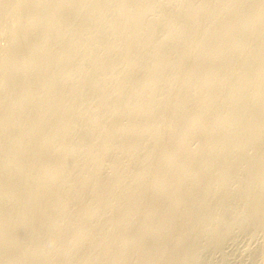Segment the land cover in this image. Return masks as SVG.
I'll list each match as a JSON object with an SVG mask.
<instances>
[{
	"label": "rangeland",
	"instance_id": "1",
	"mask_svg": "<svg viewBox=\"0 0 264 264\" xmlns=\"http://www.w3.org/2000/svg\"><path fill=\"white\" fill-rule=\"evenodd\" d=\"M67 0V2L65 0H38L34 2V0H0V135H3L2 137L0 136V168L4 165V167H2L0 169V173L1 171L4 170V174L3 172L0 174V200H1V205H0V248H5V249H0V264H10V262L12 264H61L60 262H62V264H69L70 258L72 259L70 261V264H74L73 259L75 261V264H82L83 262L86 264H180L182 262H184L185 264H264V202H260V201H264V183H262V181H264V90H262L261 86H264V0H251L252 2H250V0H178V1H174V0ZM107 1V2H106ZM119 1V2H118ZM138 1V3H137ZM142 1V2H141ZM157 1V2H155ZM168 1V3H167ZM170 1V2H169ZM172 1V2H171ZM192 1V2H191ZM221 1V2H220ZM241 1V2H239ZM249 1V2H248ZM57 2H59L58 5ZM91 2V3H90ZM97 2V3H96ZM118 2L119 5L116 3ZM132 2V3H131ZM136 2V3H135ZM153 2H155L153 4ZM180 2V4L178 3ZM212 2V4H211ZM217 2V3H216ZM237 2V3H236ZM32 3V4H31ZM48 3V4H47ZM50 3V4H49ZM71 5H70V4ZM81 3V4H79ZM96 3V4H95ZM107 3V4H106ZM115 3V5H114ZM167 3V4H166ZM199 3V4H198ZM204 3V4H202ZM223 3V4H222ZM37 4V6H35ZM44 4V5H42ZM55 4V5H54ZM67 6H66V5ZM85 4V5H84ZM116 4L118 6H116ZM124 4V5H123ZM132 4V5H130ZM134 4V6H133ZM145 4V5H144ZM147 4V5H146ZM160 4V5H159ZM166 4V5H165ZM172 4V5H171ZM214 4V5H213ZM226 4V5H225ZM233 4V5H232ZM81 5V6H80ZM88 5V6H87ZM93 5V6H92ZM99 5V6H97ZM114 5V6H113ZM149 5V6H148ZM179 5V6H178ZM183 5V6H182ZM210 5V6H209ZM213 5V6H212ZM258 5V7H257ZM34 6V7H33ZM55 6V7H54ZM66 6V7H65ZM78 6V7H77ZM85 6V7H84ZM97 6V7H96ZM124 6V7H123ZM127 6V7H126ZM130 6V7H129ZM143 6V7H141ZM147 6V7H146ZM157 6V7H155ZM159 6H161L162 8H160ZM168 6V7H167ZM182 6V7H181ZM188 6V7H187ZM196 6V8H195ZM202 6V7H201ZM206 6V8L204 7ZM212 6V7H211ZM220 6V7H219ZM232 6V7H231ZM250 6V7H249ZM49 7V8H48ZM54 7V8H53ZM71 7L74 9V11L71 9ZM93 7V8H92ZM102 9H101V8ZM141 9H140V8ZM153 7V8H152ZM155 7V8H154ZM174 9H173V8ZM217 7V8H216ZM226 7V8H224ZM261 7V9L259 8ZM39 8V9H38ZM95 8H97L95 10ZM105 8V9H104ZM114 8V9H113ZM124 8V9H123ZM127 8V9H125ZM136 10H135V9ZM158 8V9H157ZM177 8V9H176ZM182 8V9H181ZM229 8V9H228ZM240 8V9H239ZM259 8V10H258ZM47 9V10H46ZM57 9V11L55 10ZM60 9V10H58ZM88 9V10H87ZM101 9V10H100ZM111 9V10H110ZM120 9V10H119ZM146 9V10H145ZM162 9V10H161ZM167 10V13L166 10ZM198 9V10H197ZM204 9V10H203ZM222 9V10H221ZM234 9V12H233ZM245 9V10H242ZM38 12H37V11ZM46 10V11H45ZM54 10V11H53ZM83 10V11H82ZM105 10V11H104ZM109 10V11H108ZM122 10V11H121ZM130 10V11H129ZM145 12H144V11ZM149 10V11H148ZM154 10V11H153ZM170 10V11H169ZM181 10V11H180ZM202 10V11H201ZM206 10V11H205ZM208 10V11H207ZM212 10V11H210ZM251 10V11H250ZM61 12V13H57V12ZM95 11V15L94 12ZM112 11V12H111ZM117 11V12H116ZM159 11V12H158ZM164 13H163V12ZM193 11V12H192ZM218 11V12H217ZM221 11V12H220ZM225 11V12H224ZM253 11V12H252ZM260 11V12H259ZM32 12V13H31ZM66 12V13H65ZM71 12V13H70ZM77 12V13H76ZM80 12V13H79ZM86 14H85V13ZM93 14H92V13ZM97 12V13H96ZM107 12V13H106ZM108 12H110L111 14H113L111 16V14H109ZM126 12V13H124ZM141 12V14H140ZM162 12V13H161ZM170 12V13H168ZM173 12V13H172ZM197 12V14H196ZM201 12V13H200ZM217 12V13H216ZM224 12V15H222ZM262 12V13H261ZM37 13V14H35ZM53 13V14H52ZM105 13V14H104ZM136 13V14H135ZM139 13V14H137ZM144 13V14H143ZM146 13V14H145ZM149 13V14H148ZM159 13V15L157 14ZM196 15H195V14ZM212 14V16L209 15ZM219 13V14H218ZM247 13V14H246ZM261 13V14H260ZM32 14V15H31ZM49 14V15H48ZM60 17H59V15ZM64 14V15H63ZM65 14H67L65 16ZM92 14V15H91ZM98 14V15H97ZM103 16H102V15ZM124 14V15H123ZM125 14L127 16H125ZM134 16H133V15ZM168 14V15H167ZM199 14V15H198ZM215 14V15H214ZM249 14V15H248ZM257 14V15H256ZM34 15V17H33ZM138 15V16H137ZM140 15V16H139ZM142 15V18H141ZM147 15V16H145ZM156 17H155V16ZM158 15V16H157ZM185 15V16H184ZM198 15V16H197ZM240 15V16H239ZM242 15V18H241ZM256 15V16H255ZM36 16V18H35ZM51 16V17H49ZM53 16V17H52ZM64 18H63V17ZM78 16V17H77ZM93 16V17H92ZM104 16L107 18H104ZM118 16V17H117ZM132 16V17H131ZM144 16V17H143ZM165 16V17H164ZM168 18H167V17ZM179 16V17H178ZM181 16V17H180ZM193 16V18L191 17ZM197 16V17H196ZM200 16V17H199ZM205 16V17H204ZM214 16V17H213ZM232 16V17H231ZM238 16V17H237ZM254 16V18H253ZM29 17V18H28ZM33 17V18H32ZM57 17V18H56ZM88 17V18H87ZM100 17V18H99ZM113 19L110 20L109 19ZM224 17V18H223ZM226 17V18H225ZM246 17V18H245ZM249 17V19H248ZM257 19H256V18ZM40 18V19H39ZM52 18V19H51ZM62 18V19H61ZM83 18V19H80ZM106 20H104V19ZM117 18V19H116ZM119 18V19H118ZM131 19V24H130V19ZM144 18V19H143ZM150 20H148V19ZM152 18V19H151ZM160 18V19H159ZM163 18V20H162ZM173 18V19H172ZM181 18V19H180ZM185 18V19H184ZM187 18V19H186ZM259 18V19H258ZM30 21H29V20ZM35 21H34V20ZM55 19V20H53ZM89 19V20H88ZM93 19V21L91 20ZM100 19V20H99ZM122 19V20H121ZM125 19V20H123ZM136 19V20H135ZM155 19H157V22L155 21ZM196 19V20H195ZM201 19V20H200ZM212 19V20H211ZM215 19V20H214ZM254 19V20H253ZM67 20V21H66ZM104 20V22H103ZM121 22H120V21ZM128 20V22H127ZM133 20V21H132ZM146 20V22H145ZM170 22H169V21ZM179 20V23L177 22ZM184 20V21H183ZM229 20V22H228ZM235 20V21H234ZM242 24H241V22ZM243 20V21H242ZM253 20V21H252ZM34 21V22H33ZM97 21V22H96ZM110 21V22H109ZM127 22L126 24L124 23ZM140 21V22H139ZM154 21V22H152ZM163 21V22H162ZM166 21V22H164ZM173 21V22H171ZM197 21V22H196ZM216 21V22H215ZM245 21V22H244ZM27 22V23H26ZM33 22V24H32ZM35 22H36V26H35ZM39 22V23H38ZM82 22V23H81ZM87 22V23H86ZM94 22V23H93ZM100 22V23H98ZM112 22V23H111ZM114 22V23H113ZM120 22V23H119ZM134 22V23H133ZM150 24H149V23ZM186 22H187V27H186ZM189 22V23H188ZM202 22V23H201ZM235 25H234V23ZM250 22V23H249ZM252 22V23H251ZM41 23V24H40ZM48 25H47V24ZM52 23V24H51ZM55 23V25H54ZM61 23H63L61 25ZM68 23V24H67ZM75 23V24H74ZM122 23V24H121ZM124 23V24H123ZM158 25H157V24ZM26 24V25H25ZM29 24V25H28ZM44 24V26H43ZM51 24V25H50ZM57 24V25H56ZM80 24V25H79ZM98 24V25H97ZM105 26H104V25ZM110 24V26H109ZM133 24V25H132ZM135 24V25H134ZM137 24V25H136ZM154 24V25H153ZM179 26H178V25ZM218 26H217V25ZM232 24V25H231ZM240 24V25H239ZM259 26H258V25ZM24 25V26H23ZM28 25V26H27ZM41 25V27H40ZM59 25V26H58ZM72 25V26H71ZM77 27H76V26ZM83 25V26H82ZM90 25V26H89ZM121 25V26H119ZM139 25V26H138ZM151 25V26H150ZM165 25V26H164ZM198 25V26H197ZM209 25V26H208ZM213 25V26H212ZM32 26V27H30ZM50 26V27H49ZM69 26V27H68ZM75 28H74V27ZM81 26V27H80ZM89 26V28H88ZM92 26V28H91ZM96 26V27H95ZM102 26V28H101ZM115 26V27H114ZM126 26V28H125ZM168 26V28H167ZM175 26V27H174ZM197 26V27H196ZM207 26V27H206ZM21 27H23L21 29ZM25 27V28H24ZM52 27V28H51ZM55 29H54V28ZM64 28V29H61ZM68 27V29H67ZM97 27L99 29H97ZM111 27V29H110ZM114 27V29H113ZM139 27V28H138ZM159 27V28H157ZM162 27V28H161ZM230 27V28H229ZM239 27V28H238ZM258 27V28H257ZM36 28V29H35ZM59 30H58V29ZM71 28L72 32H71ZM82 30H80V29ZM95 28V29H94ZM106 28V29H105ZM109 28V29H108ZM116 28V29H115ZM119 28V31H118ZM142 28V29H141ZM161 28V30H160ZM198 28V29H197ZM203 28V29H202ZM212 28V29H211ZM29 29V30H28ZM33 29V31H32ZM49 29V30H48ZM51 29V30H50ZM85 29V30H83ZM93 29V30H92ZM101 29V30H100ZM125 29V30H124ZM157 29V31L155 30ZM164 29V30H162ZM214 29V31H212ZM246 31H245V30ZM248 29L252 30L249 31ZM258 29V30H257ZM41 30V31H40ZM64 30V31H63ZM92 30V32H91ZM116 32H115V31ZM125 31V32H122ZM143 30V31H142ZM167 30V31H166ZM174 30V31H173ZM23 33H22V32ZM35 31V32H34ZM39 31V33H38ZM51 31V32H50ZM58 31V32H57ZM86 34H85V32ZM90 31V32H89ZM101 31V32H100ZM118 31V32H117ZM131 31V32H130ZM142 31V32H140ZM152 31V32H151ZM160 31V32H159ZM163 31V32H162ZM181 31V32H180ZM201 31V32H200ZM212 31V32H211ZM228 31V32H227ZM235 31V32H234ZM26 32V33H25ZM33 32V33H31ZM46 32H48V34H46ZM71 32V33H70ZM95 35H94V33ZM99 34H98V33ZM108 32V33H107ZM110 32V33H109ZM128 32V33H127ZM130 32V33H129ZM159 32V33H158ZM172 32V33H171ZM175 32V33H174ZM188 32V33H187ZM195 32L197 34H195ZM227 32V33H226ZM248 32V33H247ZM257 32V33H256ZM23 35H22V34ZM35 33V34H34ZM38 33V35H37ZM44 33V34H43ZM50 33V34H49ZM65 33V34H64ZM70 33V34H69ZM93 36V38H91V34ZM127 33V34H126ZM141 33V35H140ZM166 33V34H165ZM168 33V34H167ZM174 33V34H173ZM238 33V34H237ZM241 33V34H240ZM259 33V35H258ZM21 34V36H20ZM29 34V35H28ZM32 34V35H31ZM54 36H53V35ZM58 34V36H57ZM78 34V35H77ZM112 34V35H111ZM115 36H114V35ZM119 36H118V35ZM153 34H156L153 36ZM173 34V35H172ZM186 34V35H185ZM200 34V35H198ZM217 34V35H216ZM230 37H229V35ZM246 36H245V35ZM251 36H250V35ZM254 34V35H253ZM68 35V36H67ZM75 35V36H74ZM81 35V36H80ZM87 35V36H86ZM99 35H101L99 37ZM104 35V36H102ZM108 35V36H107ZM140 37H139V36ZM166 35V36H165ZM168 35V36H167ZM211 35V36H210ZM225 35V36H224ZM227 35V36H226ZM262 35V36H261ZM24 36V38H23ZM26 36V38H25ZM39 38H38V37ZM46 36V37H45ZM50 36H52L50 38ZM64 36V37H63ZM85 36V37H84ZM97 36V37H95ZM111 36V37H110ZM133 36V37H132ZM160 36V37H159ZM183 36V37H182ZM186 36V37H185ZM193 36V37H192ZM196 36V37H195ZM199 36V37H198ZM221 36V37H219ZM243 36V37H242ZM22 39V40H20ZM59 37V38H58ZM69 37V38H68ZM82 39H81V38ZM87 37V38H86ZM108 37V38H107ZM117 37V38H116ZM126 37V38H125ZM139 37V38H138ZM144 37V38H143ZM203 37V38H202ZM36 38V40H35ZM57 38V39H56ZM72 38V39H71ZM77 38V39H76ZM89 38V39H88ZM92 40H91V39ZM96 40H95V39ZM103 38V39H102ZM123 38V40H121ZM128 38V39H127ZM143 38V39H141ZM152 38V39H151ZM158 38V39H156ZM162 38V39H161ZM177 38V39H176ZM197 38V39H196ZM202 38V39H201ZM219 38V39H218ZM230 38V39H229ZM234 38V40H233ZM241 38V39H240ZM249 38V39H248ZM252 40H251V39ZM19 39V40H18ZM42 39V40H41ZM62 39V40H61ZM67 39V40H66ZM75 39V40H74ZM79 39V40H78ZM114 41H113V40ZM140 39V40H139ZM179 39V40H178ZM204 39V40H203ZM209 39V40H207ZM260 39V40H259ZM16 40V41H15ZM39 40V41H38ZM55 40V41H54ZM71 40V42H70ZM74 40V41H73ZM78 40V42H76ZM88 40V41H87ZM99 40V41H98ZM106 40V41H105ZM134 40V41H132ZM145 40V41H144ZM150 40V41H149ZM152 40V42H151ZM162 40V41H161ZM198 42H197V41ZM201 40V41H200ZM203 40V41H202ZM222 40V41H221ZM224 40V42H223ZM250 40V41H249ZM18 41V42H17ZM24 41V42H23ZM26 41V42H25ZM35 43H33V42ZM38 41V42H37ZM43 41V42H42ZM49 41V43H48ZM54 41V42H53ZM61 44H60V42ZM87 41V42H86ZM93 44H91L90 42ZM98 41V42H96ZM112 41V42H111ZM195 41V42H194ZM255 41V42H254ZM260 43H259V42ZM17 42V43H16ZM47 42V43H46ZM86 42V43H85ZM100 42V44H99ZM105 42V43H104ZM109 42V43H108ZM111 42V44H110ZM114 42V43H113ZM131 43L129 45V43ZM172 42V44H171ZM186 42V43H185ZM192 42V43H191ZM217 42V43H216ZM248 42V43H247ZM19 43V44H18ZM22 43V44H21ZM39 43V44H38ZM43 43V44H42ZM46 43V45H45ZM64 43V44H63ZM69 43V44H68ZM75 43V44H74ZM84 43V44H83ZM104 43V44H103ZM113 43V46H111ZM133 43V44H132ZM138 43V44H137ZM141 43V44H140ZM150 45H148V44ZM156 43V44H155ZM180 43V44H179ZM196 43V44H195ZM27 44V46H26ZM31 44V45H30ZM55 47H52V45ZM59 44V45H58ZM67 44V45H66ZM80 44V45H77ZM110 44V45H109ZM123 44V45H122ZM126 44V45H125ZM128 44V45H127ZM137 44V45H135ZM161 46H160V45ZM166 44V46H165ZM192 44V45H191ZM205 44V45H204ZM213 44V45H212ZM239 44V45H238ZM246 44V45H245ZM257 44V45H256ZM15 45V46H14ZM37 47H36V46ZM41 45V46H40ZM65 45V46H63ZM72 45V46H71ZM93 45V46H92ZM97 45V46H95ZM104 45V46H102ZM134 45V46H133ZM144 45V46H143ZM170 45V46H169ZM195 47H194V46ZM203 45V46H201ZM230 45V47H229ZM31 46V47H30ZM61 49H60V47ZM76 46V47H75ZM192 46V47H191ZM197 46V48H196ZM208 46V47H207ZM210 46V47H209ZM221 46V47H220ZM233 46V47H232ZM254 46V47H253ZM259 46V47H258ZM13 47V48H12ZM16 47V48H15ZM29 47V49H28ZM35 47V48H32ZM49 47V48H47ZM58 47V48H57ZM68 47V48H67ZM83 47V48H82ZM90 47V48H89ZM100 47V48H99ZM125 47V48H124ZM152 47V48H151ZM163 47V48H162ZM167 47V48H166ZM214 51H212L213 49ZM227 47V48H226ZM239 47V48H238ZM242 47V48H241ZM46 48V49H45ZM53 52H52V50ZM55 48V49H54ZM65 48V49H64ZM81 48V49H80ZM103 48V49H102ZM105 48V50H104ZM149 48V50H148ZM158 48V49H157ZM169 48V49H168ZM184 48V50H183ZM204 48V49H203ZM209 48V49H208ZM220 50H219V49ZM231 48V49H230ZM238 48V49H237ZM241 48V49H240ZM247 48V49H246ZM255 48V49H254ZM258 48V49H257ZM262 50H261V49ZM12 49V50H11ZM21 49V50H20ZM28 50L29 52L25 51ZM35 49V50H34ZM85 49V50H84ZM101 51H100V50ZM116 49V50H115ZM119 51H118V50ZM139 49V50H138ZM145 49V50H144ZM193 49V50H192ZM211 49V50H210ZM8 50V51H7ZM20 50V51H18ZM39 50V52H38ZM41 50V51H40ZM83 50V51H82ZM88 50V51H87ZM98 50V51H96ZM131 50V51H130ZM135 50V53H134ZM144 50V51H143ZM157 50V51H154ZM168 50V52H167ZM189 52L190 50L192 52H189L187 54V52ZM189 50V51H188ZM222 50V51H221ZM241 50V52H240ZM245 50V51H244ZM247 50V51H246ZM258 50V51H257ZM12 51V52H11ZM37 51V52H36ZM46 51V52H45ZM48 51V52H47ZM61 51V53H60ZM63 51V53H62ZM124 51V53H123ZM183 51V52H182ZM204 51V52H203ZM210 51V52H208ZM219 51V52H217ZM221 51V52H220ZM230 53H228V52ZM7 52L10 54H7ZM24 52V53H23ZM44 55H43V53ZM73 52V53H72ZM77 52V53H76ZM79 52V53H78ZM83 52V53H82ZM94 52V53H92ZM112 52L114 54H112ZM139 52V53H138ZM142 55H141V53ZM146 52V53H145ZM148 52V53H147ZM153 52V53H152ZM160 52V53H159ZM166 52V53H165ZM171 52V53H170ZM181 52V53H180ZM226 52V53H225ZM250 52V53H249ZM253 52V53H252ZM15 53V54H14ZM27 53V54H26ZM33 55H32V54ZM36 53V54H35ZM42 53V54H41ZM55 53V54H54ZM66 53V54H65ZM85 53V54H84ZM87 53V54H86ZM105 55H104V54ZM118 53V55H117ZM214 53V55H213ZM261 53V54H260ZM35 54V55H34ZM41 54V55H40ZM51 54V55H50ZM73 54V55H72ZM101 54V55H100ZM131 54L133 56H131ZM138 54V55H137ZM190 54V55H189ZM194 54V55H193ZM209 54V55H208ZM222 54V56H221ZM228 54V55H227ZM251 56H250V55ZM254 54V55H253ZM3 55V56H2ZM32 55V56H31ZM39 55V56H38ZM67 55V58L66 56ZM72 55V56H71ZM87 55V56H86ZM91 55V56H90ZM93 55V56H92ZM113 57H112V56ZM124 57H120L123 56ZM129 55V56H128ZM145 55V56H143ZM154 55V56H153ZM157 55V56H156ZM170 55V58H169ZM199 55V56H198ZM212 55V56H211ZM235 55V56H234ZM244 55V57H243ZM247 55V56H246ZM260 55V56H259ZM8 56V57H7ZM10 56V57H9ZM27 56V57H26ZM36 56V57H35ZM70 56V57H69ZM95 56V57H94ZM105 56V58L103 57ZM192 56V57H191ZM195 56V57H194ZM198 56V57H197ZM227 56V57H226ZM26 57V58H25ZM38 57V58H37ZM42 57V58H41ZM45 57V58H44ZM157 57V58H155ZM203 57V58H202ZM248 57V58H247ZM6 58V59H5ZM10 58V59H9ZM12 58V60H11ZM29 58V60L27 59ZM58 58V59H57ZM69 58V60H68ZM80 58V59H79ZM92 58V59H91ZM95 58V60L93 59ZM98 58V60H97ZM116 58V59H115ZM141 58V59H140ZM152 58V59H151ZM169 58V59H168ZM174 58V59H172ZM189 58V59H188ZM191 58V59H190ZM199 58V59H198ZM217 58V59H216ZM242 58V59H241ZM18 59V60H17ZM40 59H41V63H40ZM46 59V60H44ZM57 59V60H56ZM64 59V60H63ZM67 59V60H66ZM71 59V60H70ZM74 59V60H73ZM87 59V60H86ZM90 59V60H89ZM111 59V60H110ZM127 59V60H125ZM139 59V60H138ZM154 59V60H153ZM214 59V60H213ZM221 59V60H220ZM223 59V60H222ZM231 59V61H230ZM249 59V60H248ZM251 59V60H250ZM35 60V62H34ZM39 60V61H38ZM48 60H50L49 62H47ZM94 60V62H92ZM123 60V61H122ZM148 60V63H147ZM158 60V62H157ZM168 60V61H167ZM181 60V62H180ZM191 60V62H190ZM196 60V61H194ZM237 63H235V61ZM247 62H246V61ZM4 61V62H3ZM11 61V62H10ZM29 61V63L27 62ZM57 61V62H56ZM59 61V63H58ZM66 61V62H65ZM161 61V62H160ZM199 61H201L202 63H200ZM230 61V63H229ZM234 61V62H233ZM251 61V63H250ZM2 62V63H1ZM15 62V63H14ZM31 62V63H30ZM63 62V63H62ZM65 62V63H64ZM111 62H113L111 64ZM115 62V63H114ZM128 62V64H127ZM136 62V63H135ZM140 62V63H139ZM149 62L151 65H149ZM197 62V63H196ZM210 62V63H209ZM17 63V64H16ZM33 63V64H32ZM36 63V64H34ZM53 63V64H52ZM57 63V64H56ZM85 65H84V64ZM91 63V64H90ZM120 63V65H119ZM126 63V64H125ZM138 63V64H137ZM158 63V64H157ZM174 63V64H173ZM179 63V64H176ZM184 63V64H182ZM196 63V64H195ZM207 63H209V66L207 65ZM3 64V65H2ZM8 64V65H7ZM11 64V65H10ZM29 66H28V65ZM40 64V65H39ZM50 64V65H49ZM55 64V65H54ZM71 64V66H70ZM78 64V65H77ZM111 64V65H110ZM190 64V65H189ZM193 64V65H192ZM206 64V65H205ZM227 64V65H226ZM251 64V65H250ZM254 64V65H253ZM52 65V66H51ZM66 65V66H65ZM74 65L75 68H73L72 66ZM76 65V66H75ZM80 65V66H79ZM83 65V66H82ZM102 65V66H101ZM127 65V66H125ZM138 67H137V66ZM149 67H148V66ZM160 65V66H159ZM185 65V66H184ZM187 65V66H186ZM200 67H199V66ZM207 67H205V66ZM236 65V66H235ZM240 65V66H238ZM31 66H33L31 68ZM51 66V67H50ZM79 66V67H78ZM95 66V67H94ZM99 66V67H98ZM111 66V67H110ZM117 66V67H116ZM121 66V67H120ZM131 66V67H130ZM133 66V68H132ZM136 66V68H135ZM145 66H147V69L145 68ZM183 66V67H182ZM221 66V68H220ZM228 66V68H227ZM244 66V67H243ZM3 67H5L3 69ZM13 67V68H12ZM15 67V68H14ZM36 67V68H34ZM37 67H40L37 68ZM47 67V69H46ZM53 67V68H52ZM63 67V68H62ZM71 67V69H70ZM107 67V68H106ZM144 67V68H143ZM167 67V68H166ZM169 67L171 69H169ZM174 67V69H173ZM180 67V68H179ZM196 67L199 69H196ZM202 67V68H201ZM235 67V68H234ZM253 67V69H252ZM19 70H18V69ZM24 68V69H23ZM29 68V69H28ZM44 71H43V69ZM52 71H50L51 69ZM99 68V70H98ZM119 68V69H118ZM125 68V69H124ZM183 71H182V69ZM195 68V69H194ZM237 68V69H236ZM259 68V69H258ZM14 69V70H13ZM32 69V70H31ZM36 69V70H35ZM62 69V70H61ZM69 69V71H68ZM73 69V70H72ZM93 69V71H92ZM116 69V70H115ZM118 69V70H117ZM124 69V70H122ZM129 69L130 72L128 71ZM144 69V71H143ZM153 69V70H152ZM177 69V70H176ZM188 69V71H187ZM222 69V70H221ZM225 69V70H224ZM261 69V72L259 71ZM7 72H5V71ZM19 72H18V71ZM31 70V71H30ZM64 70V71H63ZM67 70V71H66ZM72 70V71H71ZM97 70V71H96ZM107 70V71H106ZM142 70V71H141ZM146 70V72H145ZM160 70V71H159ZM170 70V71H169ZM194 70V71H193ZM196 70V71H195ZM207 72H206V71ZM216 70V71H215ZM221 70V72H220ZM17 71V72H16ZM24 71V72H23ZM46 71V74H45ZM84 73H83V72ZM110 71V72H109ZM135 73H134V72ZM148 71V72H147ZM156 71V72H155ZM158 71V72H157ZM162 71H164L163 73H161ZM181 71V72H180ZM192 71V72H191ZM227 71V72H226ZM252 71V72H251ZM259 71V72H258ZM14 72V73H13ZM21 72L23 74H21ZM31 72V74H29ZM88 72H91L90 74ZM93 72V74H92ZM107 72V73H106ZM119 72V73H118ZM122 72V73H121ZM171 74H170V73ZM176 72V73H175ZM188 72V73H187ZM212 72V73H211ZM214 72H216L214 74ZM11 73V74H10ZM41 73V75L39 74ZM49 73V74H48ZM104 73V74H103ZM109 73V74H108ZM124 73V74H123ZM137 73V74H136ZM140 73V74H139ZM156 75H155V74ZM158 73V75H157ZM197 73V74H196ZM204 73V74H203ZM259 73V74H258ZM27 74V75H26ZM33 74V75H32ZM45 74V75H44ZM52 74V75H51ZM55 74V75H54ZM67 74V75H66ZM107 76H106V75ZM111 74V75H110ZM121 74H123V76H121ZM149 74V76H148ZM177 74V75H175ZM181 74V75H179ZM249 74V75H248ZM260 76H257V75ZM4 75V76H3ZM8 75V77H7ZM23 75V76H22ZM54 75V76H53ZM70 75V76H69ZM71 75L73 77H71ZM87 75V76H86ZM135 75V76H133ZM141 75V76H140ZM145 75V76H144ZM153 75V76H152ZM155 75V76H154ZM163 75V77H162ZM169 75V76H168ZM175 75V77H174ZM185 75V76H184ZM205 75V76H204ZM27 76V77H26ZM30 76V79L28 78ZM39 76V77H38ZM41 76V78H40ZM62 76V77H61ZM82 78H81V77ZM91 76V77H90ZM153 78H152V77ZM165 76V78H164ZM257 76V79L255 78ZM5 77V78H4ZM24 77V78H22ZM36 77V78H35ZM57 80V78H59ZM90 77V78H89ZM115 77V79H114ZM122 77V78H121ZM128 77V78H127ZM150 77V78H149ZM168 77V79H166ZM174 77V78H173ZM178 77V78H177ZM182 77V78H181ZM208 77V78H206ZM215 77V78H214ZM13 78V79H12ZM17 78V79H16ZM33 78V79H31ZM45 80H43V79ZM71 78V79H70ZM75 78V79H74ZM87 78L89 80H87ZM113 78V79H112ZM134 78V79H133ZM160 80H159V79ZM163 78V79H162ZM173 78V79H172ZM178 80H177V79ZM221 78V79H220ZM234 78V79H233ZM7 79V80H6ZM23 79H24V83H23ZM28 79V81H27ZM64 79V80H63ZM77 79V80H76ZM82 79V80H81ZM107 79V80H106ZM113 81H112V80ZM125 81H124V80ZM133 79V80H131ZM147 82H146V80ZM154 79V81H153ZM156 79V80H155ZM166 79V80H165ZM185 79H187L185 81ZM191 80V82L188 81ZM202 79V80H201ZM10 80V81H9ZM31 80V81H30ZM35 80V82H33ZM44 82H42V81ZM66 80V81H65ZM68 80V81H67ZM85 82H84V81ZM121 80V81H120ZM129 80H131V82H129ZM141 80V81H140ZM228 80V81H227ZM235 80V81H234ZM27 81V82H26ZM46 81V82H45ZM91 81V82H90ZM127 81V82H126ZM133 81V82H132ZM153 81V82H152ZM161 81V82H160ZM195 81V83H194ZM207 81V82H206ZM9 82V83H8ZM52 82V83H51ZM61 85H60V83ZM64 82V83H63ZM71 84H70V83ZM74 82V83H73ZM80 82V83H79ZM84 86H83V84ZM103 82V83H102ZM149 82V83H148ZM160 82V83H159ZM178 82V83H177ZM180 82V83H179ZM184 82V84H183ZM197 82V83H196ZM205 82V83H204ZM26 83V84H25ZM30 85H29V84ZM32 83V84H31ZM43 83V84H42ZM51 83V84H50ZM66 83V84H65ZM69 83V84H68ZM114 83H116L114 85ZM118 83V84H117ZM134 83V84H132ZM146 83V84H145ZM154 83V84H152ZM182 83V84H181ZM194 83V84H193ZM211 83V84H210ZM221 83V84H220ZM254 83V84H253ZM14 84V85H12ZM54 84V85H53ZM68 84V85H67ZM87 86H86V85ZM112 84V85H111ZM126 84V86H124ZM132 84V85H130ZM139 84V85H138ZM160 84V85H159ZM172 84V86H171ZM181 84V85H180ZM189 84V85H188ZM205 84V85H202ZM219 84V85H217ZM254 87H253V85ZM33 85V86H32ZM44 85V86H43ZM47 85L49 88L50 86H54L53 90L50 88H47ZM61 87H59V86ZM90 85V86H89ZM93 85V88L91 87ZM106 85V86H105ZM123 85V86H122ZM144 85V86H142ZM149 85H151L149 87ZM176 85H179L176 86ZM207 85V86H206ZM217 85V87H215ZM225 85V86H224ZM12 86V87H11ZM17 88H15V87ZM32 88H31V87ZM35 86V87H34ZM43 86V87H42ZM64 86V87H62ZM68 86V87H67ZM79 86V87H78ZM97 86V87H96ZM115 86V88H114ZM192 86V87H191ZM199 88H198V87ZM205 86V88H204ZM227 86V87H226ZM237 86V88H236ZM257 86V87H256ZM11 89H10V88ZM81 87V88H80ZM85 87V89H84ZM88 89H87V88ZM91 87V88H90ZM107 87V88H106ZM123 87V89H121ZM136 87V88H135ZM139 87V88H137ZM144 87V88H143ZM147 87H149L148 89H146ZM165 87V88H164ZM171 87V88H170ZM8 88V89H7ZM15 88V89H14ZM19 88V89H18ZM48 90H47V89ZM70 88V89H69ZM72 88V89H71ZM77 88V90H76ZM111 88V89H110ZM114 88V89H113ZM128 88V89H126ZM181 88V89H179ZM207 88V89H206ZM7 89V90H5ZM10 89V90H9ZM14 89V91H13ZM25 89V90H24ZM32 89V90H31ZM65 89V90H64ZM69 89V90H68ZM117 89V90H116ZM137 89V90H136ZM162 89V91H161ZM174 89V90H173ZM179 89V90H178ZM185 89V90H183ZM194 89V90H193ZM211 89H214L211 91ZM223 89V90H222ZM32 91V96L29 95L31 94ZM37 90H39V92H37ZM60 90V91H59ZM76 90V91H74ZM84 90V91H82ZM102 90V91H101ZM128 90V91H126ZM130 90V92H129ZM173 90V91H172ZM177 90V91H176ZM181 90V91H180ZM197 90V91H196ZM205 90V91H204ZM239 90V91H238ZM241 90V91H240ZM252 90V91H250ZM258 90V91H257ZM260 90V91H259ZM3 93H2V92ZM5 91V92H4ZM13 91V92H12ZM48 91V92H47ZM81 91V92H80ZM101 91V92H100ZM105 91V92H104ZM111 91V92H109ZM119 93H118V92ZM136 91V93L134 92ZM147 91V92H145ZM159 93H158V92ZM194 91V92H193ZM255 91V92H254ZM11 92V93H10ZM24 92V93H22ZM52 92H54L53 95ZM86 94H84V93ZM90 92V93H89ZM98 92V93H97ZM100 92V93H99ZM115 92V93H113ZM129 92V93H128ZM145 92V93H144ZM171 92V93H170ZM175 94H174V93ZM181 92V93H180ZM190 92V93H189ZM206 94H205V93ZM212 92V94H211ZM249 92H251L249 94ZM6 93V94H5ZM69 93V95H68ZM76 93V94H75ZM105 93V94H104ZM166 93V94H165ZM169 93V94H168ZM179 93V94H178ZM187 96H186V94ZM236 95H235V94ZM241 93V94H240ZM2 94V95H1ZM10 94V95H8ZM49 94H51L53 97H51L50 95V99L48 98ZM92 94V98L91 97ZM110 94V95H109ZM113 94V95H112ZM154 94V95H153ZM157 94V95H156ZM185 94V95H184ZM208 94V95H207ZM211 94V95H210ZM5 95V96H4ZM7 95V97H6ZM47 95V96H46ZM65 95V97H64ZM73 95V96H71ZM80 95V96H79ZM81 95H85L82 98ZM125 95V96H124ZM134 95V96H133ZM178 95V96H175ZM257 95V96H256ZM10 96V98H9ZM24 96H26L27 98L24 99ZM34 96V97H33ZM46 96V97H45ZM56 96V97H55ZM58 96V97H57ZM61 98H60V97ZM68 96V97H67ZM71 96V97H70ZM75 96V97H74ZM87 96H89L87 98ZM98 96V97H97ZM101 96V97H100ZM103 96V97H102ZM113 96V97H112ZM115 96V98H114ZM118 96V97H117ZM124 96V97H123ZM137 96V97H136ZM139 96V97H138ZM150 96V97H149ZM157 96V98H156ZM182 96V98H180ZM186 96V97H185ZM207 96V97H206ZM221 96V97H220ZM236 96V97H235ZM239 96V97H238ZM254 96V97H253ZM19 97V98H17ZM78 97V98H76ZM99 97L101 99H99ZM112 97V98H111ZM132 97V98H131ZM142 97V98H141ZM146 97V98H144ZM160 97V98H159ZM185 97V98H184ZM192 97V98H191ZM194 97V98H193ZM207 100H205V98ZM230 97V98H229ZM241 97V98H240ZM257 97V98H256ZM30 98V99H29ZM40 98V99H39ZM53 98V100H52ZM58 98V100H57ZM67 100L64 101V99ZM71 98V99H70ZM73 98V99H72ZM86 98V99H85ZM98 98V99H97ZM137 98V99H136ZM189 98V101H187ZM229 98V99H228ZM233 98V99H232ZM246 98V99H245ZM262 98V99H261ZM11 99V100H10ZM14 99V100H13ZM42 99V100H41ZM48 101H45L47 100ZM63 99V100H62ZM77 100L76 101H72L71 100ZM91 99V100H90ZM117 99V100H115ZM128 99V100H127ZM132 99V100H131ZM139 99V100H138ZM145 100V103L142 101ZM162 99V100H161ZM179 99V100H178ZM183 99V100H182ZM225 99V100H224ZM232 99V100H231ZM242 99V101H241ZM248 99V100H247ZM256 99V100H255ZM259 102H258V100ZM23 100V101H22ZM68 100L70 102H68ZM96 100V101H95ZM115 100V101H113ZM122 100V101H121ZM142 102H141V101ZM147 100V101H146ZM152 102H151V101ZM157 100V101H155ZM165 100H167L165 102ZM185 100V101H184ZM222 100V101H220ZM21 101V102H20ZM31 101V102H29ZM51 103H50V102ZM62 101V103H61ZM64 101V102H63ZM84 103H83V102ZM95 101V102H94ZM105 101V102H104ZM138 101V102H137ZM162 101V103H161ZM174 101V102H173ZM198 104H195L197 102ZM205 101V102H204ZM256 101V102H255ZM42 102V103H41ZM44 102V103H43ZM56 102V103H55ZM120 102V104H119ZM123 102V103H122ZM159 104H158V103ZM179 102V104H178ZM186 104H185V103ZM193 102V103H192ZM218 102V103H216ZM248 102V104H247ZM254 102V104H253ZM11 104L10 106H8L9 104ZM26 103V104H25ZM35 103V104H34ZM46 103V104H45ZM55 103V104H54ZM67 103L68 106H67ZM100 103V104H99ZM103 103V104H102ZM105 103V104H104ZM109 103L111 105H109ZM126 103V104H124ZM130 103V104H129ZM138 103V104H137ZM142 103L144 105H142ZM153 103V104H152ZM171 103V104H170ZM173 103V104H172ZM177 103V104H176ZM200 103V104H199ZM227 106H226V104ZM25 104V106H23ZM32 104V105H31ZM41 104V105H40ZM54 104V105H53ZM57 104V106H56ZM64 104V105H63ZM76 104V105H74ZM91 104V105H90ZM169 104V105H168ZM184 104V105H183ZM188 104V105H187ZM192 104V106H191ZM196 108H195V105ZM209 104V105H208ZM215 104V105H214ZM218 104V105H217ZM224 104V105H223ZM13 105V106H12ZM35 105V106H33ZM40 105V106H39ZM71 105V107H70ZM85 105V106H83ZM142 105V106H141ZM200 105V106H199ZM212 105V106H211ZM236 107H235V106ZM248 105L246 108L245 106ZM257 105V107H256ZM262 105V106H261ZM5 106V107H4ZM29 106V107H28ZM63 106H66L63 109ZM90 106V107H89ZM95 106V107H94ZM114 106V107H113ZM123 106V107H122ZM139 106V107H138ZM152 106V107H151ZM181 106V107H180ZM210 106V107H208ZM219 108H218V107ZM231 106V107H230ZM239 106V107H238ZM250 106V107H249ZM24 108V111L21 110ZM44 109H43V108ZM61 107V108H60ZM75 107V108H73ZM93 107V108H92ZM101 107V108H100ZM115 108L114 112L112 111L113 108ZM131 107V108H130ZM147 107V108H146ZM151 107V108H149ZM165 107V108H163ZM168 107V108H167ZM176 107V108H175ZM183 107V108H182ZM188 107V108H187ZM194 107V108H193ZM217 109H215V108ZM227 107V108H226ZM243 107V109H242ZM8 108V109H7ZM12 108V109H11ZM29 108V109H27ZM36 108V109H35ZM47 108V109H46ZM67 108V110H66ZM90 108V109H89ZM120 108V110L118 111V109ZM139 108V109H137ZM153 108L155 111V114L153 112ZM161 108V109H160ZM172 108V110H171ZM175 108V110H174ZM210 109V110H206V109ZM223 108V110H222ZM52 109V110H51ZM61 109V110H60ZM73 109V110H72ZM76 109V110H75ZM80 111H77L79 110ZM82 109V110H81ZM106 109V110H105ZM108 109V110H107ZM128 109L130 111H128ZM151 109V110H150ZM169 111H168V110ZM177 109V110H176ZM180 111H179V110ZM220 109V110H219ZM230 109V110H229ZM262 109V110H261ZM13 110V111H12ZM19 110V111H18ZM30 110V113H29ZM35 110H39V112H35ZM45 110V111H44ZM49 110V111H47ZM71 110V111H70ZM96 110V111H94ZM105 110V111H104ZM141 110V111H140ZM144 110V111H142ZM160 110V111H159ZM167 112H166V111ZM185 110V111H183ZM204 110V111H203ZM214 110H216V112H214ZM226 110V111H225ZM6 111V112H5ZM22 111V113H20ZM33 114H32V112ZM54 111V112H53ZM58 111L61 112L58 114ZM76 111V112H75ZM85 111V112H84ZM107 111V112H106ZM111 111V112H110ZM133 111V112H132ZM140 111V112H139ZM183 113H182V112ZM187 111V112H186ZM191 111V112H190ZM193 111V112H192ZM199 115L198 114L199 112ZM210 111V112H209ZM225 111V113H224ZM229 111V112H228ZM246 113H245V112ZM252 111V112H251ZM9 112V113H8ZM11 112V113H10ZM52 112V113H50ZM71 112V113H69ZM77 114H75V113ZM81 112V113H80ZM88 112V114H87ZM111 113V115L108 114ZM117 112H120L119 114ZM130 112V115H128ZM136 112V114H135ZM145 113V114H142ZM180 112V113H179ZM195 112V113H194ZM202 112V113H201ZM208 112V113H206ZM219 112V113H218ZM242 112V113H240ZM4 116H3V114ZM17 115H15V114ZM43 114V116L41 114ZM54 113V114H53ZM123 113V114H122ZM133 113V114H132ZM160 113V114H159ZM172 113V114H171ZM190 113V114H189ZM194 113V114H192ZM213 113V114H212ZM250 115H249V114ZM7 116H6V115ZM21 114V115H20ZM23 114V115H22ZM26 114V115H25ZM31 114V115H30ZM64 114V115H63ZM75 114V115H74ZM86 114V116H85ZM116 114V115H115ZM167 114V115H166ZM171 114V115H170ZM175 114V115H174ZM192 114V115H191ZM209 114V115H208ZM239 114V115H238ZM242 114V115H241ZM14 117H12V116ZM29 115V116H28ZM41 115V116H39ZM57 115V117L59 118H55ZM69 115L71 116L69 117ZM143 115V116H141ZM161 115V116H160ZM173 115V116H172ZM178 115V116H177ZM188 115V116H187ZM207 115V116H206ZM223 115V118H222ZM237 115V116H236ZM249 115V116H248ZM16 116V117H15ZM22 116V117H21ZM33 116V117H32ZM64 116V118H63ZM79 119H78V117ZM85 118H84V117ZM91 118H90V117ZM103 116V117H102ZM119 116L121 118H119ZM130 118H129V117ZM135 116L137 122L135 119H133ZM152 116V117H151ZM169 116V117H168ZM183 116L185 118H183ZM217 116V117H216ZM226 116V117H225ZM21 119H20V118ZM35 117V118H34ZM44 117V118H43ZM68 119H66V118ZM102 117V118H101ZM108 117V118H106ZM110 117V118H109ZM114 117H116L114 119ZM133 117V118H132ZM145 117V118H143ZM199 117V118H198ZM204 117V118H203ZM206 117V118H205ZM240 117V118H239ZM251 117V118H250ZM6 122H4V120ZM13 118V119H12ZM20 120H19V119ZM46 118V119H45ZM53 120H52V119ZM61 118V119H60ZM83 118L85 120H83ZM95 118V121H94ZM99 118V120L97 119ZM132 118V119H131ZM142 120L141 122H143L141 125L140 120L138 121V119ZM154 118V119H153ZM169 118V119H168ZM173 118V119H172ZM189 118V120H188ZM220 118V119H219ZM225 118V119H224ZM246 118V119H245ZM256 118V119H255ZM12 119V120H11ZM35 119V120H34ZM42 119V120H41ZM57 119V120H56ZM66 119V120H64ZM70 119V120H69ZM112 119V121H111ZM125 119V120H123ZM147 119V120H146ZM158 119V120H157ZM184 121L182 122L181 121ZM186 119V120H185ZM199 119V120H198ZM224 119V120H223ZM242 119V121H241ZM244 119V120H243ZM255 119V120H254ZM8 120V121H7ZM13 120H15L16 122H14ZM19 120V121H18ZM25 120V121H23ZM34 120V121H33ZM44 120V121H43ZM60 120V121H59ZM73 120V121H72ZM87 120V121H86ZM104 120V121H103ZM117 120V123L116 121ZM123 120V121H122ZM168 120V121H167ZM175 120V121H174ZM194 120V121H193ZM202 120L203 123H200ZM10 121V122H9ZM29 121V122H28ZM39 121V122H38ZM51 123H50V122ZM58 121V122H56ZM64 121V122H63ZM73 124L71 125L72 122ZM146 121V122H144ZM148 121V122H147ZM192 121V123H191ZM221 121V122H220ZM248 121V122H247ZM252 123H251V122ZM21 122V123H20ZM42 122H44L45 124L42 125ZM56 122V123H55ZM76 122V123H75ZM100 122L103 123L102 126H100ZM125 122V123H124ZM132 122V123H131ZM136 122V123H135ZM150 122V123H149ZM166 122V123H165ZM180 122V124H182V126L178 123ZM190 122V123H189ZM217 122V123H216ZM219 122V123H218ZM232 122V123H231ZM237 122V123H236ZM261 124H260V123ZM3 125H2V124ZM14 126H11V124ZM15 123V124H13ZM18 123V124H17ZM20 123V124H19ZM25 123V124H24ZM28 123V124H27ZM50 123V124H49ZM58 123V124H57ZM65 125H64V124ZM79 123V124H78ZM134 123V126H133ZM205 123V124H204ZM234 123V124H233ZM251 123V124H250ZM255 123V124H254ZM34 124V125H32ZM36 124V125H35ZM55 126L54 129L53 127H51L52 125ZM93 124V125H92ZM106 124V125H105ZM107 124H109L107 126ZM124 128H123V125ZM127 124V125H126ZM136 124V125H135ZM151 124V126H150ZM186 124V125H183ZM189 124V125H188ZM200 124V125H199ZM215 124V125H214ZM218 124V125H217ZM244 124V125H242ZM258 124V125H257ZM6 125V126H5ZM30 125V126H29ZM32 125V126H31ZM49 125V126H48ZM59 125H61L59 127ZM68 125V126H67ZM78 125V127H77ZM117 125V126H116ZM119 125V126H118ZM122 125V126H121ZM126 125V126H125ZM129 125V126H128ZM145 125V126H142ZM155 125L157 127H155ZM198 125V126H197ZM207 125V126H205ZM221 125V126H220ZM8 126V127H7ZM11 126V127H9ZM20 126V127H19ZM37 126V127H36ZM39 126V128H38ZM72 127L70 129V127ZM100 126V127H99ZM105 126V127H104ZM133 126V127H132ZM165 126V127H163ZM178 126V127H176ZM185 126V127H184ZM205 126V127H203ZM217 126V127H216ZM221 129H220V127ZM235 126V127H234ZM239 126V127H238ZM262 126V127H261ZM13 127V128H12ZM31 127V128H30ZM44 127V128H43ZM67 127V129L69 130L66 131L64 130ZM69 127V128H68ZM74 127V128H73ZM90 129H88V128ZM92 127V128H91ZM103 127V128H102ZM121 131L119 134L118 128ZM139 129H138V128ZM143 127L145 130H143ZM176 130H175V128ZM183 127V128H182ZM196 127V128H195ZM233 127V128H232ZM249 127V128H248ZM10 128V130H9ZM20 132H19V130ZM39 130H37V129ZM51 128V129H50ZM60 128V131H59ZM61 128L63 130V132H61ZM64 128V129H63ZM76 128V129H75ZM78 128V130H77ZM103 130H102V129ZM105 128V129H104ZM115 130H114V129ZM127 128V129H126ZM129 128V129H128ZM179 128V130H177ZM224 128V129H223ZM4 129V130H3ZM45 129V130H44ZM53 129V130H52ZM73 129V131H72ZM88 129V130H87ZM97 129V130H96ZM138 129V130H136ZM153 129V131H152ZM167 129V130H166ZM170 129V130H169ZM184 129V130H183ZM194 129V130H193ZM196 129V130H195ZM15 130V132H14ZM30 130V131H29ZM52 133H51V131ZM71 130V131H70ZM84 130V132L82 131ZM92 130V134L89 132ZM95 130V131H94ZM109 130V131H108ZM131 130V131H130ZM162 130V131H160ZM181 130V131H180ZM188 132H187V131ZM203 130V131H202ZM223 130V131H221ZM249 130V131H247ZM10 133H9V132ZM27 131V132H26ZM48 131L49 134L48 135ZM106 131V132H105ZM117 132V133H113V132ZM125 131L126 135H125ZM130 131V132H128ZM135 131V132H134ZM143 131V132H141ZM164 131V132H163ZM195 131V132H194ZM201 131V132H200ZM220 131V132H219ZM228 131V132H227ZM239 131V132H238ZM241 131V132H240ZM262 131V132H261ZM25 134V136L23 135V133ZM35 132V133H34ZM57 132H59V134H57ZM68 132V133H67ZM71 132H73V134H71ZM77 132H83V134L81 133H77ZM102 135L103 132H105L104 134L109 138L104 135ZM112 132V133H111ZM137 132H140L139 134ZM151 132V134H150ZM159 132V133H157ZM194 134H193V133ZM197 132V133H196ZM216 132V133H214ZM218 132V134H217ZM7 133V134H4ZM14 133V134H13ZM22 133V134H21ZM56 133V134H55ZM63 135H62V134ZM67 133V135H66ZM124 133V134H122ZM129 133L131 135H129ZM144 135H142V134ZM161 133V134H160ZM187 133V134H186ZM192 133V134H190ZM224 133V134H223ZM239 133V134H237ZM254 133V134H253ZM36 134V135H34ZM43 134V135H42ZM55 134V136H54ZM75 134V135H74ZM77 134V136H76ZM114 134L115 138H113L114 136L112 135ZM119 136H118V135ZM133 134H136L135 136ZM138 134V135H137ZM153 134V136H151ZM160 134V135H159ZM165 134V135H164ZM180 134V136L178 135ZM182 134V136H181ZM203 134V135H201ZM223 134V135H222ZM228 134V135H227ZM244 134V135H243ZM257 134V136L255 135ZM20 135V136H18ZM60 135V136H59ZM62 135V136H61ZM74 135L75 138L72 136ZM79 135V136H78ZM84 135V136H83ZM89 135V136H88ZM99 135L102 137L99 138ZM125 135V137H124ZM129 135V136H128ZM133 135V136H132ZM142 135V136H141ZM149 135V136H148ZM189 135V136H188ZM198 135V136H197ZM215 135V136H214ZM221 135V137H220ZM7 136V137H6ZM47 136L49 137L48 140L46 139ZM60 139H58L57 138ZM67 136V138H66ZM93 136V137H92ZM98 136V137H97ZM132 136V137H131ZM145 136V137H144ZM203 136V138H202ZM230 136V138H229ZM249 136V137H248ZM262 136V137H261ZM22 137V139H21ZM25 137V138H24ZM43 137V138H42ZM54 137L56 139H54ZM66 140H65V138ZM79 137V138H78ZM82 137V138H80ZM125 139H123V138ZM136 137V140H135ZM160 139H158V138ZM162 137V138H161ZM183 139H181V138ZM189 137V138H188ZM194 139V141L191 139ZM213 137V139L211 138ZM227 137V138H226ZM237 137V138H235ZM241 137V138H240ZM246 137V138H245ZM248 137V138H247ZM251 137V138H250ZM253 137V138H252ZM262 139H261V138ZM5 138V139H4ZM8 138V139H7ZM12 138V139H11ZM32 138H36V140L32 139ZM91 138L93 140H91ZM127 138V141H126ZM129 138V139H128ZM138 138V139H137ZM144 141H143V139ZM164 138V139H163ZM173 138V139H171ZM178 138V139H177ZM188 138V139H187ZM200 138V140H198ZM223 138V139H222ZM226 138V140L224 139ZM239 138V139H238ZM25 139V140H24ZM39 139H41V145L42 146H46L45 148L42 147L40 145V141H38ZM44 139V140H42ZM54 139V140H53ZM71 139V140H70ZM101 139V142H100ZM112 141H111V140ZM122 139V140H121ZM134 139V140H133ZM153 139V140H152ZM167 139V140H166ZM177 141H176V140ZM210 139V140H209ZM228 139V140H227ZM234 139V140H233ZM237 141H236V140ZM244 139V140H243ZM250 139V140H249ZM3 140V141H2ZM10 140V141H9ZM17 140L19 142H17ZM25 142H24V141ZM29 140V141H28ZM34 140V141H33ZM63 142L60 144H58V141ZM63 140V141H62ZM74 140V142H73ZM77 140V141H76ZM82 140V142H81ZM91 140V141H90ZM100 142H98V141ZM103 140V141H102ZM115 140V141H114ZM118 140V141H117ZM126 144H124L125 142ZM139 140V141H138ZM165 140V141H164ZM179 140V141H178ZM188 140V141H187ZM191 142H190V141ZM202 140V141H201ZM233 140V143H232ZM241 140V141H240ZM254 140V142H253ZM256 140V141H255ZM259 140V141H258ZM31 141V142H30ZM43 141V142H42ZM47 141V143H46ZM50 141H54V142H50ZM67 141V142H66ZM72 141V142H71ZM76 141V142H75ZM81 146L79 147L80 143ZM89 141V142H88ZM111 141V142H109ZM143 141L145 143L141 144ZM158 141V143H157ZM163 141V142H162ZM176 141V143L174 142ZM216 141V142H215ZM228 141V142H227ZM244 141V142H243ZM258 141V142H257ZM13 142V143H12ZM17 142V144L15 143ZM24 142V146L22 145ZM46 144H45V143ZM65 142V143H64ZM79 145H78V143ZM96 142V143H95ZM103 142V143H102ZM109 142V143H108ZM114 142V143H113ZM120 144H117L119 143ZM131 142V143H130ZM137 142V144L135 143ZM160 142V143H159ZM162 142V143H161ZM189 142V143H188ZM210 142V143H209ZM236 142V144H235ZM238 142V143H237ZM247 142V143H246ZM257 142V143H256ZM9 143V144H8ZM20 143V144H19ZM30 143V144H29ZM35 143V144H34ZM37 143V145H36ZM44 143V144H43ZM51 143V144H50ZM57 143V144H56ZM70 143V144H69ZM91 143V144H90ZM97 143L99 145H97ZM108 143V144H107ZM151 143V144H149ZM157 143V145H156ZM166 143V144H165ZM175 143V145H174ZM184 143V144H183ZM202 143V144H201ZM232 145H230V144ZM242 143V144H241ZM244 143V145H243ZM255 145H254V144ZM2 144V145H1ZM4 144V146H3ZM27 144H29L30 146H28ZM33 144L35 146V148H33L34 146L31 145ZM39 144V145H38ZM49 144V146H47ZM54 144L56 146H54ZM64 144V145H63ZM65 144H68V146ZM96 144V145H95ZM104 148H103V146ZM123 144V146H122ZM131 144V145H130ZM164 144V145H163ZM173 144V145H172ZM178 144V145H177ZM187 144V145H186ZM200 144V147H198ZM210 144V146L208 145ZM8 145V146H6ZM57 145H60L59 149H57ZM71 145V146H70ZM74 145V146H73ZM78 145V147H76ZM101 145V146H100ZM117 149H116V147ZM119 145V146H118ZM124 145L126 147V145L128 146L126 148V150L124 149ZM130 145V146H129ZM156 145V146H155ZM185 145V146H184ZM220 145V146H219ZM222 145V146H221ZM230 145V146H229ZM250 145V146H249ZM11 146V147H10ZM27 146V147H25ZM39 146V147H37ZM56 147L54 149V147ZM95 146V149L93 148ZM99 146V147H98ZM111 146V147H109ZM114 146V147H113ZM145 146V147H144ZM154 146V148H153ZM162 148H161V147ZM171 146V147H168ZM179 146V147H178ZM181 146V147H180ZM192 146V147H191ZM235 146V148H233ZM245 148H243V147ZM7 147L9 149H7ZM14 147V148H13ZM20 147V148H19ZM22 147V148H21ZM33 149H30V148ZM123 147V148H122ZM131 147V149L133 148L132 152L131 149L129 150V148ZM148 147V148H147ZM151 149H150V148ZM159 147V148H158ZM185 147V149H184ZM189 147V148H188ZM213 147V149H212ZM226 147V149H225ZM242 147V148H241ZM255 147V148H254ZM1 148H6V149H1ZM13 148V149H12ZM16 148V149H15ZM24 148H26L24 150ZM29 148V149H28ZM40 150H39V149ZM53 148V149H52ZM63 148V149H62ZM71 148H75V150L71 149ZM84 148V149H83ZM86 148V149H85ZM91 148L94 150H91ZM106 148V149H105ZM120 148L121 151H120ZM146 148V149H145ZM161 148V149H160ZM170 148V150H169ZM174 148V149H173ZM192 148V149H191ZM194 148V149H193ZM229 148V150H227ZM250 148V149H249ZM257 148V149H256ZM21 149V150H20ZM28 149V152H27ZM38 153L40 151V154ZM44 149V150H43ZM52 149V150H51ZM57 149V150H56ZM81 149V150H79ZM97 149L99 151H97ZM115 149V150H114ZM150 149V150H149ZM157 149H160L157 151ZM168 149V150H167ZM176 149V150H175ZM179 149V150H178ZM182 149V150H181ZM246 149V150H245ZM4 150V151H2ZM12 150V151H11ZM17 150V151H16ZM31 150V151H29ZM33 150V152H32ZM36 150V151H35ZM69 150H72L71 152ZM107 150V151H105ZM112 150V152H111ZM118 150V151H117ZM142 150V151H141ZM156 150V152L154 151ZM165 150V151H163ZM187 150V151H186ZM198 150V151H197ZM200 150V152H199ZM207 150V152H206ZM233 150V151H232ZM238 150V153H237ZM19 151V152H18ZM25 151V152H23ZM41 151L45 152V154L47 153V156L42 153ZM50 151V152H49ZM55 151V152H52ZM68 151V152H67ZM75 151V152H74ZM81 151V152H80ZM84 151V152H83ZM92 151V152H91ZM114 151V152H113ZM116 151V152H115ZM123 151V152H122ZM129 154H127V152ZM130 151V152H129ZM146 151V152H145ZM177 151V152H176ZM197 151V152H196ZM229 151V152H227ZM235 151V152H234ZM8 152V153H7ZM23 152V153H21ZM63 152L66 154L64 156ZM69 152L71 154H69ZM78 152V153H77ZM99 152V153H98ZM103 152V153H102ZM108 154H107V153ZM122 152V153H121ZM135 152V154L133 153ZM138 152V153H137ZM170 152H173L170 153ZM176 152V153H175ZM181 152V154H180ZM211 152V153H209ZM213 152V154H212ZM246 152V153H245ZM250 154H249V153ZM260 152V153H259ZM12 153V154H11ZM19 153V154H18ZM25 153V154H24ZM34 154V158H33V154ZM54 155V153L56 155L52 156V154ZM68 153V154H67ZM77 155H75V154ZM113 153H116L115 155H113ZM119 153V154H117ZM132 153V154H131ZM138 156H137V154ZM143 153V154H142ZM152 155H151V154ZM167 153V154H166ZM218 153V154H217ZM232 153V154H231ZM235 153V154H234ZM241 153H243L241 155ZM258 153V154H257ZM2 154V155H1ZM4 154V156H3ZM7 156H6V155ZM21 154V156H20ZM27 154V155H26ZM29 154V155H28ZM35 154H37L38 156H36ZM50 154V155H49ZM59 154V155H58ZM73 154V155H72ZM92 155V159L95 160H91V157L89 158V156ZM100 154V155H99ZM110 154V155H109ZM125 155L124 157L122 155ZM141 154V155H140ZM147 156H146V155ZM149 154L151 156H149ZM170 156H167L169 155ZM172 154V155H171ZM189 155V157H187V155ZM206 154V155H205ZM217 154V155H216ZM230 154V155H229ZM257 154V155H256ZM261 154V155H260ZM19 155V156H17ZM58 155V156H57ZM68 155V156H67ZM84 155V156H83ZM88 155V157L86 156ZM98 155V157H97ZM113 155V156H112ZM135 155V156H134ZM155 155V156H154ZM158 155V156H157ZM197 155V156H196ZM199 155V156H198ZM219 155V156H218ZM232 155V156H231ZM239 155V156H238ZM246 155V157H245ZM2 156V157H1ZM24 156V157H22ZM28 156V157H26ZM43 156V157H42ZM46 156V157H45ZM52 156V157H51ZM67 156V158L65 159V157ZM70 156V158H69ZM95 156V157H94ZM101 156L104 158L106 157V159L102 158ZM113 158H111V157ZM115 156V157H114ZM123 158H122V157ZM127 156V157H126ZM134 156V157H133ZM141 156V158H140ZM150 158H149V157ZM162 158H161V157ZM165 156V157H164ZM167 156V157H166ZM176 158H174V157ZM182 158H180V157ZM184 156V157H183ZM194 156V157H193ZM196 156V157H195ZM201 156V157H200ZM8 157V158H7ZM20 157V158H19ZM41 157V158H40ZM49 157V158H48ZM50 157L52 159H50ZM59 157V158H57ZM84 157V158H83ZM108 157V158H107ZM131 157V158H130ZM138 157V158H137ZM153 157V158H152ZM155 157V158H154ZM164 157V159H163ZM170 157V158H169ZM223 157V158H222ZM227 157V158H226ZM230 157V158H229ZM249 157V159H248ZM15 158V159H14ZM22 158V159H21ZM25 158V159H24ZM27 158V161H26ZM56 158V159H55ZM61 158V159H60ZM88 158V160H87ZM95 158H98L97 160ZM113 160H111V159ZM127 160H125V159ZM135 158V159H134ZM144 158V159H143ZM158 158V159H157ZM160 158V159H159ZM169 158V159H168ZM194 160H193V159ZM208 160H207V159ZM213 158V161H212ZM220 158V159H219ZM234 158V159H232ZM7 159V160H6ZM9 159V160H8ZM11 159V160H10ZM20 159V160H19ZM46 159V160H45ZM58 159V160H57ZM60 159V160H59ZM70 159V160H69ZM73 159V161H72ZM107 159H109L107 161ZM149 159V160H148ZM153 161H152V160ZM180 159V161H179ZM187 159V160H186ZM197 163H196V160ZM203 159V160H202ZM206 159V160H205ZM210 159V162H208ZM229 159V161H227ZM253 159V160H252ZM15 160V162H14ZM23 160V161H22ZM39 160L41 162H39ZM50 163H49V161ZM52 160V161H51ZM82 160V161H81ZM83 160L85 162H83ZM87 160V161H86ZM117 160V161H116ZM119 160V161H118ZM122 160V161H121ZM130 160V161H128ZM135 161V162H132ZM138 160L140 162H138ZM143 160V161H142ZM147 160V161H145ZM166 160V161H164ZM168 160V161H167ZM173 161H177L179 162V164L177 162L176 165L175 163L172 162ZM186 160V162L184 161ZM193 160V161H192ZM216 160V161H215ZM219 160V161H218ZM223 160V161H222ZM235 162H234V161ZM247 160V161H246ZM257 160V161H256ZM11 163H10V162ZM20 161H22L20 163ZM25 161V163H23ZM34 161V162H33ZM37 161V162H35ZM47 161V162H46ZM62 163V164H58V166L55 163L58 162ZM66 163H70V167L69 165H67L66 163L63 164L64 162ZM70 161V162H69ZM94 162V164L92 165V163ZM103 161L104 162H108L107 164L104 163L103 165ZM124 161V162H123ZM137 161V162H136ZM145 161V162H144ZM155 161V162H154ZM163 163L162 166L161 162ZM171 161V163H170ZM252 163H250V162ZM262 161V162H261ZM8 162V163H7ZM43 162V163H42ZM55 162V163H54ZM73 162V163H72ZM80 162V163H79ZM81 162L83 164H81ZM116 164V168H115V163ZM119 162V163H118ZM129 162V164H125ZM132 162V164H131ZM149 162V163H148ZM169 162V163H168ZM184 162H185V166H184ZM195 162V163H192ZM207 162V166L205 165ZM241 162V163H240ZM254 162V163H253ZM32 163V164H31ZM36 165H35V164ZM47 163V164H46ZM49 163V164H48ZM56 165L57 168H54V166L52 164ZM136 163V164H134ZM145 163V164H144ZM147 163V164H146ZM154 163V164H153ZM158 163V164H157ZM167 163V164H166ZM201 163V164H200ZM215 163V164H214ZM219 163V164H218ZM228 163V164H227ZM240 163V164H238ZM247 163V164H246ZM3 164V165H2ZM7 164L9 167V169H7ZM14 164V165H13ZM26 164V165H25ZM29 164V165H28ZM43 164V165H41ZM80 164V166H79ZM88 164V165H87ZM99 164V165H98ZM120 164V165H119ZM138 164H140L138 166ZM151 164L153 166H151ZM174 164V165H173ZM187 164V165H186ZM191 168H190V166ZM193 164V165H192ZM199 164V166H198ZM202 164L204 166H202ZM259 166L260 168H258L257 166ZM20 165V166H19ZM24 165V166H23ZM32 165V166H31ZM41 165V166H40ZM46 165V166H44ZM52 165V166H51ZM64 165V166H63ZM91 165V166H90ZM108 165V166H107ZM119 165V166H118ZM135 165V166H134ZM150 165V166H149ZM167 165V166H166ZM242 165V166H241ZM247 165H249L247 167ZM256 167H254V166ZM261 165V166H260ZM13 166V168H12ZM63 166V167H62ZM68 166V167H67ZM85 166V167H84ZM100 166V167H99ZM111 166V167H110ZM124 166V168L122 167ZM137 166V167H136ZM141 166V168L139 169V167ZM143 166V167H142ZM148 166V168H147ZM195 168H193V167ZM200 168H198V167ZM211 166V168H210ZM216 166V167H215ZM225 166V167H224ZM228 166L229 169H228ZM233 166V167H232ZM17 168V169H14ZM23 167V168H22ZM36 167V168H35ZM39 167V168H38ZM67 167V168H65ZM104 167V168H102ZM110 167V168H108ZM114 167V168H113ZM121 167V168H120ZM132 167V168H131ZM134 167V168H133ZM136 167V168H135ZM146 167V168H144ZM150 167V168H149ZM153 167V168H152ZM165 167V168H164ZM180 167V168H179ZM185 167H189L187 170L184 169ZM197 167V168H196ZM202 167V169H201ZM4 168V169H3ZM12 168V170H11ZM19 168V169H18ZM42 168V170L40 169ZM45 170H44V169ZM47 168H50L49 170ZM53 168V169H52ZM60 168L61 173H64L62 175L65 176H58L59 173L56 172L57 169ZM63 168V169H62ZM86 171L87 173H84L83 171ZM89 168V170L87 169ZM95 168V169H93ZM101 168V169H100ZM107 168V169H106ZM113 168V169H112ZM125 169V170H122ZM144 168V169H143ZM154 168H157L154 170ZM179 168V169H178ZM203 168H205L206 170H204ZM210 168V169H208ZM214 168V169H213ZM218 169V172L216 169ZM221 168V169H220ZM227 168V169H224ZM231 168V169H230ZM238 168V169H237ZM240 168V169H239ZM245 168V169H244ZM250 168V169H249ZM254 168V169H253ZM26 169V170H25ZM33 169V171H32ZM47 169V172H46ZM56 169V170H55ZM67 169V170H66ZM116 169V170H115ZM121 169V170H119ZM135 169V170H133ZM142 169V170H141ZM150 171H149V170ZM165 169V170H164ZM224 169V170H223ZM244 169V171H243ZM253 169V170H252ZM257 172H256V170ZM24 170V172H23ZM28 170V171H27ZM31 170V172L29 171ZM40 171V172H37ZM67 172H66V171ZM82 170V172L80 171ZM94 170V171H93ZM101 170V171H99ZM110 170V172H109ZM132 170V171H130ZM186 170V171H185ZM190 170V171H189ZM201 170V171H200ZM209 170H211L209 172ZM229 170V171H227ZM232 170V171H231ZM239 170V171H237ZM6 171V172H5ZM12 171V172H11ZM49 171H51L52 173H50ZM56 172V176L53 174ZM60 171V170H58ZM71 171V172H70ZM76 171V172H75ZM89 171V172H88ZM91 171H93V173L95 174V176H100V177H96L91 175ZM97 171V172H96ZM119 171V172H118ZM130 171V172H129ZM139 171V172H138ZM148 171V172H147ZM153 172L152 174L150 172ZM197 171V172H196ZM203 171V172H202ZM254 171V172H253ZM11 174H10V173ZM32 172H36V173H32ZM45 172V173H44ZM70 172V173H69ZM74 172V173H73ZM100 172V173H98ZM113 172V175H112ZM115 172V174H114ZM122 172V173H120ZM125 172V173H124ZM161 172V173H160ZM165 172H169L168 174ZM178 172H182L181 174ZM188 174H187V173ZM194 172V173H193ZM207 172V173H206ZM229 172V173H228ZM247 172V173H246ZM251 172V173H249ZM32 173V174H30ZM44 173V174H43ZM73 173V176L72 174ZM92 173V174H93ZM98 173V174H97ZM104 173V174H103ZM108 173V174H107ZM135 173L137 175H135ZM140 173V176H138V174ZM176 173V174H175ZM178 173V174H177ZM193 175H191V174ZM227 176H226V174ZM261 173V174H260ZM7 174V175H6ZM10 174V176H9ZM18 174V175H17ZM23 174L24 178L21 177V175ZM26 174V176H25ZM41 174V176L39 175ZM82 174H86V176H82ZM107 174V175H106ZM127 174H129V176H127ZM144 174V176L142 175ZM146 174V175H145ZM190 174V175H189ZM210 174V175H209ZM223 174V175H222ZM240 174V176H239ZM16 175V177H15ZM30 175V176H29ZM48 175V176H47ZM77 175V176H74ZM103 175V176H102ZM106 175V177H105ZM118 175V176H117ZM126 175V176H125ZM153 175H155L153 177ZM170 179H168V176ZM175 180H172V178ZM184 175V176H183ZM201 175V176H200ZM222 175V176H221ZM242 175V176H241ZM246 175V176H245ZM260 177H258V176ZM3 176H4V181H3ZM34 176V177H33ZM38 176V177H37ZM43 176V177H42ZM51 176V178H49ZM54 178H53V177ZM58 176V178H57ZM62 176V177H61ZM71 176V178H70ZM90 176V177H89ZM117 176V177H116ZM135 176V177H134ZM148 176V177H147ZM163 176V177H162ZM198 176V177H197ZM212 176V177H211ZM224 176V177H223ZM255 176V177H254ZM2 177V178H1ZM12 177H15L14 179H12ZM19 177V178H18ZM28 177V178H27ZM37 177V178H35ZM67 179H66V178ZM78 179H76V178ZM84 179H83V178ZM91 177L93 179H91ZM104 177V178H103ZM131 177V178H130ZM139 177V178H137ZM146 177V180L143 178ZM156 177V178H155ZM167 177V178H166ZM187 177V178H186ZM216 180H215V178ZM235 177V178H234ZM252 177V178H251ZM258 177V178H257ZM18 178V180H17ZM30 178V180H29ZM39 178V179H38ZM46 178H49L46 179ZM58 179V181L55 180ZM59 178L61 180H59ZM63 178V179H62ZM70 178V179H69ZM85 178H90L91 180H86ZM112 178V179H111ZM116 178V179H115ZM130 178V179H129ZM139 184H137L133 179ZM151 184H150V181ZM187 180H185V179ZM189 178V179H188ZM191 178V179H190ZM201 178H202V182H201ZM210 180H209V179ZM212 178V180H211ZM222 178V179H221ZM255 178V179H254ZM10 179V180H9ZM32 179V181H31ZM38 179V180H36ZM45 179V182H43V180ZM51 179V181H50ZM55 181H54V180ZM74 179V180H73ZM95 179V180H94ZM101 182H99L100 180ZM119 179V182H118ZM132 179V180H131ZM141 179V180H140ZM221 179V180H220ZM248 179V180H247ZM254 179V180H253ZM2 180V181H1ZM16 180V181H15ZM21 180V182L19 181ZM23 180V182H22ZM28 180V181H27ZM63 180V183H62ZM82 180V181H81ZM94 180V181H93ZM104 180V181H103ZM107 180V181H106ZM111 182H109V181ZM112 180V181H111ZM128 180V181H127ZM140 180V181H138ZM148 180V181H147ZM163 180V181H162ZM166 180V181H165ZM168 180V181H167ZM209 180V181H207ZM221 182H220V181ZM258 180V183H257ZM6 181V182H5ZM52 181L53 184H52ZM61 181V182H60ZM69 181H70V185L73 186H69ZM75 181V182H73ZM81 181V182H80ZM84 181V182H83ZM98 181V182H97ZM126 181V182H125ZM132 181V184H130ZM147 181V182H146ZM173 181V184H172ZM183 181V182H182ZM236 181V182H235ZM3 182V183H2ZM13 182V183H12ZM17 182H19L17 184ZM31 182V183H30ZM51 182V183H48ZM59 182V183H58ZM67 182V183H66ZM107 182V184H105ZM130 182V183H129ZM166 182V183H164ZM182 182V185H180ZM191 182V183H190ZM195 182V183H194ZM219 182V183H218ZM223 182V183H222ZM230 182V183H229ZM238 182V183H237ZM244 182V183H243ZM261 182V183H260ZM3 185H2V184ZM16 183V184H15ZM23 183V186L22 184ZM29 183V184H28ZM35 183V184H34ZM62 183V184H61ZM66 183V184H65ZM83 183V184H81ZM87 183V184H86ZM94 183V184H93ZM101 183V184H100ZM104 183V184H102ZM123 183V184H122ZM126 183V184H125ZM133 183L135 184V186L133 185ZM146 183H148L149 185H147ZM209 183V184H208ZM225 183V185L222 184ZM13 184V185H12ZM33 184V185H32ZM39 184V187L38 185ZM43 184V185H42ZM48 185V186H45ZM52 184V185H51ZM65 184V185H64ZM73 184V185H72ZM92 184V185H91ZM96 184V186H95ZM111 184V185H109ZM150 189H148L146 187ZM158 184V185H156ZM162 184V186H161ZM165 184V185H164ZM172 184V185H171ZM179 184V185H178ZM200 184V185H199ZM203 184V185H202ZM244 184V185H243ZM18 185V186H16ZM20 185V186H19ZM35 185L37 187H35ZM57 188V190L53 191V188H55V186ZM62 186V188L59 187ZM68 185V186H67ZM81 185V186H80ZM108 185V186H107ZM160 185V188H158V186ZM168 185V186H167ZM175 185V186H174ZM184 185L186 187H184ZM189 185V186H188ZM191 185V188H189ZM228 185V186H227ZM253 185V186H252ZM31 186V187H30ZM41 186V188H40ZM68 189H67V187ZM77 186V188H76ZM85 186V187H84ZM86 186H89L88 191ZM92 186V187H91ZM98 186H100L102 189V191L100 190L101 188ZM104 186H107L106 188H104ZM115 186V188H114ZM126 186V188H125ZM130 186V187H129ZM153 186V187H152ZM195 186L197 187L195 190ZM218 186V187H216ZM238 186V187H237ZM240 186V187H239ZM4 187V188H2ZM7 187V188H6ZM17 187V188H16ZM30 188V189H25V188ZM35 187V188H34ZM52 187V188H51ZM71 187V188H70ZM80 187V188H79ZM95 187L97 189H95ZM111 188V190L109 188ZM164 187V188H163ZM170 187V189H169ZM208 187V189H207ZM221 187H223L221 189ZM252 187V188H250ZM260 187V188H259ZM23 188V189H22ZM38 188V189H36ZM45 188V189H43ZM47 188V189H46ZM55 188V189H56ZM60 188V189H59ZM70 188V189H69ZM75 188V190H74ZM79 188V189H78ZM83 188H86L83 189ZM117 188H120L117 189ZM138 188V189H137ZM144 188V189H143ZM155 188V190H153ZM188 188V189H185ZM194 188V189H193ZM255 188V189H254ZM258 188V189H257ZM22 189V190H21ZM32 189V190H31ZM50 189V190H49ZM73 189V190H72ZM93 191H91V190ZM105 189V190H104ZM107 189V190H106ZM117 189V190H116ZM124 189V190H123ZM129 189H132L129 190ZM147 189L149 191H147ZM160 189V190H159ZM165 189V190H164ZM182 189V190H181ZM185 189V191H183ZM221 189V191H220ZM229 189V190H228ZM250 189V190H249ZM18 190V191H17ZM26 190V191H24ZM30 190V191H29ZM36 190V191H35ZM37 190L39 193H37ZM44 190V191H43ZM46 190L48 192H46ZM60 190V192H59ZM63 190V192H62ZM65 190L69 191L71 190V194L70 192H66ZM76 190H79L76 191ZM109 190V191H108ZM147 194H146V191ZM170 190V193L168 195V192ZM194 190V191H193ZM218 192H217V191ZM236 190V191H234ZM239 190V191H238ZM245 190V191H244ZM22 191V192H20ZM24 191V192H23ZM29 191V192H28ZM35 191V192H33ZM53 191V193H52ZM58 191L59 195H58ZM87 193H86V192ZM97 191V192H96ZM105 191V193H103ZM117 191V192H115ZM130 191V193H129ZM137 191V195L135 194ZM163 191V192H162ZM207 191V192H205ZM229 194H227L228 192ZM243 191V192H242ZM255 191V192H254ZM2 192V193H1ZM43 192L46 194L43 196ZM76 194L79 193V194ZM83 192V193H82ZM119 192V193H118ZM123 192V193H122ZM139 192V193H138ZM151 192V193H150ZM160 192V193H159ZM183 192V193H182ZM203 192V193H202ZM220 192V193H219ZM235 192V193H234ZM262 192V193H261ZM17 193V194H16ZM27 193V194H26ZM30 193L32 196H30ZM41 193V194H40ZM109 193V194H107ZM111 193V194H110ZM127 193V194H126ZM141 193V194H140ZM145 193V194H144ZM150 193V194H149ZM180 193V194H179ZM207 193V194H206ZM218 193V194H217ZM233 193V195H232ZM252 193V194H251ZM262 195H260V194ZM21 194V196H20ZM25 194V195H24ZM40 194L41 198L39 199L40 196H38ZM50 194V195H49ZM56 194V195H55ZM62 194V196H61ZM97 194V195H96ZM104 194V195H101ZM107 194V195H106ZM134 194V195H133ZM167 196H166V195ZM205 194V195H204ZM213 196H212V195ZM251 194V195H250ZM15 195V196H14ZM69 195V196H68ZM78 195V196H77ZM82 195V197H81ZM92 195L94 197H92ZM111 195V196H110ZM139 195V196H138ZM201 195V196H200ZM219 195V196H218ZM228 195V196H227ZM235 195V196H234ZM250 195V196H247ZM7 196V197H6ZM20 196V197H19ZM37 198V200L34 198ZM46 196H49L50 198H48L46 201V203H44L45 198H47ZM59 199H57L56 198ZM64 196V199H63ZM66 196V197H65ZM76 196V197H75ZM87 196V197H86ZM90 198H89V197ZM110 196V197H109ZM123 196V198H122ZM137 196V197H136ZM146 200H145V197ZM152 196V197H151ZM204 196V197H203ZM255 198H253V197ZM259 196V199H258ZM3 197V198H1ZM11 197V199H10ZM15 197V198H14ZM31 197V198H29ZM54 197V198H53ZM69 200L65 199L68 198ZM117 199H116V198ZM119 197V198H118ZM139 197V198H138ZM151 197V198H150ZM167 197H169L167 199ZM201 199H200V198ZM212 197V198H211ZM228 197V198H227ZM232 199H230V198ZM249 197V199H248ZM252 197V198H251ZM22 198V199H21ZM23 198L25 200H23ZM44 200H43V199ZM78 200L81 199V200ZM85 198V199H83ZM89 199L87 201H85L86 199ZM95 198H98L97 200ZM103 198V199H102ZM109 198V200H108ZM128 198V199H127ZM143 198V199H142ZM203 198V199H202ZM206 198V199H205ZM208 198V199H207ZM234 198V199H233ZM239 198V199H238ZM13 199V200H12ZM21 199V201L19 202V200ZM35 199V200H34ZM55 199V200H53ZM57 199V200H56ZM65 201H63V200ZM72 199V201H71ZM94 199V202H93ZM125 200L123 202V200ZM214 199V200H213ZM239 201H238V200ZM243 199V200H242ZM248 199V200H247ZM29 200V202H28ZM32 200V201H31ZM50 200V201H49ZM53 202H52V201ZM77 200V201H76ZM117 203H115V201ZM121 200V201H120ZM151 200V201H150ZM185 202H184V201ZM216 200V201H215ZM235 200V201H233ZM260 200V201H259ZM12 201H15L14 203H12ZM49 201V202H48ZM55 201L59 204L55 203ZM63 201V202H62ZM86 203H85V202ZM103 201V204H102ZM130 201V202H129ZM132 201V202H131ZM136 201V202H135ZM145 204H143L142 203ZM148 203H146V202ZM178 201H180V204H177ZM196 201V202H195ZM242 201V202H241ZM3 202V203H2ZM17 202V203H16ZM30 202L32 204H30ZM35 202V204H34ZM68 204H66V203ZM75 202V203H73ZM79 202V203H78ZM95 207L93 208L92 206L89 207V203ZM93 202V203H92ZM119 202V204H118ZM129 202V203H128ZM224 202V203H223ZM254 202V203H253ZM258 202V203H257ZM260 202V203H259ZM17 204V208L16 204ZM23 203V204H21ZM36 203H38V207L39 206H44L43 204H45L44 207H37ZM61 203V207H59ZM97 203V206H95V204ZM113 203V204H112ZM131 203V204H130ZM137 205H136V204ZM142 203V205H141ZM166 203V204H165ZM170 203V204H169ZM195 203V204H194ZM207 205H206V204ZM26 204V205H25ZM30 204V205H29ZM42 204V205H41ZM53 204V205H52ZM57 204V205H55ZM72 204V205H71ZM79 204V206L77 205ZM82 204V208L81 209V205ZM86 204V205H85ZM105 204V205H104ZM118 204V205H117ZM135 204V205H134ZM148 204H151L150 206H148ZM237 204V207H236ZM251 204V205H250ZM258 204V205H257ZM23 205V206H22ZM35 205V206H34ZM47 205H49L47 207ZM64 205V206H62ZM67 205H69V209H67ZM75 205V206H74ZM104 205V206H103ZM110 210H109V207ZM117 205V206H116ZM121 205V207H120ZM123 205V206H122ZM144 205V206H143ZM26 206V208H25ZM33 206V207H31ZM54 206V207H53ZM58 208H57V207ZM100 206V207H99ZM131 206V209H130ZM142 206V207H140ZM173 206V207H172ZM179 206V207H178ZM198 206V208H197ZM201 208H200V207ZM202 206H203V210H202ZM221 206V208L219 209V207ZM224 206V207H223ZM227 206V207H226ZM252 206V207H251ZM258 206V207H255ZM261 206V207H260ZM3 207V208H2ZM8 207V208H7ZM35 207V208H34ZM49 207H53L52 209H50ZM98 207V208H97ZM104 209H103V208ZM136 207V208H134ZM139 207V208H138ZM148 207V208H147ZM171 209H170V208ZM192 207V208H191ZM209 207V208H208ZM19 208V209H18ZM23 208V209H22ZM31 208V209H30ZM46 210H44V209ZM61 208V209H60ZM71 208V209H70ZM77 208V209H76ZM85 208H89L87 209V211H89L88 213L86 212ZM114 208V209H112ZM120 208H123L120 209ZM126 208V209H125ZM129 208V210L127 209ZM134 208V210H133ZM145 208V209H144ZM155 208V209H154ZM181 208V209H180ZM184 208V209H182ZM225 208L224 212L223 209ZM233 208V209H231ZM253 208V209H251ZM3 209V210H2ZM11 209V210H10ZM16 209L17 211L15 212L14 210ZM26 209V210H25ZM30 211H29V210ZM38 212L36 214V212ZM43 209L41 212L40 210ZM55 209V210H54ZM59 209V210H58ZM74 209V211H72ZM85 209V211H84ZM92 209L94 215L92 214ZM99 209V210H98ZM125 209V210H124ZM144 209V210H143ZM154 209V210H153ZM193 211H192V210ZM200 209V210H199ZM237 209V210H236ZM19 210V211H18ZM32 210V211H31ZM53 210V212H52ZM68 210V211H67ZM80 210H82L81 212H79ZM98 210V212H97ZM102 210V211H101ZM109 211L106 213V211ZM115 212H111L113 211ZM121 210V211H120ZM136 210H139L136 212ZM143 211V213H141V211ZM153 210V211H152ZM159 212H158V211ZM170 210V211H169ZM179 210V211H178ZM206 210V211H205ZM249 210V211H248ZM254 210V212H253ZM13 211V212H11ZM22 211V212H21ZM27 211V213L25 212ZM62 211V212H61ZM65 213H64V212ZM72 213H71V212ZM76 211V212H75ZM91 211V213H90ZM97 213H96V212ZM118 211V212H117ZM126 211V213H125ZM131 215H130V213ZM149 211V212H148ZM202 211V214L201 212ZM257 211V212H255ZM15 212V214H14ZM34 212V213H33ZM51 212V213H49ZM57 214V216L54 214ZM70 212V213H69ZM103 214V215H101ZM135 212V213H134ZM140 212V215L138 214ZM192 212V213H191ZM218 212V213H216ZM227 214H226V213ZM249 212H251L249 214ZM259 212V213H258ZM11 215H10V214ZM26 213V214H25ZM40 213V214H39ZM43 213V217L41 216V214ZM58 213H60V216ZM74 213V214H73ZM83 213V215L81 214ZM147 213V214H145ZM162 213V214H161ZM170 213V214H169ZM183 215H182V214ZM210 213V214H209ZM262 213V214H260ZM19 216H18V215ZM24 214V215H22ZM31 214V215H30ZM37 217V226L36 225V216ZM65 214V215H64ZM81 214V216H80ZM91 215V217L89 215ZM107 214V215H106ZM110 214V215H109ZM113 214V215H112ZM118 214V216H117ZM123 214V215H122ZM127 216H126V215ZM145 214V216H144ZM176 214V215H175ZM192 214V215H191ZM207 214V215H206ZM212 214V215H211ZM219 214V215H217ZM254 214V215H252ZM257 216H256V215ZM14 215V216H13ZM21 215V217H20ZM30 215V216H29ZM40 215V216H39ZM51 215V216H50ZM70 215V216H69ZM72 215V216H71ZM77 215V216H76ZM86 215V216H85ZM98 215V216H97ZM109 215V216H108ZM112 215V216H111ZM133 215V216H132ZM136 215V216H135ZM143 215V216H142ZM194 215V216H193ZM196 215V216H195ZM210 215V216H209ZM233 215V217H231ZM252 215V216H251ZM261 215V218H260ZM17 216L19 217L17 220V222L14 221V219L17 218ZM49 216V217H48ZM60 216V217H59ZM67 216V217H66ZM83 216V217H82ZM94 216V218L92 217ZM103 216L105 218H103ZM128 217V218H124L123 217ZM131 216V217H130ZM135 216V217H134ZM168 216V217H167ZM177 216V217H176ZM181 216V217H180ZM212 216V217H211ZM254 216V217H253ZM16 217V218H15ZM28 217V218H27ZM33 217V218H32ZM41 217V218H40ZM47 217V220H46ZM51 217V218H50ZM57 218V220H54ZM62 217L64 218L62 220ZM67 219H66V218ZM75 217V219H74ZM82 217V219H80ZM86 217H90L91 219L88 220V218L86 219ZM101 217V219L98 221V219ZM114 218L113 220L110 221V218ZM134 217V218H133ZM137 217V218H136ZM141 217L142 222H141ZM144 217V218H143ZM177 219H176V218ZM195 217V218H193ZM247 217V218H246ZM252 217V219L250 218ZM21 218V219H20ZM25 218V219H24ZM35 218V219H34ZM50 218V219H49ZM109 218V219H108ZM111 218V219H112ZM118 218V219H117ZM136 218V219H135ZM151 218V219H150ZM155 218V219H154ZM181 218V219H180ZM222 218V219H221ZM237 218V221H236ZM240 218V219H239ZM259 218V219H258ZM13 219V220H12ZM41 219V220H39ZM45 221H44V220ZM61 219V220H60ZM66 219V220H65ZM86 219V220H85ZM96 219V220H95ZM109 220L108 222L105 220ZM123 221H122V220ZM127 219V221H126ZM164 219V220H163ZM176 219V220H175ZM185 219V220H184ZM210 219V220H209ZM216 219V220H215ZM239 219V220H238ZM245 219V220H244ZM249 221H248V220ZM27 220V223H26ZM30 220H32L30 223ZM43 220V221H42ZM72 220V222H71ZM82 220V221H81ZM88 220V221H87ZM91 220V221H90ZM98 221L97 223L94 224V222ZM131 220V221H130ZM147 220V221H146ZM174 220V221H173ZM179 220L181 221L179 222ZM202 220V223H201ZM213 220V221H211ZM220 220V221H219ZM226 220V221H225ZM8 221V222H7ZM25 221V222H24ZM29 221V222H28ZM35 221V222H34ZM41 221V222H39ZM47 221V222H46ZM57 221V222H55ZM60 221H62V226ZM65 221V222H64ZM102 221V222H100ZM114 223H113V222ZM117 221V222H116ZM128 221L131 222L127 223ZM139 221V222H138ZM166 222L167 225L163 228H157V225L159 222ZM172 221V222H171ZM178 221V222H177ZM195 221V222H194ZM210 221V222H209ZM217 225H216V222ZM246 221V222H244ZM248 221V222H247ZM10 222V223H9ZM23 222V223H22ZM43 222V223H42ZM52 222V223H51ZM72 225H71V223ZM75 222V224H74ZM78 222V224H77ZM81 222V224H80ZM83 222V223H82ZM88 222V223H87ZM92 222V223H90ZM101 226H100V223ZM124 225H123V223ZM135 222V223H134ZM153 226H152V224ZM170 222V223H169ZM174 222V224H173ZM188 222V224H186ZM230 222V224H229ZM18 223V224H17ZM26 223V224H25ZM29 223V224H28ZM35 223V224H34ZM99 223V224H98ZM104 223H107L104 225ZM113 223V226H112ZM134 223V224H133ZM140 223V224H137ZM148 225H146V224ZM179 223V225H178ZM194 223V224H193ZM201 223V224H199ZM233 223V224H232ZM260 223V224H259ZM3 224V225H2ZM16 226H14V225ZM44 226H42V225ZM48 224V225H47ZM54 224V225H53ZM57 224V225H56ZM73 224L75 226H73ZM77 226H81V229H79V227L77 228ZM88 226H85V225ZM98 224V225H97ZM110 227H109V225ZM122 225L123 227L118 226V225ZM129 224V225H128ZM136 224V225H135ZM151 224V225H149ZM176 224V225H175ZM199 224V225H198ZM254 224V225H252ZM258 224V225H257ZM13 225V226H12ZM18 225V226H17ZM32 225V226H30ZM47 225V227H46ZM53 225V226H52ZM56 225V226H55ZM104 225V226H103ZM108 225V227H107ZM126 225V227H125ZM135 226L133 228V226ZM142 225V226H140ZM145 225V226H144ZM173 225V226H172ZM177 225L179 226L178 229H176ZM197 225V226H196ZM216 225V226H215ZM228 227H227V226ZM233 225V226H232ZM235 225V226H234ZM239 225V226H238ZM245 227V230L243 228V226ZM22 226V227H21ZM24 226H30V227H26ZM34 226V227H33ZM59 226V228L57 227ZM63 226L66 227V229H62ZM94 226V227H93ZM100 226V227H97ZM149 228L148 226H150V230L146 227ZM168 226V227H167ZM199 226V227H198ZM203 226V227H202ZM36 227V228H35ZM49 227L51 229V231L49 230ZM53 227V228H52ZM72 227V228H71ZM76 227V228H75ZM84 227V228H82ZM87 227V228H86ZM91 227V228H90ZM107 227V229L105 230V228ZM131 230H129V228ZM138 227V228H136ZM156 227V228H155ZM171 227V229H170ZM176 230H173L174 228ZM198 227V229L196 228ZM207 227V228H206ZM223 227V228H222ZM243 228V230L241 228ZM24 228V229H22ZM30 228V229H29ZM40 228V229H39ZM44 228H46L44 230ZM55 228V229H54ZM58 228V229H57ZM93 228V229H92ZM97 228V230H96ZM101 228V229H99ZM114 228V230H113ZM121 228V229H120ZM140 228V229H139ZM142 228V229H141ZM196 228V229H195ZM200 228V230H199ZM214 228V229H213ZM216 228V229H215ZM257 228V229H256ZM10 231H9V230ZM13 229V230H12ZM36 229V230H35ZM60 229V231H59ZM62 229V230H61ZM86 233H85V230ZM112 229V230H111ZM120 229V230H119ZM140 230L138 232V230ZM145 229V230H144ZM170 229V230H169ZM184 229V230H183ZM188 229V230H187ZM210 229V230H209ZM223 229V230H222ZM240 229V230H239ZM8 230V231H7ZM22 230V231H21ZM25 230V231H23ZM32 232L29 233L28 232ZM35 231H40V232H35ZM47 230V231H46ZM55 230L57 231L56 234L58 233V235L55 234ZM79 230L81 231L79 233ZM93 230V231H92ZM95 230V231H94ZM110 230V231H109ZM119 233H118V231ZM124 230V231H123ZM144 230V231H143ZM148 230L150 231V233L148 232ZM158 230V231H157ZM167 230V231H166ZM197 230V231H196ZM209 230V231H208ZM212 230V232H211ZM248 232H247V231ZM251 230V231H250ZM259 230V231H257ZM3 231V233H2ZM13 231V232H12ZM15 231V232H14ZM20 231V232H19ZM46 233H45V232ZM53 231V232H52ZM66 231V232H65ZM90 231V232H89ZM99 233H97V232ZM102 233H101V232ZM113 231V232H112ZM117 231V232H116ZM135 231V233H133ZM164 233H161L163 232ZM166 231V232H165ZM171 231V232H170ZM204 231V232H203ZM207 231V232H205ZM219 231H221V233L219 234ZM244 231V232H243ZM19 232V233H18ZM23 232V233H22ZM49 232V233H48ZM63 235L62 237H64L67 241L62 238L59 240V242L62 244L60 245V243H58V239L60 236V233ZM84 234H83V233ZM92 232V233H91ZM96 232V234H95ZM108 235H107V233ZM111 232V233H110ZM125 232L127 234H125ZM141 232V233H140ZM145 232V233H144ZM149 234H148V233ZM159 232V233H158ZM170 232V233H169ZM174 232V234H173ZM13 234L12 236L10 234ZM16 233V234H15ZM33 233V234H32ZM45 233V234H44ZM76 236H75V234ZM94 233V235L97 236H92ZM106 233V234H105ZM115 233H118V237L117 238V234L115 235ZM130 233V236H128ZM144 233V234H143ZM168 233V234H167ZM196 233V234H195ZM243 233V234H242ZM246 233V235H245ZM254 233V234H253ZM261 233V234H260ZM5 234V236H4ZM22 234V235H21ZM31 234V237H29ZM39 234V235H38ZM44 237H43V235ZM50 234V235H49ZM73 234V235H72ZM89 234V235H88ZM92 234V235H91ZM100 234V235H99ZM102 234V235H101ZM105 234V235H104ZM170 234H173L170 236ZM177 234V237H175L174 235ZM193 236H192V235ZM198 234V236H197ZM204 234V236H203ZM212 234V236H211ZM226 234V235H225ZM257 234V235H256ZM2 235V236H1ZM17 235V236H15ZM26 235V236H25ZM47 235V236H45ZM78 237L82 235H84V237ZM111 238H109V240L107 239V236ZM122 235V236H121ZM170 237H169V236ZM206 235V236H205ZM219 236L217 238V236ZM251 235V236H250ZM256 235V236H255ZM259 235V236H258ZM7 236V237H6ZM40 236V237H39ZM50 236V237H49ZM56 236V240H54L53 237ZM67 236V238H66ZM71 237L70 239L68 238ZM86 236L88 238H91L90 241L88 238H86ZM106 236V237H105ZM116 236V237H115ZM128 236V237H127ZM132 236V237H131ZM159 236V238H158ZM163 239H162V237ZM211 236V237H210ZM225 236V237H224ZM236 236V237H235ZM28 237V238H27ZM75 237V238H74ZM93 237V239H92ZM94 237L95 240H94ZM104 237V238H103ZM122 237V240L117 241V239H120ZM127 237V238H125ZM136 237L137 240H136ZM141 237V239L143 237H145V240L143 238L144 241H142L141 239H139ZM155 240H154V238ZM165 237V238H164ZM198 237V238H197ZM216 237V240H215ZM227 237V238H226ZM16 238V239H15ZM22 238V239H20ZM51 238V239H50ZM86 238V240H85ZM100 238V241H99ZM129 238V240H128ZM147 238V239H146ZM169 238V239H168ZM171 238V240H170ZM190 238V239H187ZM203 238V239H202ZM211 238V239H209ZM5 241H4V240ZM28 241H27V240ZM33 239V241H32ZM38 239L40 241H38ZM46 239V240H45ZM49 239V241H48ZM71 239H75L74 241H69ZM82 239V241H81ZM102 239V240H101ZM107 239V240H106ZM111 239L113 240L112 242L116 243V241L118 243H114L112 244ZM132 239V241H131ZM134 239V240H133ZM164 241H162V240ZM183 239V240H182ZM207 241H204L206 240ZM225 239V240H224ZM227 239V240H226ZM260 239V240H259ZM16 240V241H15ZM18 240V241H17ZM31 240V241H30ZM37 240V241H36ZM44 240V241H42ZM62 240V242H61ZM65 240V241H64ZM96 240H98L96 242ZM138 240H140L138 242ZM182 240V241H181ZM209 240V241H208ZM218 240V242H217ZM42 241V242H41ZM52 241V242H51ZM81 241V243L79 242ZM84 241V243H83ZM89 241V242H88ZM127 241L129 243H127ZM138 243H137V242ZM148 241V242H147ZM153 241V242H152ZM155 241V242H154ZM159 241V242H158ZM163 244H162V242ZM166 241V242H165ZM223 241V242H222ZM262 241V242H261ZM29 244H27V243ZM32 242V243H31ZM51 242V243H50ZM56 242V243H54ZM72 242L73 246L72 245ZM79 242V243H78ZM94 242V243H93ZM102 242V243H100ZM107 244H106V243ZM110 242V244H109ZM123 242V244L121 243ZM152 242V243H151ZM157 242V243H156ZM171 242V243H170ZM184 242V243H183ZM187 242V243H186ZM209 244H208V243ZM215 242V243H214ZM218 244H217V243ZM222 242V243H221ZM260 242V243H258ZM36 243V244H35ZM41 243V244H40ZM46 243V244H44ZM70 243V244H69ZM78 243V245H77ZM95 243H100L95 245ZM103 243H105L103 245ZM125 243L126 246H125ZM133 243V244H132ZM137 243V244H136ZM142 243V244H140ZM146 243V245H145ZM150 245H149V244ZM154 243V244H153ZM170 246H169V244ZM173 243V244H172ZM220 243V244H219ZM2 244V245H1ZM19 244V245H18ZM21 244V245H20ZM26 244V245H25ZM32 244V245H31ZM34 244V245H33ZM45 245V246H42ZM50 244V246L48 245ZM59 244V245H58ZM94 244L95 246H89ZM102 244V245H101ZM117 244H120L117 246ZM132 244V245H131ZM159 244V245H157ZM168 244V246H167ZM200 244V246H199ZM214 244V246H213ZM217 246H216V245ZM31 245V247H30ZM36 245H40L37 246ZM53 245H56L55 247ZM65 245V247H64ZM82 245V247H81ZM100 248H99V246ZM113 248V254H111V246ZM138 245V246H137ZM212 245V246H211ZM3 246V247H1ZM13 246V247H11ZM25 248H24V247ZM53 248H52V247ZM71 246V247H69ZM79 246V248L77 247ZM88 246V247H87ZM103 246V247H101ZM104 246L106 247L107 251L105 250ZM117 246V247H116ZM119 246H121L119 248ZM126 248H125V247ZM129 246V247H128ZM159 249H157L156 247ZM173 246V247H172ZM181 246V247H180ZM189 246V247H188ZM11 247V248H10ZM22 247V248H21ZM29 247V248H27ZM34 249H33V248ZM39 247V248H38ZM50 248V255H49V250H47ZM58 247H62L61 249ZM68 247V248H66ZM74 247V248H73ZM77 247V248H75ZM85 247V248H84ZM96 247V248H95ZM98 247V249H97ZM110 247V249L108 248ZM131 247V248H130ZM135 247V248H134ZM138 247V248H137ZM143 247L145 248V250L143 249ZM172 247V249H171ZM175 247V248H174ZM187 247V248H185ZM200 247V248H199ZM219 247V249H218ZM13 248V249H12ZM18 248V249H17ZM20 248V249H19ZM36 248V251H35ZM42 248V249H41ZM44 248V249H43ZM68 250V251H64V249ZM71 248V249H70ZM82 248L84 250H82ZM95 248V249H94ZM117 248V250H116ZM120 250H119V249ZM133 248V249H132ZM137 248V249H136ZM167 248H169L167 250ZM180 248V250H179ZM208 250H207V249ZM55 249V252L53 251ZM63 249V250H62ZM73 249V251H71ZM76 249H79V251H75ZM86 249V250H85ZM98 251H97V250ZM129 249V250H127ZM151 249V250H150ZM212 251H211V250ZM255 249V251H254ZM17 250H21L20 252ZM28 250V251H27ZM40 250V251H39ZM45 250V251H44ZM59 250V252H58ZM90 250V252H89ZM105 250V251H104ZM110 250V251H109ZM123 251L121 252V254H119V251ZM126 250V251H125ZM139 250V251H137ZM144 250V251H143ZM151 252H150V251ZM153 250V251H152ZM168 254H167V251ZM171 250V251H170ZM183 250V251H181ZM7 253H4V252ZM14 251V252H13ZM42 251V253H41ZM47 251V253H46ZM83 251V252H82ZM86 251V252H85ZM93 251H96L93 252ZM102 252V254L99 253ZM117 251V252H115ZM130 251V252H129ZM137 251V252H135ZM141 251V252H140ZM143 251V253H142ZM159 251V252H158ZM25 252V253H24ZM32 252V253H31ZM66 252V253H65ZM71 252V253H70ZM77 252V253H75ZM127 252V253H126ZM153 252V253H152ZM181 252V254L179 253ZM9 253V254H8ZM18 253V254H17ZM20 253V254H19ZM56 253V254H55ZM81 253V255L79 254ZM90 254L92 253L93 255H95L94 257H92L93 255L90 254V256L86 255V254ZM110 253V254H109ZM123 253V255H122ZM139 253V254H138ZM145 253V254H144ZM157 255H156V254ZM159 253V254H158ZM162 253H166V255H163ZM262 255L260 256L259 255ZM24 254V255H23ZM35 254L37 258H35L34 255ZM41 254V256H40ZM43 254V255H42ZM46 254V256H45ZM48 254V255H47ZM56 255V256H52V255ZM61 254V255H59ZM64 254V255H63ZM66 254V255H65ZM69 254V255H67ZM71 254V255H70ZM85 254V255H84ZM97 254V255H96ZM99 254V255H98ZM109 255V257L107 255ZM115 254V255H114ZM130 254V255H129ZM133 254V255H132ZM138 254V255H137ZM154 254V257H152ZM163 256H162V255ZM172 254V255H171ZM13 255V256H12ZM16 255V256H15ZM23 255V256H22ZM79 255V256H78ZM106 255V256H105ZM112 255V256H111ZM122 255V256H120ZM146 255V256H145ZM169 255V256H168ZM175 255V256H174ZM4 258H3V257ZM15 256V257H14ZM28 256V257H27ZM32 258H31V257ZM52 260H51V257ZM61 256V257H60ZM65 256V257H64ZM72 256V257H70ZM75 256V257H74ZM98 256V257H97ZM100 256V257H99ZM114 256V257H113ZM125 256V257H124ZM136 256V257H135ZM151 256V257H150ZM163 258H162V257ZM167 256V257H166ZM179 256V258H178ZM186 256V257H185ZM191 256H195V257H191ZM204 256V257H203ZM259 256V257H258ZM11 257V258H10ZM14 257V258H13ZM20 257V258H19ZM43 257V258H42ZM67 257H69L68 259H66ZM84 257V258H83ZM88 257L90 259H88ZM98 259H97V258ZM103 257L105 260H107L106 258H109V260L103 261ZM106 257V258H105ZM116 257V258H115ZM128 257V258H127ZM131 257V258H130ZM152 258V259H148V258ZM157 257V258H156ZM182 257V258H181ZM185 257V258H184ZM188 257V258H187ZM8 258V259H7ZM10 258V259H9ZM32 260H31V259ZM35 258V259H34ZM39 258V259H38ZM41 258V259H40ZM49 258V259H48ZM58 258V259H57ZM61 258V260H60ZM64 258V259H63ZM76 258V259H75ZM94 258V259H93ZM160 258V259H159ZM166 258V259H165ZM175 260H174V259ZM177 258V259H176ZM192 258V259H190ZM197 258V259H196ZM203 258V260H202ZM14 261H13V260ZM88 261H87V260ZM116 259V260H115ZM121 259V260H120ZM125 259V260H124ZM136 259V260H135ZM154 259V260H153ZM159 262H157V260ZM172 259V261H171ZM185 259H188L185 261ZM201 259V260H200ZM22 262H20V261ZM26 260V261H24ZM36 260V261H33ZM82 260V261H81ZM85 260V261H84ZM96 260V261H95ZM112 260V261H111ZM114 260V261H113ZM123 260V261H122ZM130 260V261H129ZM132 260V261H131ZM141 260V261H139ZM145 260V261H144ZM147 260V261H146ZM148 260H150V262L148 263ZM181 262H180V261ZM184 260V261H183ZM200 260V261H199ZM47 261V262H46ZM53 263H52V262ZM78 261V262H76ZM87 261V262H86ZM98 261V262H97ZM109 261V262H108ZM116 261V262H115ZM127 261H129L127 263ZM138 261V263H137ZM161 261V262H160ZM175 261V262H173ZM194 261V262H193ZM16 262V263H14ZM50 262V263H49ZM55 262V263H54ZM114 262V263H113ZM132 262V263H131ZM157 262V263H156ZM183 263V264H184Z\"/></svg>",
	"mask_w": 264,
	"mask_h": 264
},
{
	"label": "bare ground",
	"instance_id": "2",
	"mask_svg": "<svg viewBox=\"0 0 264 264\" xmlns=\"http://www.w3.org/2000/svg\"><path fill=\"white\" fill-rule=\"evenodd\" d=\"M36 1H38V0H36ZM41 1H42V0H41ZM65 1L67 2V0H65ZM79 1H81V0H79ZM100 1H101V0H100ZM100 1H99V2H100ZM109 1H110V0H109ZM132 1H133V0H132ZM142 1H143V0H142ZM142 1H141V2H142ZM174 1H175V0H174ZM176 1H178V0H176ZM180 1H181V0H180ZM211 1H212V0H211ZM230 1H232V0H230ZM236 1H237V0H236ZM261 1H262V0H261ZM34 2H35V0H34ZM48 2H49V0H48ZM106 2H107V1H106ZM118 2H119V1H118ZM118 2H116V3L119 5ZM139 2H140V0H139ZM155 2H157V1H155ZM155 2H153V4H154ZM169 2H170V1H169ZM171 2H172V1H171ZM191 2H192V1H191ZM220 2H221V1H220ZM239 2H241V1H239ZM248 2H249V1H248ZM250 2H252V1L250 0ZM58 3H59V2H57V4H58ZM67 3H68V2H67ZM90 3H91V2H90ZM96 3H97V2H96ZM96 3H95V4H96ZM131 3H132V2H131ZM135 3H136V2H135ZM137 3H138V1H137ZM167 3H168V1H167ZM167 3H166V4H167ZM178 3L180 4V2H178ZM216 3H217V2H216ZM236 3H237V2H236ZM31 4H32V3H31ZM47 4H48V3H47ZM49 4H50V3H49ZM59 4H60V3H59ZM59 4H58V5H59ZM69 4H70V3H69ZM79 4H81V3H79ZM106 4H107V3H106ZM117 4H116V6H118ZM166 4H165V5H166ZM168 4H169V3H168ZM198 4H199V3H198ZM202 4H204V3H202ZM211 4H212V2H211ZM222 4H223V3H222ZM42 5H44V4H42ZM54 5H55V4H54ZM60 5H61V4H60ZM60 5H59V6H60ZM65 5H66V4H65ZM70 5H71V4H70ZM84 5H85V4H84ZM114 5H115V3H114ZM114 5H113V6H114ZM123 5H124V4H123ZM130 5H132V4H130ZM144 5H145V4H144ZM146 5H147V4H146ZM159 5H160V4H159ZM171 5H172V4H171ZM213 5H214V4H213ZM213 5H212V6H213ZM225 5H226V4H225ZM232 5H233V4H232ZM35 6H37V4H36ZM66 6H67V5H66ZM66 6H65V7H66ZM80 6H81V5H80ZM87 6H88V5H87ZM92 6H93V5H92ZM97 6H99V5H97ZM97 6H96V7H97ZM133 6H134V4H133ZM135 6H136V5H135ZM135 6H134V7H135ZM148 6H149V5H148ZM178 6H179V5H178ZM182 6H183V5H182ZM182 6H181V7H182ZM209 6H210V5H209ZM212 6H211V7H212ZM33 7H34V6H33ZM54 7H55V6H54ZM54 7H53V8H54ZM77 7H78V6H77ZM84 7H85V6H84ZM123 7H124V6H123ZM126 7H127V6H126ZM129 7H130V6H129ZM141 7H143V6H141ZM146 7H147V6H146ZM155 7H157V6H155ZM155 7H154V8H155ZM159 7L162 8L161 6H159ZM167 7H168V6H167ZM187 7H188V6H187ZM201 7H202V6H201ZM204 7L206 8V6H204ZM219 7H220V6H219ZM231 7H232V6H231ZM249 7H250V6H249ZM257 7H258V5H257ZM48 8H49V7H48ZM92 8H93V7H92ZM100 8H101V7H100ZM139 8H140V7H139ZM152 8H153V7H152ZM172 8H173V7H172ZM195 8H196V6H195ZM216 8H217V7H216ZM224 8H226V7H224ZM259 8L261 9V7H259ZM259 8H258V10H259ZM38 9H39V8H38ZM71 9L74 11V9H73L72 7H71ZM96 9H97V8H95V10H96ZM101 9H102V8H101ZM101 9H100V10H101ZM104 9H105V8H104ZM113 9H114V8H113ZM123 9H124V8H123ZM125 9H127V8H125ZM134 9H135V8H134ZM136 9H137V8H136ZM136 9H135V10H136ZM140 9H141V8H140ZM157 9H158V8H157ZM173 9H174V8H173ZM176 9H177V8H176ZM181 9H182V8H181ZM228 9H229V8H228ZM239 9H240V8H239ZM46 10H47V9H46ZM46 10H45V11H46ZM55 10L57 11V9H55ZM58 10H60V9H58ZM87 10H88V9H87ZM110 10H111V9H110ZM119 10H120V9H119ZM145 10H146V9H145ZM161 10H162V9H161ZM165 10H166V9H165ZM167 10H168V9H167ZM167 10H166L165 13H167ZM197 10H198V9H197ZM203 10H204V9H203ZM221 10H222V9H221ZM242 10H245V9H242ZM36 11H37V10H36ZM53 11H54V10H53ZM82 11H83V10H82ZM104 11H105V10H104ZM108 11H109V10H108ZM121 11H122V10H121ZM129 11H130V10H129ZM143 11H144V10H143ZM148 11H149V10H148ZM153 11H154V10H153ZM169 11H170V10H169ZM180 11H181V10H180ZM201 11H202V10H201ZM205 11H206V10H205ZM207 11H208V10H207ZM210 11H212V10H210ZM250 11H251V10H250ZM37 12H38V11H37ZM61 12H62V11H61ZM61 12L58 11L57 13H61ZM93 12H94V15H95V11H93ZM111 12H112V11H111ZM116 12H117V11H116ZM144 12H145V11H144ZM158 12H159V11H158ZM162 12H163V11H162ZM162 12H161V13H162ZM192 12H193V11H192ZM217 12H218V11H217ZM217 12H216V13H217ZM220 12H221V11H220ZM224 12H225V11H224ZM224 12H223L222 15H224ZM233 12H234V9H233ZM252 12H253V11H252ZM259 12H260V11H259ZM31 13H32V12H31ZM65 13H66V12H65ZM70 13H71V12H70ZM76 13H77V12H76ZM79 13H80V12H79ZM84 13H85V12H84ZM91 13H92V12H91ZM96 13H97V12H96ZM106 13H107V12H106ZM108 13L111 14L110 12H108ZM124 13H126V12H124ZM163 13H164V12H163ZM168 13H170V12H168ZM172 13H173V12H172ZM200 13H201V12H200ZM261 13H262V12H261ZM261 13H260V14H261ZM35 14H37V13H35ZM52 14H53V13H52ZM85 14H86V13H85ZM92 14H93V13H92ZM92 14H91V15H92ZM104 14H105V13H104ZM135 14H136V13H135ZM137 14H139V13H137ZM140 14H141V12H140ZM143 14H144V13H143ZM145 14H146V13H145ZM148 14H149V13H148ZM157 14L159 15V13H157ZM170 14H171V13H170ZM194 14H195V13H194ZM196 14H197V12H196ZM196 14H195V15H196ZM218 14H219V13H218ZM246 14H247V13H246ZM31 15H32V14H31ZM37 15H38V14H37ZM48 15H49V14H48ZM58 15H59V14H58ZM60 15H61V14H60ZM60 15H59V17H60ZM63 15H64V14H63ZM66 15H67V14H65V16H66ZM97 15H98V14H97ZM101 15H102V14H101ZM112 15H113V14H111V16H112ZM123 15H124V14H123ZM132 15H133V14H132ZM158 15H157V16H158ZM167 15H168V14H167ZM198 15H199V14H198ZM198 15H197V16H198ZM209 15L212 16V14H210V13H209ZM214 15H215V14H214ZM248 15H249V14H248ZM256 15H257V14H256ZM256 15H255V16H256ZM262 15H264V14H262ZM102 16H103V15H102ZM125 16H127V15L125 14ZM133 16H134V15H133ZM137 16H138V15H137ZM139 16H140V15H139ZM145 16H147V15H145ZM154 16H155V15H154ZM184 16H185V15H184ZM197 16H196V17H197ZM239 16H240V15H239ZM33 17H34V15H33ZM33 17H32V18H33ZM49 17H51V16H49ZM52 17H53V16H52ZM62 17H63V16H62ZM77 17H78V16H77ZM92 17H93V16H92ZM117 17H118V16H117ZM131 17H132V16H131ZM143 17H144V16H143ZM155 17H156V16H155ZM164 17H165V16H164ZM166 17H167V16H166ZM178 17H179V16H178ZM180 17H181V16H180ZM191 17L193 18V16H191ZM199 17H200V16H199ZM204 17H205V16H204ZM213 17H214V16H213ZM231 17H232V16H231ZM237 17H238V16H237ZM28 18H29V17H28ZM35 18H36V16H35ZM56 18H57V17H56ZM63 18H64V17H63ZM87 18H88V17H87ZM99 18H100V17H99ZM104 18H106V17L104 16ZM104 18H103V19H104ZM107 18H108V17H107ZM107 18H106V19H107ZM141 18H142V15H141ZM167 18H168V17H167ZM223 18H224V17H223ZM225 18H226V17H225ZM241 18H242V15H241ZM245 18H246V17H245ZM253 18H254V16H253ZM255 18H256V17H255ZM39 19H40V18H39ZM51 19H52V18H51ZM61 19H62V18H61ZM79 19H80V18H79ZM81 19H83V18H81ZM81 19H80V20H81ZM106 19H104V20H106ZM109 19H110V17H109ZM116 19H117V18H116ZM118 19H119V18H118ZM129 19H130V18H129ZM143 19H144V18H143ZM147 19H148V18H147ZM151 19H152V18H151ZM159 19H160V18H159ZM172 19H173V18H172ZM180 19H181V18H180ZM184 19H185V18H184ZM186 19H187V18H186ZM248 19H249V17H248ZM256 19H257V18H256ZM258 19H259V18H258ZM28 20H29V19H28ZM33 20H34V19H33ZM53 20H55V19H53ZM88 20H89V19H88ZM91 20L93 21V19H91ZM99 20H100V19H99ZM104 20H103V22H104ZM110 20L113 21V19H110ZM121 20H122V19H121ZM123 20H125V19H123ZM135 20H136V19H135ZM148 20H150V19H148ZM162 20H163V18H162ZM195 20H196V19H195ZM200 20H201V19H200ZM211 20H212V19H211ZM214 20H215V19H214ZM253 20H254V19H253ZM253 20H252V21H253ZM29 21H30V20H29ZM34 21H35V20H34ZM34 21H33V22H34ZM66 21H67V20H66ZM119 21H120V20H119ZM132 21H133V20H132ZM155 21L157 22V19H155ZM168 21H169V20H168ZM183 21H184V20H183ZM234 21H235V20H234ZM242 21H243V20H242ZM33 22H32V24H33ZM96 22H97V21H96ZM109 22H110V21H109ZM120 22H121V21H120ZM120 22H119V23H120ZM127 22H128V20H127ZM127 22L124 21L125 24H126ZM139 22H140V21H139ZM145 22H146V20H145ZM152 22H154V21H152ZM162 22H163V21H162ZM164 22H166V21H164ZM169 22H170V21H169ZM171 22H173V21H171ZM177 22L179 23V20H178ZM196 22H197V21H196ZM215 22H216V21H215ZM228 22H229V20H228ZM240 22H241V20H240ZM244 22H245V21H244ZM26 23H27V22H26ZM38 23H39V22H38ZM81 23H82V22H81ZM86 23H87V22H86ZM93 23H94V22H93ZM98 23H100V22H98ZM111 23H112V22H111ZM113 23H114V22H113ZM124 23H123V24H124ZM133 23H134V22H133ZM148 23H149V22H148ZM188 23H189V22H188ZM201 23H202V22H201ZM233 23H234V22H233ZM249 23H250V22H249ZM251 23H252V22H251ZM40 24H41V23H40ZM46 24H47V23H46ZM51 24H52V23H51ZM51 24H50V25H51ZM62 24H63V23H61V25H62ZM67 24H68V23H67ZM74 24H75V23H74ZM121 24H122V23H121ZM130 24H131V19H130ZM149 24H150V23H149ZM156 24H157V23H156ZM241 24H242V22H241ZM25 25H26V24H25ZM28 25H29V24H28ZM28 25H27V26H28ZM33 25H34V24H33ZM47 25H48V24H47ZM54 25H55V23H54ZM56 25H57V24H56ZM79 25H80V24H79ZM97 25H98V24H97ZM100 25H101V23H100ZM103 25H104V24H103ZM126 25H127V24H126ZM132 25H133V24H132ZM134 25H135V24H134ZM136 25H137V24H136ZM153 25H154V24H153ZM157 25H158V24H157ZM177 25H178V24H177ZM216 25H217V24H216ZM231 25H232V24H231ZM234 25H235V23H234ZM239 25H240V24H239ZM257 25H258V24H257ZM259 25H260V24H259ZM259 25H258V26H259ZM23 26H24V25H23ZM35 26H36V22H35ZM43 26H44V24H43ZM58 26H59V25H58ZM62 26H63V25H62ZM71 26H72V25H71ZM75 26H76V25H75ZM82 26H83V25H82ZM89 26H90V25H89ZM89 26H88V28H89ZM104 26H105V25H104ZM109 26H110V24H109ZM119 26H121V25H119ZM138 26H139V25H138ZM150 26H151V25H150ZM164 26H165V25H164ZM178 26H179V25H178ZM197 26H198V25H197ZM197 26H196V27H197ZM208 26H209V25H208ZM212 26H213V25H212ZM217 26H218V25H217ZM30 27H32V26H30ZM40 27H41V25H40ZM49 27H50V26H49ZM68 27H69V26H68ZM68 27H67V29H68ZM73 27H74V26H73ZM76 27H77V26H76ZM80 27H81V26H80ZM95 27H96V26H95ZM114 27H115V26H114ZM114 27H113V29H114ZM174 27H175V26H174ZM186 27H187V22H186ZM206 27H207V26H206ZM22 28H23V27H21V29H22ZM24 28H25V27H24ZM51 28H52V27H51ZM53 28H54V27H53ZM74 28H75V27H74ZM91 28H92V26H91ZM99 28H100V27H99ZM99 28L97 27V29H99ZM101 28H102V26H101ZM125 28H126V26H125ZM138 28H139V27H138ZM157 28H159V27H157ZM161 28H162V27H161ZM161 28H160V30H161ZM167 28H168V26H167ZM229 28H230V27H229ZM238 28H239V27H238ZM257 28H258V27H257ZM35 29H36V28H35ZM54 29H55V28H54ZM57 29H58V28H57ZM61 29H64V28L61 27ZM72 29H73V28H71V32H72ZM79 29H80V28H79ZM94 29H95V28H94ZM105 29H106V28H105ZM108 29H109V28H108ZM110 29H111V27H110ZM115 29H116V28H115ZM141 29H142V28H141ZM197 29H198V28H197ZM202 29H203V28H202ZM211 29H212V28H211ZM22 30H23V29H22ZM28 30H29V29H28ZM48 30H49V29H48ZM50 30H51V29H50ZM58 30H59V29H58ZM68 30H69V29H68ZM80 30H82V29H80ZM83 30H85V29H83ZM92 30H93V29H92ZM92 30H91V32H92ZM100 30H101V29H100ZM111 30H112V29H111ZM124 30H125V29H124ZM155 30L157 31V29H155ZM162 30H164V29H162ZM244 30H245V29H244ZM248 30H249V31H252V30H250V29H248ZM257 30H258V29H257ZM32 31H33V29H32ZM40 31H41V30H40ZM63 31H64V30H63ZM114 31H115V30H114ZM118 31H119V28H118ZM118 31H117V32H118ZM142 31H143V30H142ZM142 31H140V32H142ZM166 31H167V30H166ZM173 31H174V30H173ZM212 31H214V29H213ZM212 31H211V32H212ZM245 31H246V30H245ZM21 32H22V31H21ZM34 32H35V31H34ZM50 32H51V31H50ZM57 32H58V31H57ZM71 32H70V33H71ZM84 32H85V31H84ZM86 32H87V31H86ZM86 32H85V34H86ZM89 32H90V31H89ZM100 32H101V31H100ZM115 32H116V31H115ZM122 32H125V31L122 30ZM130 32H131V31H130ZM130 32H129V33H130ZM151 32H152V31H151ZM159 32H160V31H159ZM159 32H158V33H159ZM162 32H163V31H162ZM180 32H181V31H180ZM200 32H201V31H200ZM227 32H228V31H227ZM227 32H226V33H227ZM234 32H235V31H234ZM22 33H23V32H22ZM22 33H21V34H22ZM25 33H26V32H25ZM31 33H33V32H31ZM38 33H39V31H38ZM38 33H37V35H38ZM70 33H69V34H70ZM93 33H94V32H93ZM97 33H98V32H97ZM107 33H108V32H107ZM109 33H110V32H109ZM127 33H128V32H127ZM127 33H126V34H127ZM171 33H172V32H171ZM174 33H175V32H174ZM174 33H173V34H174ZM187 33H188V32H187ZM247 33H248V32H247ZM256 33H257V32H256ZM21 34H20V36H21ZM34 34H35V33H34ZM39 34H40V33H39ZM43 34H44V33H43ZM46 34H48V32H46ZM49 34H50V33H49ZM64 34H65V33H64ZM90 34H91V33H90ZM98 34H99V33H98ZM165 34H166V33H165ZM167 34H168V33H167ZM173 34H172V35H173ZM195 34H197V33L195 32ZM237 34H238V33H237ZM240 34H241V33H240ZM22 35H23V34H22ZM28 35H29V34H28ZM31 35H32V34H31ZM52 35H53V34H52ZM77 35H78V34H77ZM94 35H95V33H94ZM111 35H112V34H111ZM113 35H114V34H113ZM115 35H116V34H115ZM115 35H114V36H115ZM117 35H118V34H117ZM140 35H141V33H140ZM154 35H156V34H153V36H154ZM185 35H186V34H185ZM198 35H200V34H198ZM216 35H217V34H216ZM228 35H229V34H228ZM244 35H245V34H244ZM249 35H250V34H249ZM253 35H254V34H253ZM258 35H259V33H258ZM53 36H54V35H53ZM57 36H58V34H57ZM67 36H68V35H67ZM74 36H75V35H74ZM80 36H81V35H80ZM86 36H87V35H86ZM91 36H92V34H91ZM100 36H101V35H99V37H100ZM102 36H104V35H102ZM107 36H108V35H107ZM118 36H119V35H118ZM138 36H139V35H138ZM165 36H166V35H165ZM167 36H168V35H167ZM210 36H211V35H210ZM224 36H225V35H224ZM226 36H227V35H226ZM245 36H246V35H245ZM250 36H251V35H250ZM259 36H260V35H259ZM261 36H262V35H261ZM37 37H38V36H37ZM45 37H46V36H45ZM51 37H52V36H50V38H51ZM63 37H64V36H63ZM84 37H85V36H84ZM95 37H97V36H95ZM110 37H111V36H110ZM132 37H133V36H132ZM139 37H140V36H139ZM139 37H138V38H139ZM159 37H160V36H159ZM182 37H183V36H182ZM185 37H186V36H185ZM192 37H193V36H192ZM195 37H196V36H195ZM198 37H199V36H198ZM219 37H221V36H219ZM229 37H230V35H229ZM242 37H243V36H242ZM262 37H264V36H262ZM18 38H19V37H18ZM23 38H24V36H23ZM25 38H26V36H25ZM38 38H39V37H38ZM52 38H53V37H52ZM58 38H59V37H58ZM68 38H69V37H68ZM80 38H81V37H80ZM86 38H87V37H86ZM91 38H93V36H92ZM91 38H90V39H91ZM97 38H98V37H97ZM97 38H96V39H97ZM107 38H108V37H107ZM116 38H117V37H116ZM125 38H126V37H125ZM143 38H144V37H143ZM143 38H141V39H143ZM202 38H203V37H202ZM202 38H201V39H202ZM19 39H20V38H19ZM19 39H18V40H19ZM56 39H57V38H56ZM71 39H72V38H71ZM76 39H77V38H76ZM81 39H82V38H81ZM88 39H89V38H88ZM94 39H95V38H94ZM96 39H95V40H96ZM102 39H103V38H102ZM127 39H128V38H127ZM151 39H152V38H151ZM156 39H158V38H156ZM161 39H162V38H161ZM176 39H177V38H176ZM196 39H197V38H196ZM218 39H219V38H218ZM229 39H230V38H229ZM240 39H241V38H240ZM248 39H249V38H248ZM250 39H251V38H250ZM20 40H22V39H20ZM35 40H36V38H35ZM41 40H42V39H41ZM61 40H62V39H61ZM66 40H67V39H66ZM74 40H75V39H74ZM74 40H73V41H74ZM78 40H79V39H78ZM78 40H77L76 42H78ZM91 40H92V39H91ZM112 40H113V39H112ZM121 40H123V38H122ZM139 40H140V39H139ZM178 40H179V39H178ZM203 40H204V39H203ZM203 40H202V41H203ZM207 40H209V39H207ZM233 40H234V38H233ZM251 40H252V39H251ZM259 40H260V39H259ZM15 41H16V40H15ZM38 41H39V40H38ZM38 41H37V42H38ZM54 41H55V40H54ZM54 41H53V42H54ZM87 41H88V40H87ZM87 41H86V42H87ZM98 41H99V40H98ZM98 41H96V42H98ZM105 41H106V40H105ZM113 41H114V40H113ZM132 41H134V40H132ZM144 41H145V40H144ZM149 41H150V40H149ZM161 41H162V40H161ZM196 41H197V40H196ZM200 41H201V40H200ZM221 41H222V40H221ZM249 41H250V40H249ZM17 42H18V41H17ZM17 42H16V43H17ZM23 42H24V41H23ZM25 42H26V41H25ZM32 42H33V41H32ZM42 42H43V41H42ZM59 42H60V41H59ZM70 42H71V40H70ZM86 42H85V43H86ZM89 42H90V41H89ZM111 42H112V41H111ZM111 42H110V44H111ZM151 42H152V40H151ZM194 42H195V41H194ZM197 42H198V41H197ZM223 42H224V40H223ZM254 42H255V41H254ZM258 42H259V41H258ZM33 43H35V42H33ZM46 43H47V42H46ZM46 43H45V45H46ZM48 43H49V41H48ZM71 43H72V42H71ZM90 43H91V42H90ZM104 43H105V42H104ZM104 43H103V44H104ZM108 43H109V42H108ZM113 43H114V42H113ZM113 43H112L111 46H113ZM128 43H129V42H128ZM185 43H186V42H185ZM191 43H192V42H191ZM216 43H217V42H216ZM247 43H248V42H247ZM259 43H260V42H259ZM18 44H19V43H18ZM21 44H22V43H21ZM38 44H39V43H38ZM42 44H43V43H42ZM60 44H61V42H60ZM63 44H64V43H63ZM68 44H69V43H68ZM74 44H75V43H74ZM83 44H84V43H83ZM91 44H93V42H92ZM99 44H100V42H99ZM110 44H109V45H110ZM130 44H131V43H129V45H130ZM132 44H133V43H132ZM137 44H138V43H137ZM137 44H135V45H137ZM140 44H141V43H140ZM147 44H148V43H147ZM155 44H156V43H155ZM171 44H172V42H171ZM179 44H180V43H179ZM195 44H196V43H195ZM30 45H31V44H30ZM51 45H52V44H51ZM58 45H59V44H58ZM66 45H67V44H66ZM77 45H80V44H77ZM122 45H123V44H122ZM125 45H126V44H125ZM127 45H128V44H127ZM148 45H150V44H148ZM159 45H160V44H159ZM191 45H192V44H191ZM204 45H205V44H204ZM212 45H213V44H212ZM238 45H239V44H238ZM245 45H246V44H245ZM256 45H257V44H256ZM14 46H15V45H14ZM26 46H27V44H26ZM35 46H36V45H35ZM40 46H41V45H40ZM46 46H47V45H46ZM55 46H56V45H55ZM55 46L52 45V47H55ZM63 46H65V45H63ZM71 46H72V45H71ZM92 46H93V45H92ZM95 46H97V45H95ZM102 46H104V45H102ZM133 46H134V45H133ZM143 46H144V45H143ZM160 46H161V45H160ZM165 46H166V44H165ZM169 46H170V45H169ZM193 46H194V45H193ZM201 46H203V45H201ZM30 47H31V46H30ZM36 47H37V46H36ZM59 47H60V46H59ZM75 47H76V46H75ZM191 47H192V46H191ZM194 47H195V46H194ZM207 47H208V46H207ZM209 47H210V46H209ZM220 47H221V46H220ZM229 47H230V45H229ZM232 47H233V46H232ZM253 47H254V46H253ZM258 47H259V46H258ZM12 48H13V47H12ZM15 48H16V47H15ZM32 48H35V47H32ZM47 48H49V47H47ZM57 48H58V47H57ZM67 48H68V47H67ZM82 48H83V47H82ZM89 48H90V47H89ZM99 48H100V47H99ZM124 48H125V47H124ZM151 48H152V47H151ZM162 48H163V47H162ZM166 48H167V47H166ZM196 48H197V46H196ZM211 48H212V47H211ZM226 48H227V47H226ZM238 48H239V47H238ZM238 48H237V49H238ZM241 48H242V47H241ZM241 48H240V49H241ZM28 49H29V47H28ZM45 49H46V48H45ZM50 49H51V48H50ZM54 49H55V48H54ZM60 49H61V47H60ZM64 49H65V48H64ZM80 49H81V48H80ZM102 49H103V48H102ZM157 49H158V48H157ZM168 49H169V48H168ZM203 49H204V48H203ZM208 49H209V48H208ZM212 49H213V48H212ZM218 49H219V48H218ZM230 49H231V48H230ZM246 49H247V48H246ZM254 49H255V48H254ZM257 49H258V48H257ZM260 49H261V48H260ZM11 50H12V49H11ZM20 50H21V49H20ZM20 50H18V51H20ZM34 50H35V49H34ZM51 50H52V49H51ZM84 50H85V49H84ZM99 50H100V49H99ZM104 50H105V48H104ZM115 50H116V49H115ZM117 50H118V49H117ZM119 50H120V49H119ZM119 50H118V51H119ZM138 50H139V49H138ZM144 50H145V49H144ZM144 50H143V51H144ZM148 50H149V48H148ZM183 50H184V48H183ZM192 50H193V49H192ZM210 50H211V49H210ZM219 50H220V49H219ZM261 50H262V49H261ZM7 51H8V50H7ZM25 51L29 52L27 49H26ZM40 51H41V50H40ZM82 51H83V50H82ZM87 51H88V50H87ZM96 51H98V50H96ZM100 51H101V50H100ZM130 51H131V50H130ZM154 51H157V50H154ZM188 51H189V50H188ZM212 51H214V49H213ZM221 51H222V50H221ZM221 51H220V52H221ZM244 51H245V50H244ZM246 51H247V50H246ZM257 51H258V50H257ZM11 52H12V51H11ZM36 52H37V51H36ZM38 52H39V50H38ZM45 52H46V51H45ZM47 52H48V51H47ZM52 52H53V50H52ZM98 52H99V51H98ZM167 52H168V50H167ZM182 52H183V51H182ZM186 52H187V50H186ZM189 52H192V51L190 50ZM189 52H187V54H188ZM203 52H204V51H203ZM208 52H210V51H208ZM217 52H219V51H217ZM227 52H228V51H227ZM240 52H241V50H240ZM23 53H24V52H23ZM42 53H43V52H42ZM42 53H41V54H42ZM60 53H61V51H60ZM62 53H63V51H62ZM72 53H73V52H72ZM76 53H77V52H76ZM78 53H79V52H78ZM82 53H83V52H82ZM92 53H94V52H92ZM123 53H124V51H123ZM134 53H135V50H134ZM138 53H139V52H138ZM140 53H141V52H140ZM145 53H146V52H145ZM147 53H148V52H147ZM152 53H153V52H152ZM159 53H160V52H159ZM165 53H166V52H165ZM168 53H169V52H168ZM170 53H171V52H170ZM180 53H181V52H180ZM225 53H226V52H225ZM228 53H230V52H228ZM249 53H250V52H249ZM252 53H253V52H252ZM7 54H9V53L7 52ZM14 54H15V53H14ZM26 54H27V53H26ZM31 54H32V53H31ZM35 54H36V53H35ZM35 54H34V55H35ZM41 54H40V55H41ZM54 54H55V53H54ZM63 54H64V53H63ZM65 54H66V53H65ZM84 54H85V53H84ZM86 54H87V53H86ZM103 54H104V53H103ZM112 54H114V53L112 52ZM260 54H261V53H260ZM9 55H10V54H9ZM32 55H33V54H32ZM32 55H31V56H32ZM43 55H44V53H43ZM50 55H51V54H50ZM72 55H73V54H72ZM72 55H71V56H72ZM94 55H95V53H94ZM100 55H101V54H100ZM104 55H105V54H104ZM117 55H118V53H117ZM137 55H138V54H137ZM141 55H142V53H141ZM189 55H190V54H189ZM193 55H194V54H193ZM208 55H209V54H208ZM213 55H214V53H213ZM227 55H228V54H227ZM249 55H250V54H249ZM253 55H254V54H253ZM2 56H3V55H2ZM38 56H39V55H38ZM65 56H66V58H67V55H65ZM86 56H87V55H86ZM90 56H91V55H90ZM92 56H93V55H92ZM111 56H112V55H111ZM113 56H114V55H113ZM113 56H112V57H113ZM128 56H129V55H128ZM131 56H133V55L131 54ZM143 56H145V55H143ZM153 56H154V55H153ZM156 56H157V55H156ZM198 56H199V55H198ZM198 56H197V57H198ZM211 56H212V55H211ZM221 56H222V54H221ZM234 56H235V55H234ZM246 56H247V55H246ZM250 56H251V55H250ZM259 56H260V55H259ZM7 57H8V56H7ZM9 57H10V56H9ZM26 57H27V56H26ZM26 57H25V58H26ZM35 57H36V56H35ZM69 57H70V56H69ZM94 57H95V56H94ZM102 57H103V56H102ZM120 57H124V55H123V56H120ZM191 57H192V56H191ZM194 57H195V56H194ZM226 57H227V56H226ZM243 57H244V55H243ZM37 58H38V57H37ZM41 58H42V57H41ZM44 58H45V57H44ZM103 58H105V56H104ZM155 58H157V57H155ZM169 58H170V55H169ZM169 58H168V59H169ZM202 58H203V57H202ZM247 58H248V57H247ZM5 59H6V58H5ZM9 59H10V58H9ZM27 59L29 60V58H27ZM57 59H58V58H57ZM57 59H56V60H57ZM79 59H80V58H79ZM91 59H92V58H91ZM93 59L95 60V58H93ZM115 59H116V58H115ZM140 59H141V58H140ZM151 59H152V58H151ZM172 59H174V58H172ZM188 59H189V58H188ZM190 59H191V58H190ZM198 59H199V58H198ZM216 59H217V58H216ZM241 59H242V58H241ZM11 60H12V58H11ZM17 60H18V59H17ZM44 60H46V59H44ZM63 60H64V59H63ZM66 60H67V59H66ZM68 60H69V58H68ZM70 60H71V59H70ZM73 60H74V59H73ZM86 60H87V59H86ZM89 60H90V59H89ZM94 60H93L92 62H94ZM97 60H98V58H97ZM110 60H111V59H110ZM125 60H127V59H125ZM138 60H139V59H138ZM153 60H154V59H153ZM213 60H214V59H213ZM220 60H221V59H220ZM222 60H223V59H222ZM248 60H249V59H248ZM250 60H251V59H250ZM38 61H39V60H38ZM49 61H50V60H48L47 62H49ZM122 61H123V60H122ZM127 61H128V60H127ZM167 61H168V60H167ZM194 61H196V60H194ZM230 61H231V59H230ZM230 61H229V63H230ZM234 61H235V63H237L236 60H234ZM234 61H233V62H234ZM245 61H246V60H245ZM3 62H4V61H3ZM10 62H11V61H10ZM27 62L29 63V61H27ZM34 62H35V60H34ZM56 62H57V61H56ZM65 62H66V61H65ZM65 62H64V63H65ZM157 62H158V60H157ZM160 62H161V61H160ZM180 62H181V60H180ZM190 62H191V60H190ZM199 62L202 63L201 61H199ZM246 62H247V61H246ZM1 63H2V62H1ZM14 63H15V62H14ZM30 63H31V62H30ZM40 63H41V59H40ZM58 63H59V61H58ZM62 63H63V62H62ZM112 63H113V62H111V64H112ZM114 63H115V62H114ZM135 63H136V62H135ZM139 63H140V62H139ZM147 63H148V60H147ZM158 63H159V62H158ZM158 63H157V64H158ZM196 63H197V62H196ZM196 63H195V64H196ZM209 63H210V62H209ZM209 63H207L208 66H209ZM250 63H251V61H250ZM16 64H17V63H16ZM32 64H33V63H32ZM34 64H36V63H34ZM52 64H53V63H52ZM56 64H57V63H56ZM83 64H84V63H83ZM90 64H91V63H90ZM111 64H110V65H111ZM125 64H126V63H125ZM127 64H128V62H127ZM137 64H138V63H137ZM173 64H174V63H173ZM176 64H179V63H176ZM182 64H184V63H182ZM202 64H203V63H202ZM2 65H3V64H2ZM7 65H8V64H7ZM10 65H11V64H10ZM27 65H28V64H27ZM36 65H37V64H36ZM39 65H40V64H39ZM49 65H50V64H49ZM54 65H55V64H54ZM77 65H78V64H77ZM84 65H85V64H84ZM112 65H113V64H112ZM119 65H120V63H119ZM149 65H151L150 62H149ZM189 65H190V64H189ZM192 65H193V64H192ZM205 65H206V64H205ZM205 65H204V66H205ZM226 65H227V64H226ZM250 65H251V64H250ZM253 65H254V64H253ZM262 65H264V64H262ZM28 66H29V65H28ZM37 66H38V65H37ZM51 66H52V65H51ZM51 66H50V67H51ZM65 66H66V65H65ZM70 66H71V64H70ZM75 66H76V65H75ZM79 66H80V65H79ZM79 66H78V67H79ZM82 66H83V65H82ZM101 66H102V65H101ZM125 66H127V65H125ZM136 66H137V65H136ZM136 66H135V68H136ZM147 66H148V65H147ZM147 66H145L146 69H147ZM159 66H160V65H159ZM184 66H185V65H184ZM186 66H187V65H186ZM198 66H199V65H198ZM235 66H236V65H235ZM238 66H240V65H238ZM32 67H33V66H31V68H32ZM72 67L75 68L74 65H73ZM94 67H95V66H94ZM98 67H99V66H98ZM110 67H111V66H110ZM116 67H117V66H116ZM120 67H121V66H120ZM130 67H131V66H130ZM137 67H138V66H137ZM148 67H149V66H148ZM182 67H183V66H182ZM199 67H200V66H199ZM199 67H198V68L196 67V69H199ZM205 67H207V66H205ZM243 67H244V66H243ZM4 68H5V67H3V69H4ZM12 68H13V67H12ZM14 68H15V67H14ZM34 68H36V67H34ZM37 68L40 69V67H37ZM52 68H53V67H52ZM62 68H63V67H62ZM106 68H107V67H106ZM132 68H133V66H132ZM143 68H144V67H143ZM166 68H167V67H166ZM179 68H180V67H179ZM201 68H202V67H201ZM220 68H221V66H220ZM227 68H228V66H227ZM234 68H235V67H234ZM17 69H18V68H17ZM23 69H24V68H23ZM28 69H29V68H28ZM42 69H43V68H42ZM46 69H47V67H46ZM50 69H51V68H50ZM70 69H71V67H70ZM118 69H119V68H118ZM118 69H117V70H118ZM124 69H125V68H124ZM124 69H122V70H124ZM169 69H171V68L169 67ZM173 69H174V67H173ZM181 69H182V68H181ZM194 69H195V68H194ZM236 69H237V68H236ZM252 69H253V67H252ZM258 69H259V68H258ZM13 70H14V69H13ZM18 70H19V69H18ZM18 70H17V71H18ZM31 70H32V69H31ZM31 70H30V71H31ZM35 70H36V69H35ZM61 70H62V69H61ZM72 70H73V69H72ZM72 70H71V71H72ZM98 70H99V68H98ZM115 70H116V69H115ZM130 70H131V69H129L128 71L130 72ZM152 70H153V69H152ZM176 70H177V69H176ZM221 70H222V69H221ZM221 70H220V72H221ZM224 70H225V69H224ZM4 71H5V70H4ZM17 71H16V72H17ZM43 71H44V69H43ZM50 71H52V69H51ZM63 71H64V70H63ZM66 71H67V70H66ZM68 71H69V69H68ZM92 71H93V69H92ZM96 71H97V70H96ZM106 71H107V70H106ZM141 71H142V70H141ZM143 71H144V69H143ZM159 71H160V70H159ZM169 71H170V70H169ZM182 71H183V69H182ZM187 71H188V69H187ZM193 71H194V70H193ZM195 71H196V70H195ZM205 71H206V70H205ZM215 71H216V70H215ZM259 71L261 72V69H260ZM259 71H258V72H259ZM5 72H7V71H5ZM18 72H19V71H18ZM23 72H24V71H23ZM82 72H83V71H82ZM93 72H94V71H93ZM93 72H92V74H93ZM109 72H110V71H109ZM133 72H134V71H133ZM145 72H146V70H145ZM147 72H148V71H147ZM155 72H156V71H155ZM157 72H158V71H157ZM163 72H164V71H162L161 73H163ZM180 72H181V71H180ZM191 72H192V71H191ZM206 72H207V71H206ZM226 72H227V71H226ZM251 72H252V71H251ZM13 73H14V72H13ZM83 73H84V72H83ZM88 73L90 74L91 72H88ZM106 73H107V72H106ZM118 73H119V72H118ZM121 73H122V72H121ZM134 73H135V72H134ZM169 73H170V72H169ZM175 73H176V72H175ZM187 73H188V72H187ZM211 73H212V72H211ZM215 73H216V72H214V74H215ZM10 74H11V73H10ZM21 74H23V73L21 72ZM29 74H31V72H30ZM38 74H39V73H38ZM45 74H46V71H45ZM45 74H44V75H45ZM48 74H49V73H48ZM103 74H104V73H103ZM108 74H109V73H108ZM123 74H124V73H123ZM123 74H121V76H123ZM136 74H137V73H136ZM139 74H140V73H139ZM154 74H155V73H154ZM170 74H171V73H170ZM196 74H197V73H196ZM203 74H204V73H203ZM258 74H259V73H258ZM26 75H27V74H26ZM32 75H33V74H32ZM39 75H41V73H40ZM51 75H52V74H51ZM54 75H55V74H54ZM54 75H53V76H54ZM66 75H67V74H66ZM105 75H106V74H105ZM110 75H111V74H110ZM155 75H156V74H155ZM155 75H154V76H155ZM157 75H158V73H157ZM175 75H177V74H175ZM175 75H174V77H175ZM179 75H181V74H179ZM248 75H249V74H248ZM256 75H257V74H256ZM3 76H4V75H3ZM22 76H23V75H22ZM69 76H70V75H69ZM86 76H87V75H86ZM106 76H107V75H106ZM133 76H135V75H133ZM140 76H141V75H140ZM144 76H145V75H144ZM148 76H149V74H148ZM152 76H153V75H152ZM152 76H151V77H152ZM168 76H169V75H168ZM184 76H185V75H184ZM204 76H205V75H204ZM257 76H260V75H257ZM257 76L255 77L256 79H257ZM7 77H8V75H7ZM26 77H27V76H26ZM38 77H39V76H38ZM61 77H62V76H61ZM71 77H73V76L71 75ZM80 77H81V76H80ZM90 77H91V76H90ZM90 77H89V78H90ZM162 77H163V75H162ZM174 77H173V78H174ZM4 78H5V77H4ZM22 78H24V77H22ZM28 78L30 79V76H29ZM35 78H36V77H35ZM40 78H41V76H40ZM81 78H82V77H81ZM121 78H122V77H121ZM127 78H128V77H127ZM149 78H150V77H149ZM152 78H153V77H152ZM164 78H165V76H164ZM173 78H172V79H173ZM177 78H178V77H177ZM177 78H176V79H177ZM181 78H182V77H181ZM206 78H208V77H206ZM214 78H215V77H214ZM12 79H13V78H12ZM16 79H17V78H16ZM24 79H25V78H24ZM24 79H23V83L25 82ZM31 79H33V78H31ZM42 79H43V78H42ZM58 79H60V77L57 78V80H58ZM70 79H71V78H70ZM74 79H75V78H74ZM112 79H113V78H112ZM112 79H111V80H112ZM114 79H115V77H114ZM133 79H134V78H133ZM133 79H131V80H133ZM158 79H159V78H158ZM162 79H163V78H162ZM166 79H168V77H167ZM166 79H165V80H166ZM220 79H221V78H220ZM233 79H234V78H233ZM6 80H7V79H6ZM43 80H45V79H43ZM63 80H64V79H63ZM76 80H77V79H76ZM81 80H82V79H81ZM87 80H89V79L87 78ZM106 80H107V79H106ZM123 80H124V79H123ZM131 80H129V82H131ZM145 80H146V79H145ZM155 80H156V79H155ZM159 80H160V79H159ZM177 80H178V79H177ZM186 80H187V79H185V81H186ZM201 80H202V79H201ZM9 81H10V80H9ZM27 81H28V79H27ZM27 81H26V82H27ZM30 81H31V80H30ZM41 81H42V80H41ZM65 81H66V80H65ZM67 81H68V80H67ZM83 81H84V80H83ZM112 81H113V80H112ZM120 81H121V80H120ZM124 81H125V80H124ZM140 81H141V80H140ZM153 81H154V79H153ZM153 81H152V82H153ZM188 81L191 82V80H189V79H188ZM227 81H228V80H227ZM234 81H235V80H234ZM28 82H29V81H28ZM33 82H35V80H34ZM42 82H43V81H42ZM45 82H46V81H45ZM84 82H85V81H84ZM84 82H83V83H84ZM90 82H91V81H90ZM126 82H127V81H126ZM132 82H133V81H132ZM146 82H147V80H146ZM160 82H161V81H160ZM160 82H159V83H160ZM206 82H207V81H206ZM8 83H9V82H8ZM43 83H44V82H43ZM43 83H42V84H43ZM51 83H52V82H51ZM51 83H50V84H51ZM59 83H60V82H59ZM63 83H64V82H63ZM69 83H70V82H69ZM69 83H68V84H69ZM73 83H74V82H73ZM79 83H80V82H79ZM81 83H82V82H81ZM83 83H82V84H83ZM102 83H103V82H102ZM148 83H149V82H148ZM177 83H178V82H177ZM179 83H180V82H179ZM194 83H195V81H194ZM194 83H193V84H194ZM196 83H197V82H196ZM204 83H205V82H204ZM25 84H26V83H25ZM28 84H29V83H28ZM31 84H32V83H31ZM65 84H66V83H65ZM68 84H67V85H68ZM70 84H71V83H70ZM115 84H116V83H114V85H115ZM117 84H118V83H117ZM132 84H134V83H132ZM132 84H130V85H132ZM145 84H146V83H145ZM152 84H154V83H152ZM181 84H182V83H181ZM181 84H180V85H181ZM183 84H184V82H183ZM210 84H211V83H210ZM220 84H221V83H220ZM253 84H254V83H253ZM253 84H252V85H253ZM12 85H14V84H12ZM29 85H30V84H29ZM53 85H54V84H53ZM60 85H61V83H60ZM85 85H86V84H85ZM111 85H112V84H111ZM138 85H139V84H138ZM159 85H160V84H159ZM184 85H185V84H184ZM188 85H189V84H188ZM202 85H205V84H202ZM217 85H219V84H217ZM217 85H216L215 87H217ZM32 86H33V85H32ZM43 86H44V85H43ZM43 86H42V87H43ZM45 86H47V85H45ZM58 86H59V85H58ZM83 86H84V84H83ZM86 86H87V85H86ZM89 86H90V85H89ZM105 86H106V85H105ZM122 86H123V85H122ZM124 86H126V84H125ZM142 86H144V85H142ZM150 86H151V85H149V87H150ZM171 86H172V84H171ZM176 86L179 87V85H176ZM206 86H207V85H206ZM224 86H225V85H224ZM11 87H12V86H11ZM14 87H15V86H14ZM30 87H31V86H30ZM34 87H35V86H34ZM51 87H52V88H51ZM53 87H54V86H50V88H51L52 90H53ZM59 87H61V86H59ZM62 87H64V86H62ZM67 87H68V86H67ZM78 87H79V86H78ZM91 87L93 88V85H92ZM91 87H90V88H91ZM96 87H97V86H96ZM149 87H147L146 89H148ZM191 87H192V86H191ZM197 87H198V86H197ZM226 87H227V86H226ZM253 87H254V85H253ZM256 87H257V86H256ZM262 87H264V86H261V88H262ZM9 88H10V87H9ZM15 88H17V87H15ZM15 88H14V89H15ZM31 88H32V87H31ZM47 88H49V87L47 86ZM47 88H46V89H47ZM50 88H49V89H50ZM54 88H55V87H54ZM80 88H81V87H80ZM86 88H87V87H86ZM106 88H107V87H106ZM114 88H115V86H114ZM114 88H113V89H114ZM135 88H136V87H135ZM137 88H139V87H137ZM143 88H144V87H143ZM164 88H165V87H164ZM170 88H171V87H170ZM198 88H199V87H198ZM204 88H205V86H204ZM236 88H237V86H236ZM7 89H8V88H7ZM7 89H5V90H7ZM10 89H11V88H10ZM10 89H9V90H10ZM14 89H13V91H14ZM18 89H19V88H18ZM69 89H70V88H69ZM69 89H68V90H69ZM71 89H72V88H71ZM84 89H85V87H84ZM87 89H88V88H87ZM110 89H111V88H110ZM121 89H123V87H122ZM126 89H128V88H126ZM149 89H150V88H149ZM179 89H181V88H179ZM179 89H178V90H179ZM206 89H207V88H206ZM24 90H25V89H24ZM31 90H32V89H31ZM31 90H30V91H31ZM47 90H48V89H47ZM54 90H55V89H54ZM54 90H53V91H54ZM64 90H65V89H64ZM76 90H77V88H76ZM76 90H74V91H76ZM116 90H117V89H116ZM136 90H137V89H136ZM150 90H151V89H150ZM173 90H174V89H173ZM173 90H172V91H173ZM183 90H185V89H183ZM193 90H194V89H193ZM212 90H214V89H211V91H212ZM222 90H223V89H222ZM262 90H264V88H262ZM13 91H12V92H13ZM59 91H60V90H59ZM77 91H78V90H77ZM77 91H76V92H77ZM82 91H84V90H82ZM101 91H102V90H101ZM101 91H100V92H101ZM126 91H128V90H126ZM161 91H162V89H161ZM176 91H177V90H176ZM180 91H181V90H180ZM196 91H197V90H196ZM204 91H205V90H204ZM238 91H239V90H238ZM240 91H241V90H240ZM250 91H252V90H250ZM257 91H258V90H257ZM259 91H260V90H259ZM1 92H2V91H1ZM4 92H5V91H4ZM37 92H39V90H37ZM47 92H48V91H47ZM80 92H81V91H80ZM100 92H99V93H100ZM104 92H105V91H104ZM109 92H111V91H109ZM117 92H118V91H117ZM129 92H130V90H129ZM129 92H128V93H129ZM134 92L136 93V91H134ZM145 92H147V91H145ZM145 92H144V93H145ZM157 92H158V91H157ZM193 92H194V91H193ZM252 92H253V91H252ZM254 92H255V91H254ZM2 93H3V92H2ZM10 93H11V92H10ZM22 93H24V92H22ZM53 93H54V92H52V94H53ZM83 93H84V92H83ZM89 93H90V92H89ZM97 93H98V92H97ZM113 93H115V92H113ZM118 93H119V92H118ZM147 93H148V92H147ZM158 93H159V92H158ZM170 93H171V92H170ZM173 93H174V92H173ZM180 93H181V92H180ZM189 93H190V92H189ZM204 93H205V92H204ZM250 93H251V92H249V94H250ZM5 94H6V93H5ZM75 94H76V93H75ZM84 94H86V93H84ZM104 94H105V93H104ZM148 94H149V93H148ZM165 94H166V93H165ZM168 94H169V93H168ZM174 94H175V93H174ZM178 94H179V93H178ZM185 94H186V93H185ZM185 94H184V95H185ZM205 94H206V93H205ZM211 94H212V92H211ZM211 94H210V95H211ZM234 94H235V93H234ZM240 94H241V93H240ZM1 95H2V94H1ZM8 95H10V94H8ZM29 95L32 96V91H31V94H29ZM50 95H51V94H49L48 98L50 97ZM53 95H56V94H53ZM68 95H69V93H68ZM109 95H110V94H109ZM112 95H113V94H112ZM149 95H150V94H149ZM153 95H154V94H153ZM156 95H157V94H156ZM207 95H208V94H207ZM235 95H236V94H235ZM4 96H5V95H4ZM46 96H47V95H46ZM46 96H45V97H46ZM71 96H73V95H71ZM71 96H70V97H71ZM79 96H80V95H79ZM83 96H85V95H83ZM83 96L81 95L80 98H82ZM124 96H125V95H124ZM124 96H123V97H124ZM133 96H134V95H133ZM175 96H178V95H175ZM186 96H187V94H186ZM186 96H185V97H186ZM256 96H257V95H256ZM6 97H7V95H6ZM33 97H34V96H33ZM51 97H53V96L51 95ZM51 97H50V98H51ZM55 97H56V96H55ZM57 97H58V96H57ZM59 97H60V96H59ZM61 97H62V96H61ZM61 97H60V98H61ZM64 97H65V95H64ZM67 97H68V96H67ZM74 97H75V96H74ZM88 97H89V96H87V98H88ZM97 97H98V96H97ZM100 97H101V96H100ZM100 97H99V99H101ZM102 97H103V96H102ZM112 97H113V96H112ZM112 97H111V98H112ZM117 97H118V96H117ZM136 97H137V96H136ZM138 97H139V96H138ZM149 97H150V96H149ZM185 97H184V98H185ZM206 97H207V96H206ZM220 97H221V96H220ZM235 97H236V96H235ZM238 97H239V96H238ZM253 97H254V96H253ZM9 98H10V96H9ZM17 98H19V97H17ZM25 98H27V97L24 96V99H25ZM50 98H49V99H50ZM76 98H78V97H76ZM89 98H92V94H91V97H89ZM89 98H88V99H89ZM114 98H115V96H114ZM131 98H132V97H131ZM141 98H142V97H141ZM144 98H146V97H144ZM156 98H157V96H156ZM159 98H160V97H159ZM180 98H182V96H181ZM191 98H192V97H191ZM193 98H194V97H193ZM204 98H205V97H204ZM229 98H230V97H229ZM229 98H228V99H229ZM240 98H241V97H240ZM256 98H257V97H256ZM29 99H30V98H29ZM39 99H40V98H39ZM63 99H64V101L67 102V100H65V98H63ZM63 99H62V100H63ZM70 99H71V98H70ZM72 99H73V98H72ZM85 99H86V98H85ZM97 99H98V98H97ZM136 99H137V98H136ZM232 99H233V98H232ZM232 99H231V100H232ZM245 99H246V98H245ZM261 99H262V98H261ZM0 100H1V99H0ZM10 100H11V99H10ZM13 100H14V99H13ZM41 100H42V99H41ZM52 100H53V98H52ZM57 100H58V98H57ZM77 100H79V99H77ZM77 100H76V99H75V100H71V102H72V101H74V102L76 101V103H77ZM90 100H91V99H90ZM101 100H102V99H101ZM115 100H117V99H115ZM115 100H113V101H115ZM127 100H128V99H127ZM131 100H132V99H131ZM138 100H139V99H138ZM161 100H162V99H161ZM178 100H179V99H178ZM182 100H183V99H182ZM205 100H207V99L205 98ZM224 100H225V99H224ZM247 100H248V99H247ZM255 100H256V99H255ZM257 100H258V99H257ZM22 101H23V100H22ZM45 101H48V99L45 100ZM64 101H63V102H64ZM95 101H96V100H95ZM95 101H94V102H95ZM102 101H103V100H102ZM121 101H122V100H121ZM140 101H141V100H140ZM142 101H143V99H142ZM142 101H141V102H142ZM146 101H147V100H146ZM150 101H151V100H150ZM155 101H157V100H155ZM166 101H167V100H165V102H166ZM184 101H185V100H184ZM187 101H189V98H188ZM220 101H222V100H220ZM241 101H242V99H241ZM20 102H21V101H20ZM29 102H31V101H29ZM49 102H50V101H49ZM68 102H70V101L68 100ZM71 102H70V103H71ZM82 102H83V101H82ZM104 102H105V101H104ZM137 102H138V101H137ZM143 102L145 103V100H144ZM151 102H152V101H151ZM173 102H174V101H173ZM195 102H197V101H195ZM204 102H205V101H204ZM242 102H243V101H242ZM255 102H256V101H255ZM258 102H259V100H258ZM41 103H42V102H41ZM43 103H44V102H43ZM50 103H51V102H50ZM55 103H56V102H55ZM55 103H54V104H55ZM61 103H62V101H61ZM83 103H84V102H83ZM122 103H123V102H122ZM157 103H158V102H157ZM161 103H162V101H161ZM184 103H185V102H184ZM192 103H193V102H192ZM216 103H218V102H216ZM8 104H9V103H8ZM25 104H26V103H25ZM25 104H24L23 106H25ZM34 104H35V103H34ZM45 104H46V103H45ZM54 104H53V105H54ZM68 104H69V103H67V106H68ZM71 104H72V103H71ZM77 104H78V103H77ZM99 104H100V103H99ZM102 104H103V103H102ZM104 104H105V103H104ZM119 104H120V102H119ZM124 104H126V103H124ZM129 104H130V103H129ZM137 104H138V103H137ZM152 104H153V103H152ZM158 104H159V103H158ZM162 104H163V103H162ZM170 104H171V103H170ZM172 104H173V103H172ZM176 104H177V103H176ZM178 104H179V102H178ZM185 104H186V103H185ZM195 104H198V102L195 103ZM195 104H194V105H195ZM199 104H200V103H199ZM225 104H226V103H225ZM247 104H248V102H247ZM253 104H254V102H253ZM10 105H11V104H9L8 106H10ZM31 105H32V104H31ZM40 105H41V104H40ZM40 105H39V106H40ZM63 105H64V104H63ZM74 105H76V104H74ZM90 105H91V104H90ZM109 105H111V104L109 103ZM120 105H121V104H120ZM126 105H127V104H126ZM142 105H144V104L142 103ZM142 105H141V106H142ZM168 105H169V104H168ZM183 105H184V104H183ZM187 105H188V104H187ZM208 105H209V104H208ZM214 105H215V104H214ZM217 105H218V104H217ZM223 105H224V104H223ZM12 106H13V105H12ZM33 106H35V105H33ZM56 106H57V104H56ZM76 106H77V105H76ZM83 106H85V105H83ZM191 106H192V104H191ZM199 106H200V105H199ZM211 106H212V105H211ZM226 106H227V104H226ZM234 106H235V105H234ZM247 106H248V105H246L245 108H246ZM261 106H262V105H261ZM4 107H5V106H4ZM28 107H29V106H28ZM65 107H66V106H63V109H64ZM70 107H71V105H70ZM89 107H90V106H89ZM94 107H95V106H94ZM113 107H114V106H113ZM113 107H111V108H113ZM122 107H123V106H122ZM138 107H139V106H138ZM151 107H152V106H151ZM151 107H149V108H151ZM180 107H181V106H180ZM208 107H210V106H208ZM217 107H218V106H217ZM219 107H220V106H219ZM219 107H218V108H219ZM230 107H231V106H230ZM235 107H236V106H235ZM238 107H239V106H238ZM249 107H250V106H249ZM256 107H257V105H256ZM42 108H43V107H42ZM60 108H61V107H60ZM73 108H75V107H73ZM92 108H93V107H92ZM100 108H101V107H100ZM130 108H131V107H130ZM146 108H147V107H146ZM163 108H165V107H163ZM167 108H168V107H167ZM175 108H176V107H175ZM175 108H174V110H175ZM182 108H183V107H182ZM187 108H188V107H187ZM193 108H194V107H193ZM195 108H196V105H195ZM214 108H215V107H214ZM226 108H227V107H226ZM0 109H1V108H0ZM7 109H8V108H7ZM11 109H12V108H11ZM27 109H29V108H27ZM35 109H36V108H35ZM43 109H44V108H43ZM46 109H47V108H46ZM89 109H90V108H89ZM114 109H115V108H113V110H112L113 112L115 111ZM137 109H139V108H137ZM160 109H161V108H160ZM204 109H206V108H204ZM215 109H217V108H215ZM242 109H243V107H242ZM21 110L24 111V108L22 109V107H21ZM51 110H52V109H51ZM60 110H61V109H60ZM66 110H67V108H66ZM72 110H73V109H72ZM75 110H76V109H75ZM81 110H82V109H81ZM105 110H106V109H105ZM105 110H104V111H105ZM107 110H108V109H107ZM119 110H120V108L118 109V111H119ZM150 110H151V109H150ZM167 110H168V109H167ZM171 110H172V108H171ZM176 110H177V109H176ZM178 110H179V109H178ZM206 110H210V109H206ZM219 110H220V109H219ZM222 110H223V108H222ZM229 110H230V109H229ZM261 110H262V109H261ZM12 111H13V110H12ZM18 111H19V110H18ZM36 111H37V110H35V112H36ZM44 111H45V110H44ZM47 111H49V110H47ZM70 111H71V110H70ZM77 111H80V109L77 110ZM94 111H96V110H94ZM128 111H130V110L128 109ZM140 111H141V110H140ZM140 111H139V112H140ZM142 111H144V110H142ZM159 111H160V110H159ZM165 111H166V110H165ZM168 111H169V110H168ZM179 111H180V110H179ZM183 111H185V110H183ZM203 111H204V110H203ZM225 111H226V110H225ZM225 111H224V113H225ZM5 112H6V111H5ZM31 112H32V111H31ZM37 112H39V110H38ZM53 112H54V111H53ZM75 112H76V111H75ZM75 112H73V113H75ZM84 112H85V111H84ZM106 112H107V111H106ZM110 112H111V111H110ZM132 112H133V111H132ZM153 112H154V114H155L154 108H153ZM166 112H167V111H166ZM181 112H182V111H181ZM186 112H187V111H186ZM190 112H191V111H190ZM192 112H193V111H192ZM198 112H199V111H198ZM209 112H210V111H209ZM214 112H216V110H214ZM228 112H229V111H228ZM244 112H245V111H244ZM251 112H252V111H251ZM262 112H264V111H262ZM8 113H9V112H8ZM10 113H11V112H10ZM20 113H22V111H21ZM29 113H30V110H29ZM50 113H52V112H50ZM59 113H61V112L58 111V114H57V115H59ZM69 113H71V112H69ZM77 113H78V112H77ZM77 113H75V114H77ZM80 113H81V112H80ZM117 113L119 114L120 112H117ZM179 113H180V112H179ZM182 113H183V112H182ZM194 113H195V112H194ZM194 113H192V114H194ZM201 113H202V112H201ZM206 113H208V112H206ZM218 113H219V112H218ZM240 113H242V112H240ZM245 113H246V112H245ZM2 114H3V113H2ZM14 114H15V113H14ZM32 114H33V112H32ZM34 114H35V113H34ZM34 114H33V115H34ZM40 114H41V113H40ZM53 114H54V113H53ZM75 114H74V115H75ZM87 114H88V112H87ZM108 114H109V112H108ZM122 114H123V113H122ZM132 114H133V113H132ZM135 114H136V112H135ZM142 114H145V113L142 112ZM159 114H160V113H159ZM171 114H172V113H171ZM171 114H170V115H171ZM189 114H190V113H189ZM192 114H191V115H192ZM199 114H200V112H199L198 114H196V115H199ZM212 114H213V113H212ZM248 114H249V113H248ZM5 115H6V114H5ZM15 115H16V114H15ZM20 115H21V114H20ZM22 115H23V114H22ZM25 115H26V114H25ZM30 115H31V114H30ZM35 115H36V114H35ZM41 115L43 116V114H41ZM41 115H39V116H41ZM57 115H56L55 118H58V117H59V116L57 117ZM63 115H64V114H63ZM109 115H111V113H110ZM112 115H113V114H112ZM112 115H111V117H112ZM115 115H116V114H115ZM128 115H130V112H129ZM145 115H146V114H145ZM166 115H167V114H166ZM174 115H175V114H174ZM208 115H209V114H208ZM238 115H239V114H238ZM241 115H242V114H241ZM249 115H250V114H249ZM249 115H248V116H249ZM3 116H4V114H3ZM6 116H7V115H6ZM11 116H12V115H11ZM16 116H17V115H16ZM16 116H15V117H16ZM28 116H29V115H28ZM36 116H37V115H36ZM42 116H41V118H42ZM70 116H71V115H69V117H70ZM85 116H86V114H85ZM141 116H143V115H141ZM160 116H161V115H160ZM172 116H173V115H172ZM177 116H178V115H177ZM187 116H188V115H187ZM206 116H207V115H206ZM236 116H237V115H236ZM12 117H13V116H12ZM21 117H22V116H21ZM32 117H33V116H32ZM77 117H78V116H77ZM83 117H84V116H83ZM86 117H87V116H86ZM89 117H90V116H89ZM102 117H103V116H102ZM102 117H101V118H102ZM128 117H129V116H128ZM151 117H152V116H151ZM168 117H169V116H168ZM216 117H217V116H216ZM225 117H226V116H225ZM13 118H14V117H13ZM13 118H12V119H13ZM19 118H20V117H19ZM19 118H18V119H19ZM34 118H35V117H34ZM43 118H44V117H43ZM63 118H64V116H63ZM65 118H66V117H65ZM71 118H72V116H71ZM84 118H85V117H84ZM84 118H83V120H85ZM90 118H91V117H90ZM106 118H108V117H106ZM109 118H110V117H109ZM115 118H116V117H114V119H115ZM119 118H121V117L119 116ZM129 118H130V117H129ZM132 118H133V117H132ZM132 118H131V119H132ZM143 118H145V117H143ZM183 118H185V117L183 116ZM198 118H199V117H198ZM203 118H204V117H203ZM205 118H206V117H205ZM222 118H223V115H222ZM239 118H240V117H239ZM250 118H251V117H250ZM0 119H2V118H0ZM12 119H11V120H12ZM20 119H21V118H20ZM20 119H19V120H20ZM45 119H46V118H45ZM51 119H52V118H51ZM58 119H59V118H58ZM60 119H61V118H60ZM66 119H68V118H66ZM66 119H64V120H66ZM78 119H79V117H78ZM97 119L99 120V118H97ZM133 119L136 120L135 116H134ZM137 119H138V118H137ZM153 119H154V118H153ZM168 119H169V118H168ZM172 119H173V118H172ZM219 119H220V118H219ZM224 119H225V118H224ZM224 119H223V120H224ZM245 119H246V118H245ZM255 119H256V118H255ZM255 119H254V120H255ZM3 120H4V118H3ZM19 120H18V121H19ZM34 120H35V119H34ZM34 120H33V121H34ZM41 120H42V119H41ZM52 120H53V119H52ZM56 120H57V119H56ZM69 120H70V119H69ZM123 120H125V119H123ZM123 120H122V121H123ZM139 120H140V119H138V121H139ZM146 120H147V119H146ZM157 120H158V119H157ZM185 120H186V119H185ZM188 120H189V118H188ZM198 120H199V119H198ZM243 120H244V119H243ZM7 121H8V120H7ZM13 121L16 122L15 120H13ZM23 121H25V120H23ZM43 121H44V120H43ZM59 121H60V120H59ZM66 121H67V120H66ZM72 121H73V120H72ZM72 121H70V122H72ZM86 121H87V120H86ZM94 121H95V118H94ZM103 121H104V120H103ZM111 121H112V119H111ZM115 121H116V123H117V120H115ZM125 121H126V120H125ZM141 121H142V120H140V123H139L140 125L143 123V122H141ZM167 121H168V120H167ZM174 121H175V120H174ZM181 121H182V119H181ZM183 121H184V119H183ZM183 121H182V122H183ZM193 121H194V120H193ZM200 121H201L200 123H203L202 120H200ZM241 121H242V119H241ZM4 122H6V121L4 120ZM9 122H10V121H9ZM28 122H29V121H28ZM38 122H39V121H38ZM49 122H50V121H49ZM56 122H58V121H56ZM56 122H55V123H56ZM63 122H64V121H63ZM126 122H127V121H126ZM136 122H137V120H136ZM136 122H135V123H136ZM144 122H146V121H144ZM147 122H148V121H147ZM220 122H221V121H220ZM247 122H248V121H247ZM250 122H251V121H250ZM252 122H253V121H252ZM252 122H251V123H252ZM6 123H8V122H6ZM20 123H21V122H20ZM20 123H19V124H20ZM50 123H51V122H50ZM50 123H49V124H50ZM75 123H76V122H75ZM124 123H125V122H124ZM131 123H132V122H131ZM137 123H138V122H137ZM149 123H150V122H149ZM165 123H166V122H165ZM178 123L180 124V122H178ZM189 123H190V122H189ZM191 123H192V121H191ZM216 123H217V122H216ZM218 123H219V122H218ZM231 123H232V122H231ZM236 123H237V122H236ZM251 123H250V124H251ZM259 123H260V122H259ZM1 124H2V123H1ZM3 124H4V123H3ZM3 124H2V125H3ZM10 124H11V126H13L12 123H10ZM13 124H15V123H13ZM17 124H18V123H17ZM24 124H25V123H24ZM27 124H28V123H27ZM43 124H45V123L42 122V125H43ZM57 124H58V123H57ZM63 124H64V123H63ZM65 124H66V123H65ZM65 124H64V125H65ZM72 124H73V122L71 123V125H72ZM78 124H79V123H78ZM101 124L103 125V123L100 122V126H102ZM204 124H205V123H204ZM233 124H234V123H233ZM254 124H255V123H254ZM260 124H261V123H260ZM32 125H34V124H32ZM32 125H31V126H32ZM35 125H36V124H35ZM51 125H52V124H51ZM92 125H93V124H92ZM105 125H106V124H105ZM108 125H109V124H107V126H108ZM122 125H123V124H122ZM122 125H121V126H122ZM126 125H127V124H126ZM126 125H125V126H126ZM135 125H136V124H135ZM180 125L182 126V124H180ZM183 125H186V124H183ZM188 125H189V124H188ZM199 125H200V124H199ZM214 125H215V124H214ZM217 125H218V124H217ZM242 125H244V124H242ZM257 125H258V124H257ZM5 126H6V125H5ZM11 126H9V127H11ZM29 126H30V125H29ZM48 126H49V125H48ZM60 126H61V125H59V127H60ZM67 126H68V125H67ZM100 126H99V127H100ZM109 126H110V125H109ZM116 126H117V125H116ZM118 126H119V125H118ZM128 126H129V125H128ZM133 126H134V123H133ZM133 126H132V127H133ZM142 126H145V125H142ZM150 126H151V124H150ZM197 126H198V125H197ZM205 126H207V125H205ZM205 126H203V127H205ZM220 126H221V125H220ZM220 126H219V127H220ZM244 126H245V125H244ZM7 127H8V126H7ZM13 127H14V126H13ZM13 127H12V128H13ZM19 127H20V126H19ZM36 127H37V126H36ZM51 127H53V129H54L55 126L52 125ZM69 127H70V126H69ZM69 127H68V128H69ZM77 127H78V125H77ZM104 127H105V126H104ZM155 127H157V126L155 125ZM163 127H165V126H163ZM176 127H178V126H176ZM184 127H185V126H184ZM216 127H217V126H216ZM234 127H235V126H234ZM238 127H239V126H238ZM261 127H262V126H261ZM0 128H1V126H0ZM30 128H31V127H30ZM38 128H39V126H38ZM43 128H44V127H43ZM64 128H65V127H64ZM64 128H63V129H64ZM71 128H72V127H70V129H71ZM73 128H74V127H73ZM87 128H88V127H87ZM91 128H92V127H91ZM102 128H103V127H102ZM102 128H101V129H102ZM123 128H124V125H123ZM137 128H138V127H137ZM139 128H140V127H139ZM139 128H138V129H139ZM174 128H175V127H174ZM182 128H183V127H182ZM195 128H196V127H195ZM232 128H233V127H232ZM248 128H249V127H248ZM17 129H18V128H17ZM36 129H37V128H36ZM50 129H51V128H50ZM53 129H52V130H53ZM66 129H67V127H66L64 130H66ZM75 129H76V128H75ZM88 129H90V128H88ZM88 129H87V130H88ZM104 129H105V128H104ZM113 129H114V128H113ZM117 129H118L119 134H120L121 131L119 130V127H118ZM126 129H127V128H126ZM128 129H129V128H128ZM138 129H136V130H138ZM145 129H146V128H145ZM145 129H144V127H143V130H145ZM220 129H221V127H220ZM223 129H224V128H223ZM3 130H4V129H3ZM9 130H10V128H9ZM18 130H19V129H18ZM37 130H39V129H37ZM44 130H45V129H44ZM77 130H78V128H77ZM96 130H97V129H96ZM102 130H103V129H102ZM114 130H115V129H114ZM147 130H148V129H147ZM147 130H145V131H147ZM166 130H167V129H166ZM169 130H170V129H169ZM175 130H176V128H175ZM177 130H179V128H178ZM183 130H184V129H183ZM193 130H194V129H193ZM195 130H196V129H195ZM29 131H30V130H29ZM50 131H51V130H50ZM59 131H60V128H59ZM66 131L69 132L68 129H67ZM70 131H71V130H70ZM72 131H73V129H72ZM82 131L84 132V130H82ZM94 131H95V130H94ZM108 131H109V130H108ZM130 131H131V130H130ZM130 131H128V132H130ZM138 131H139V130H138ZM152 131H153V129H152ZM160 131H162V130H160ZM180 131H181V130H180ZM186 131H187V130H186ZM202 131H203V130H202ZM221 131H223V130H221ZM247 131H249V130H247ZM8 132H9V131H8ZM10 132H11V131H10ZM10 132H9V133H10ZM14 132H15V130H14ZM19 132H20V130H19ZM26 132H27V131H26ZM61 132H63L62 128H61ZM68 132H67V133H68ZM83 132H81V133L83 134ZM89 132L92 134V130L89 131ZM105 132H106V131H105ZM105 132H103V134H104ZM112 132H113V131H112ZM112 132H111V133H112ZM126 132H127V131H125V135H126ZM134 132H135V131H134ZM141 132H143V131H141ZM163 132H164V131H163ZM187 132H188V131H187ZM194 132H195V131H194ZM200 132H201V131H200ZM219 132H220V131H219ZM227 132H228V131H227ZM238 132H239V131H238ZM240 132H241V131H240ZM261 132H262V131H261ZM22 133H23V132H22ZM22 133H21V134H22ZM24 133H25V132H24ZM24 133H23V135L25 136L26 133H25V134H24ZM34 133H35V132H34ZM51 133H52V131H51ZM67 133H66V135H67ZM77 133H80V132H77ZM81 133H80V135H81ZM113 133H114V132H113ZM115 133H117V132H115ZM115 133H114V134H115ZM137 133L139 134L140 132H137ZM157 133H159V132H157ZM192 133H193V132H192ZM192 133H190V134H192ZM196 133H197V132H196ZM214 133H216V132H214ZM4 134H7V133H4ZM13 134H14V133H13ZM52 134H53V133H52ZM55 134H56V133H55ZM55 134H54V136H55ZM57 134H59V132H57ZM61 134H62V133H61ZM71 134H73V132H71ZM99 134H100V132H99ZM103 134H102V135H103ZM114 134H113V135L111 134V135L114 136ZM122 134H124V133H122ZM138 134H137V135H138ZM141 134H142V133H141ZM150 134H151V132H150ZM160 134H161V133H160ZM160 134H159V135H160ZM186 134H187V133H186ZM193 134H194V133H193ZM217 134H218V132H217ZM223 134H224V133H223ZM223 134H222V135H223ZM237 134H239V133H237ZM253 134H254V133H253ZM26 135H27V134H26ZM34 135H36V134H34ZM42 135H43V134H42ZM48 135H50V134H49V131H48ZM62 135H63V134H62ZM62 135H61V136H62ZM74 135H75V134H74ZM74 135H72V136L75 138ZM100 135H101V134H100ZM100 135H99V138L102 136V135H101V136H100ZM104 135H105V134H104ZM104 135H103V136H104ZM117 135H118V134H117ZM125 135H124V137H125ZM129 135H131V134L129 133ZM129 135H128V136H129ZM133 135L135 136L136 134H133ZM133 135H132V136H133ZM142 135H144V134H142ZM142 135H141V136H142ZM164 135H165V134H164ZM178 135L180 136V134H178ZM201 135H203V134H201ZM227 135H228V134H227ZM243 135H244V134H243ZM255 135L257 136V134H255ZM0 136L2 137L3 135H0ZM18 136H20V135H18ZM27 136H28V135H27ZM59 136H60V135H59ZM76 136H77V134H76ZM78 136H79V135H78ZM83 136H84V135H83ZM88 136H89V135H88ZM103 136H102V137H103ZM105 136H106V135H105ZM118 136H119V135H118ZM132 136H131V137H132ZM148 136H149V135H148ZM151 136H153V134H152ZM181 136H182V134H181ZM188 136H189V135H188ZM197 136H198V135H197ZM203 136H204V135H203ZM203 136H202V138H203ZM214 136H215V135H214ZM6 137H7V136H6ZM25 137H26V136H25ZM25 137H24V138H25ZM92 137H93V136H92ZM97 137H98V136H97ZM102 137H101V138H102ZM106 137H107V136H106ZM108 137H109V136H108ZM108 137H107V138H108ZM144 137H145V136H144ZM220 137H221V135H220ZM248 137H249V136H248ZM248 137H247V138H248ZM261 137H262V136H261ZM261 137H260V138H261ZM2 138H3V137H2ZM42 138H43V137H42ZM48 138H49V137L47 136L46 139L48 140ZM57 138H58V136H57ZM59 138H60V137H59ZM59 138H58V139H59ZM64 138H65V137H64ZM66 138H67V136H66ZM66 138H65V140H66ZM78 138H79V137H78ZM80 138H82V137H80ZM113 138H115V136H114ZM122 138H123V137H122ZM157 138H158V137H157ZM161 138H162V137H161ZM180 138H181V137H180ZM188 138H189V137H188ZM188 138H187V139H188ZM211 138L213 139V137H211ZM226 138H227V137H226ZM226 138H224V139L226 140ZM229 138H230V136H229ZM235 138H237V137H235ZM240 138H241V137H240ZM245 138H246V137H245ZM250 138H251V137H250ZM252 138H253V137H252ZM262 138H264V137H262ZM262 138H261V139H262ZM4 139H5V138H4ZM7 139H8V138H7ZM11 139H12V138H11ZM21 139H22V137H21ZM32 139L36 140V138H32ZM54 139H56V138L54 137ZM54 139H53V140H54ZM82 139H83V138H82ZM123 139H125V138H123ZM128 139H129V138H128ZM137 139H138V138H137ZM142 139H143V138H142ZM144 139H145V138H144ZM144 139H143V141H144ZM158 139H160V138H158ZM163 139H164V138H163ZM171 139H173V138H171ZM177 139H178V138H177ZM181 139H183V138H181ZM191 139H192V137H191ZM194 139H195V137H194ZM194 139H192V140L194 141ZM222 139H223V138H222ZM238 139H239V138H238ZM238 139H237V140H238ZM24 140H25V139H24ZM24 140H23V141H24ZM34 140H33V141H34ZM40 140H41V139H39L38 141H40ZM42 140H44V139H42ZM59 140H60V139H59ZM59 140H57V141H58V144L61 145V143H63V142H60V143H59ZM70 140H71V139H70ZM91 140H93V139L91 138ZM91 140H90V141H91ZM108 140H109V138H108ZM110 140H111V139H110ZM121 140H122V139H121ZM133 140H134V139H133ZM135 140H136V137H135ZM152 140H153V139H152ZM166 140H167V139H166ZM175 140H176V139H175ZM198 140H200V138H199ZM209 140H210V139H209ZM227 140H228V139H227ZM233 140H234V139H233ZM233 140H232V143H233ZM235 140H236V139H235ZM237 140H236V141H237ZM243 140H244V139H243ZM249 140H250V139H249ZM2 141H3V140H2ZM9 141H10V140H9ZM28 141H29V140H28ZM36 141H37V140H36ZM62 141H63V140H62ZM76 141H77V140H76ZM76 141H75V142H76ZM97 141H98V140H97ZM102 141H103V140H102ZM111 141H112V140H111ZM111 141H109V142H111ZM114 141H115V140H114ZM117 141H118V140H117ZM126 141H127V138H126ZM138 141H139V140H138ZM143 141H141V142H142L141 144L144 143ZM164 141H165V140H164ZM176 141H177V140H176ZM176 141H174V142L176 143ZM178 141H179V140H178ZM187 141H188V140H187ZM189 141H190V140H189ZM201 141H202V140H201ZM240 141H241V140H240ZM255 141H256V140H255ZM258 141H259V140H258ZM258 141H257V142H258ZM17 142H19V141L17 140ZM17 142H15V143L17 144ZM24 142H25V141H24ZM24 142H23V144H22L23 146L26 144V143L24 144ZM30 142H31V141H30ZM42 142H43V141H42ZM50 142H54V141H50ZM66 142H67V141H66ZM71 142H72V141H71ZM73 142H74V140H73ZM81 142H82V140H81ZM88 142H89V141H88ZM98 142H99V141H98ZM100 142H101V139H100ZM100 142H99V143H100ZM109 142H108V143H109ZM124 142H125V140H124ZM162 142H163V141H162ZM162 142H161V143H162ZM190 142H191V141H190ZM215 142H216V141H215ZM227 142H228V141H227ZM243 142H244V141H243ZM253 142H254V140H253ZM257 142H256V143H257ZM12 143H13V142H12ZM44 143H45V142H44ZM44 143H43V144H44ZM46 143H47V141H46ZM46 143H45V144H46ZM64 143H65V142H64ZM77 143H78V142H77ZM79 143H80V141H79ZM79 143H78V145H79ZM95 143H96V142H95ZM102 143H103V142H102ZM108 143H107V144H108ZM113 143H114V142H113ZM130 143H131V142H130ZM135 143L137 144V142H135ZM145 143H146V142H145ZM145 143H144V145H145ZM157 143H158V141H157ZM157 143H156V145H157ZM159 143H160V142H159ZM175 143H174V145H175ZM188 143H189V142H188ZM209 143H210V142H209ZM237 143H238V142H237ZM246 143H247V142H246ZM8 144H9V143H8ZM19 144H20V143H19ZM29 144H30V143H29ZM29 144H27V145L30 146ZM34 144H35V143H34ZM50 144H51V143H50ZM56 144H57V143H56ZM69 144H70V143H69ZM90 144H91V143H90ZM117 144H120V142L117 143ZM124 144H126V142H125ZM149 144H151V143H149ZM165 144H166V143H165ZM183 144H184V143H183ZM201 144H202V143H201ZM229 144H230V143H229ZM235 144H236V142H235ZM241 144H242V143H241ZM253 144H254V143H253ZM1 145H2V144H1ZM31 145H33V144H31ZM36 145H37V143H36ZM38 145H39V144H38ZM40 145H41V141H40ZM60 145H57V149L60 150V152H61V149H59ZM63 145H64V144H63ZM66 145L68 146V144H65V146H66ZM78 145H77L76 147H78ZM95 145H96V144H95ZM97 145H99V144L97 143ZM130 145H131V144H130ZM130 145H129V146H130ZM156 145H155V146H156ZM163 145H164V144H163ZM172 145H173V144H172ZM177 145H178V144H177ZM186 145H187V144H186ZM208 145L210 146V144H208ZM230 145H232V144H230ZM230 145H229V146H230ZM243 145H244V143H243ZM254 145H255V144H254ZM3 146H4V144H3ZM6 146H8V145H6ZM33 146H34V145H33ZM41 146H42V145H41ZM47 146H49V144H48ZM54 146H56V145L54 144ZM54 146H52V147H54ZM70 146H71V145H70ZM73 146H74V145H73ZM80 146H81V143H80L79 147H80ZM100 146H101V145H100ZM102 146H103V144H102ZM104 146H105V145H104ZM104 146H103V148H104ZM114 146H115V145H114ZM114 146H113V147H114ZM116 146H117V145H116ZM116 146H115V147H116ZM118 146H119V145H118ZM122 146H123V144H122ZM145 146H146V145H145ZM145 146H144V147H145ZM184 146H185V145H184ZM219 146H220V145H219ZM221 146H222V145H221ZM249 146H250V145H249ZM0 147H1V146H0ZM10 147H11V146H10ZM25 147H27V146H25ZM37 147H39V146H37ZM42 147L45 148L46 146H42ZM50 147H51V146H49L48 149H50ZM61 147H62V146H61ZM61 147H60V148H61ZM98 147H99V146H98ZM105 147H106V146H105ZM109 147H111V146H109ZM127 147H128L127 145H126V147H125V145H124V149H125V150H126ZM160 147H161V146H160ZM168 147H171V146H168ZM178 147H179V146H178ZM180 147H181V146H180ZM191 147H192V146H191ZM198 147H200V144H199ZM242 147H243V146H242ZM242 147H241V148H242ZM13 148H14V147H13ZM13 148H12V149H13ZM19 148H20V147H19ZM21 148H22V147H21ZM29 148H30V147H29ZM29 148H28V149H29ZM33 148H35V146H34ZM33 148H30V149H33ZM46 148H47V147H46ZM55 148H56V147H54V149H55ZM93 148L95 149V146H94ZM111 148H112V147H111ZM122 148H123V147H122ZM122 148H120V151H121ZM147 148H148V147H147ZM149 148H150V147H149ZM153 148H154V146H153ZM158 148H159V147H158ZM161 148H162V147H161ZM161 148H160V149H161ZM188 148H189V147H188ZM210 148H211V146H210ZM233 148H235V146H234ZM243 148H245V147H243ZM254 148H255V147H254ZM1 149H6V148H1ZM7 149H9V148L7 147ZM15 149H16V148H15ZM25 149H26V148H24V150H25ZM28 149H27V152H28ZM38 149H39V148H38ZM52 149H53V148H52ZM52 149H51V150H52ZM57 149H56V150H57ZM62 149H63V148H62ZM67 149H69V146H68ZM71 149H73V148H71ZM83 149H84V148H83ZM85 149H86V148H85ZM105 149H106V148H105ZM116 149H117V147H116ZM130 149H131V147L129 148V150H130ZM145 149H146V148H145ZM150 149H151V148H150ZM150 149H149V150H150ZM160 149H157V151L160 150ZM173 149H174V148H173ZM184 149H185V147H184ZM191 149H192V148H191ZM193 149H194V148H193ZM212 149H213V147H212ZM225 149H226V147H225ZM249 149H250V148H249ZM256 149H257V148H256ZM20 150H21V149H20ZM36 150H37V149H36ZM36 150H35V151H36ZM39 150H40V149H39ZM43 150H44V149H43ZM73 150H75V148H74ZM79 150H81V149H79ZM91 150H92L93 153H94V150H93L92 148H91ZM95 150H96V149H95ZM114 150H115V149H114ZM132 150H133V148L131 149V152H132ZM167 150H168V149H167ZM169 150H170V148H169ZM175 150H176V149H175ZM178 150H179V149H178ZM181 150H182V149H181ZM227 150H229V148H228ZM245 150H246V149H245ZM2 151H4V150H2ZM11 151H12V150H11ZM16 151H17V150H16ZM25 151H26V150H25ZM25 151H23V152H25ZM29 151H31V150H29ZM69 151L71 152L72 150H69ZM92 151H91V152H92ZM97 151H99V150L97 149ZM100 151H101V150H100ZM100 151H99V152H100ZM105 151H107V150H105ZM117 151H118V150H117ZM133 151H134V150H133ZM141 151H142V150H141ZM154 151L156 152V150H154ZM163 151H165V150H163ZM186 151H187V150H186ZM197 151H198V150H197ZM197 151H196V152H197ZM232 151H233V150H232ZM18 152H19V151H18ZM23 152H21V153H23ZM32 152H33V150H32ZM41 152L45 154V152H43V151H41ZM49 152H50V151H49ZM52 152H55V151H52ZM67 152H68V151H67ZM70 152H69V154H71ZM74 152H75V151H74ZM80 152H81V151H80ZM83 152H84V151H83ZM99 152H98V153H99ZM111 152H112V150H111ZM113 152H114V151H113ZM115 152H116V151H115ZM122 152H123V151H122ZM122 152H121V153H122ZM126 152H127V151H126ZM129 152H130V151H129ZM145 152H146V151H145ZM165 152H166V151H165ZM176 152H177V151H176ZM176 152H175V153H176ZM199 152H200V150H199ZM206 152H207V150H206ZM227 152H229V151H227ZM234 152H235V151H234ZM7 153H8V152H7ZM37 153H38V150H37ZM55 153H56V152H55ZM55 153H54V155H56ZM77 153H78V152H77ZM102 153H103V152H102ZM106 153H107V152H106ZM133 153L135 154V152H133ZM137 153H138V152H137ZM137 153H136V154H137ZM170 153L173 154V152H170ZM209 153H211V152H209ZM237 153H238V150H237ZM245 153H246V152H245ZM248 153H249V152H248ZM259 153H260V152H259ZM11 154H12V153H11ZM18 154H19V153H18ZM24 154H25V153H24ZM32 154H33V153H32ZM38 154H40V151H39ZM51 154H52V156H54L53 153H51ZM63 154H64V156L66 155L64 152H63ZM67 154H68V153H67ZM73 154H75V153H73ZM73 154H72V155H73ZM94 154H95V153H94ZM100 154H101V152H100ZM100 154H99V155H100ZM107 154H108V153H107ZM115 154H116V153H113V155H115ZM117 154H119V153H117ZM127 154H129V153L127 152ZM131 154H132V153H131ZM142 154H143V153H142ZM150 154H151V153H150ZM150 154H149V156L152 155V154H151V155H150ZM166 154H167V153H166ZM172 154H171V155H172ZM180 154H181V152H180ZM212 154H213V152H212ZM217 154H218V153H217ZM217 154H216V155H217ZM231 154H232V153H231ZM234 154H235V153H234ZM242 154H243V153H241V155H242ZM249 154H250V153H249ZM257 154H258V153H257ZM257 154H256V155H257ZM1 155H2V154H1ZM5 155H6V154H5ZM26 155H27V154H26ZM28 155H29V154H28ZM35 155L38 156L37 154H35ZM40 155H41V154H40ZM45 155L47 156V153H46ZM49 155H50V154H49ZM58 155H59V154H58ZM58 155H57V156H58ZM75 155H77V154H75ZM90 155H91V154H90ZM92 155H93V154H92ZM92 155L89 156V158L91 157V160L94 159V158L92 159ZM109 155H110V154H109ZM113 155H112V156H113ZM121 155H122V154H121ZM125 155H126V154H125ZM125 155H122V156L124 157ZM140 155H141V154H140ZM145 155H146V154H145ZM189 155H190V154H188L187 157H189ZM205 155H206V154H205ZM229 155H230V154H229ZM260 155H261V154H260ZM3 156H4V154H3ZM6 156H7V155H6ZM17 156H19V155H17ZM20 156H21V154H20ZM46 156H45V157H46ZM52 156H51V157H52ZM67 156H68V155H67ZM67 156L65 157V159L67 158ZM77 156H78V155H77ZM83 156H84V155H83ZM85 156H86V155H85ZM122 156H121V157H122ZM134 156H135V155H134ZM134 156H133V157H134ZM137 156H138V154H137ZM146 156H147V155H146ZM149 156H148V157H149ZM154 156H155V155H154ZM157 156H158V155H157ZM167 156H170V154L167 155ZM167 156H166V157H167ZM196 156H197V155H196ZM196 156H195V157H196ZM198 156H199V155H198ZM218 156H219V155H218ZM231 156H232V155H231ZM238 156H239V155H238ZM262 156H264V155H262ZM1 157H2V156H1ZM22 157H24V156H22ZM26 157H28V156H26ZM42 157H43V156H42ZM51 157H50V159H52ZM86 157H88V155H87ZM94 157H95V156H94ZM97 157H98V155H97ZM99 157H100V156H99ZM99 157H98V158H99ZM110 157H111V156H110ZM114 157H115V156H114ZM123 157H122V158H123ZM126 157H127V156H126ZM160 157H161V156H160ZM164 157H165V156H164ZM164 157H163V159H164ZM170 157H171V156H170ZM170 157H169V158H170ZM173 157H174V156H173ZM179 157H180V156H179ZM183 157H184V156H183ZM193 157H194V156H193ZM200 157H201V156H200ZM245 157H246V155H245ZM7 158H8V157H7ZM19 158H20V157H19ZM28 158H29V157H28ZM33 158H34V154H33ZM40 158H41V157H40ZM48 158H49V157H48ZM57 158H59V157H57ZM69 158H70V156H69ZM83 158H84V157H83ZM98 158H95V159L97 160ZM102 158H104V156H103V157L101 156V159H102ZM107 158H108V157H107ZM111 158H113V157H111ZM111 158H110V159H111ZM130 158H131V157H130ZM137 158H138V157H137ZM140 158H141V156H140ZM149 158H150V157H149ZM152 158H153V157H152ZM154 158H155V157H154ZM161 158H162V157H161ZM169 158H168V159H169ZM174 158H176V157H174ZM180 158H182V157H180ZM222 158H223V157H222ZM226 158H227V157H226ZM229 158H230V157H229ZM14 159H15V158H14ZM21 159H22V158H21ZM24 159H25V158H24ZM29 159H30V158H29ZM55 159H56V158H55ZM60 159H61V158H60ZM60 159H59V160H60ZM67 159H68V158H67ZM70 159H71V158H70ZM70 159H69V160H70ZM104 159H106V157H105ZM124 159H125V158H124ZM134 159H135V158H134ZM143 159H144V158H143ZM157 159H158V158H157ZM159 159H160V158H159ZM182 159H183V158H182ZM192 159H193V158H192ZM206 159H207V158H206ZM206 159H205V160H206ZM219 159H220V158H219ZM232 159H234V158H232ZM248 159H249V157H248ZM6 160H7V159H6ZM8 160H9V159H8ZM10 160H11V159H10ZM19 160H20V159H19ZM45 160H46V159H45ZM57 160H58V159H57ZM87 160H88V158H87ZM87 160H86V161H87ZM108 160H109V159H107V161H108ZM111 160H113V159H111ZM125 160H126V159H125ZM148 160H149V159H148ZM151 160H152V159H151ZM186 160H187V159H186ZM186 160H184V161L186 162ZM193 160H194V159H193ZM193 160H192V161H193ZM195 160H196V159H195ZM202 160H203V159H202ZM207 160H208V159H207ZM252 160H253V159H252ZM22 161H23V160H22ZM22 161H20V163H21ZM26 161H27V158H26ZM48 161H49V160H48ZM51 161H52V160H51ZM72 161H73V159H72ZM81 161H82V160H81ZM93 161H95V160H93ZM93 161H92V162H93ZM116 161H117V160H116ZM118 161H119V160H118ZM121 161H122V160H121ZM126 161H127V160H126ZM128 161H130V160H128ZM142 161H143V160H142ZM145 161H147V160H145ZM145 161H144V162H145ZM152 161H153V160H152ZM164 161H166V160H164ZM167 161H168V160H167ZM179 161H180V159H179ZM181 161H182V160H181ZM181 161H180V162H181ZM212 161H213V158H212ZM215 161H216V160H215ZM218 161H219V160H218ZM222 161H223V160H222ZM227 161H229V159H228ZM230 161H231V160H230ZM230 161H229V162H230ZM233 161H234V160H233ZM246 161H247V160H246ZM256 161H257V160H256ZM262 161H264V160H262ZM262 161H261V162H262ZM9 162H10V161H9ZM14 162H15V160H14ZM33 162H34V161H33ZM35 162H37V161H35ZM39 162H41V161L39 160ZM46 162H47V161H46ZM57 162H58V161H57ZM63 162H64V161H63ZM69 162H70V161H69ZM83 162H85V161L83 160ZM108 162H109V161H108ZM108 162H107V163H108ZM123 162H124V161H123ZM132 162H135V161L132 160ZM132 162H131V164H132ZM136 162H137V161H136ZM138 162H140V161L138 160ZM154 162H155V161H154ZM160 162H161V161H160ZM172 162L175 163V162H177V161H173V160H172ZM185 162H184V166H185ZM208 162H210V159H209ZM234 162H235V161H234ZM249 162H250V161H249ZM7 163H8V162H7ZM10 163H11V162H10ZM23 163H25V161H24ZM42 163H43V162H42ZM49 163H50V161H49ZM49 163H48V164H49ZM54 163H55V162H54ZM65 163H66V162H64L63 164H65ZM72 163H73V162H72ZM79 163H80V162H79ZM104 163L107 164L106 162L103 161V165H104ZM118 163H119V162H118ZM148 163H149V162H148ZM168 163H169V162H168ZM170 163H171V161H170ZM177 163L179 164V162H177ZM177 163H175V165H176ZM186 163H187V162H186ZM192 163H195V162H192ZM196 163H197V160H196ZM240 163H241V162H240ZM240 163H238V164H240ZM250 163H252V162H250ZM253 163H254V162H253ZM21 164H22V163H21ZM31 164H32V163H31ZM34 164H35V163H34ZM46 164H47V163H46ZM51 164H52V163H51ZM55 164L58 166V164H62V163H61V162H60V163L58 162V163H55ZM55 164H54V165H55ZM66 164L69 165V167H70V165H71L70 163H69V164L66 163ZM81 164H83V163L81 162ZM93 164H94V162L92 163V165H93ZM116 164H117V162L115 163V168H116ZM125 164H129V162H127V163H125ZM134 164H136V163H134ZM144 164H145V163H144ZM146 164H147V163H146ZM153 164H154V163H153ZM157 164H158V163H157ZM162 164H163V163L161 162V165H160V166H162ZM166 164H167V163H166ZM200 164H201V163H200ZM214 164H215V163H214ZM218 164H219V163H218ZM227 164H228V163H227ZM246 164H247V163H246ZM2 165H3V164H2ZM4 165H5V164H4ZM4 165H3L2 167H4ZM13 165H14V164H13ZM25 165H26V164H25ZM28 165H29V164H28ZM35 165H36V164H35ZM41 165H43V164H41ZM41 165H40V166H41ZM52 165H53V164H52ZM52 165H51V166H52ZM54 165H53V166H54ZM56 165L54 166V168H57ZM87 165H88V164H87ZM94 165H95V164H94ZM98 165H99V164H98ZM119 165H120V164H119ZM119 165H118V166H119ZM129 165H130V164H129ZM132 165H133V164H132ZM139 165H140V164H138V166H139ZM173 165H174V164H173ZM179 165H180V164H179ZM186 165H187V164H186ZM192 165H193V164H192ZM205 165L207 166V162H206ZM19 166H20V165H19ZM23 166H24V165H23ZM31 166H32V165H31ZM44 166H46V165H44ZM63 166H64V165H63ZM63 166H62V167H63ZM79 166H80V164H79ZM90 166H91V165H90ZM107 166H108V165H107ZM134 166H135V165H134ZM149 166H150V165H149ZM151 166H153V165L151 164ZM166 166H167V165H166ZM176 166H177V165H176ZM189 166H190V164H189ZM198 166H199V164H198ZM198 166H197V167H198ZM202 166H204V165L202 164ZM241 166H242V165H241ZM248 166H249V165H247V167H248ZM253 166H254V165H253ZM256 166H257V164H256ZM260 166H261V165H260ZM2 167H1V168H2ZM9 167H10V166H8V164H7V167H6V168L9 169ZM58 167H59V166H58ZM67 167H68V166H67ZM67 167H65V168H67ZM84 167H85V166H84ZM99 167H100V166H99ZM110 167H111V166H110ZM110 167H108V168H110ZM122 167L124 168V166H122ZM136 167H137V166H136ZM136 167H135V168H136ZM142 167H143V166H142ZM192 167H193V166H192ZM197 167H196V168H197ZM215 167H216V166H215ZM224 167H225V166H224ZM229 167H230V166H228V169H229ZM232 167H233V166H232ZM254 167H255V166H254ZM257 167L260 168L259 166H257ZM262 167H264V166H262ZM1 168H0V169H1ZM4 168H5V167H4ZM4 168H3V169H4ZM12 168H13V166H12ZM12 168H11V170H12ZM22 168H23V167H22ZM35 168H36V167H35ZM38 168H39V167H38ZM102 168H104V167H102ZM113 168H114V167H113ZM113 168H112V169H113ZM120 168H121V167H120ZM123 168H122V170H125V169H123ZM131 168H132V167H131ZM133 168H134V167H133ZM140 168H141V166L139 167V169H140ZM144 168H146V167H144ZM144 168H143V169H144ZM147 168H148V166H147ZM147 168H146V169H147ZM149 168H150V167H149ZM152 168H153V167H152ZM164 168H165V167H164ZM179 168H180V167H179ZM179 168H178V169H179ZM186 168H187V167H185L184 169H186ZM188 168H189V167H188ZM188 168H187V169H188ZM190 168H191V166H190ZM193 168H194V167H193ZM198 168H200V167H198ZM210 168H211V166H210ZM210 168H208V169H210ZM255 168H256V167H255ZM14 169H17V168L14 167ZM18 169H19V168H18ZM40 169L42 170V168H40ZM43 169H44V168H43ZM47 169L49 170L50 168H47ZM47 169H46V172H47ZM52 169H53V168H52ZM62 169H63V168H62ZM87 169L89 170V168H87ZM93 169H95V168H93ZM100 169H101V168H100ZM106 169H107V168H106ZM155 169H157V168H154V170H155ZM187 169H186V170H187ZM191 169H192V168H191ZM194 169H195V168H194ZM201 169H202V167H201ZM203 169L206 170L205 168H203ZM213 169H214V168H213ZM215 169H216V168H215ZM220 169H221V168H220ZM224 169H227V168H224ZM224 169H223V170H224ZM230 169H231V168H230ZM237 169H238V168H237ZM239 169H240V168H239ZM244 169H245V168H244ZM244 169H243V171H244ZM249 169H250V168H249ZM253 169H254V168H253ZM253 169H252V170H253ZM25 170H26V169H25ZM44 170H45V169H44ZM55 170H56V169H55ZM58 170H60V171H58ZM66 170H67V169H66ZM66 170H65V171H66ZM115 170H116V169H115ZM119 170H121V169H119ZM133 170H135V169H133ZM141 170H142V169H141ZM148 170H149V169H148ZM157 170H158V169H157ZM164 170H165V169H164ZM186 170H185V171H186ZM216 170H217V172H218V169H216ZM255 170H256V169H255ZM27 171H28V170H27ZM29 171L31 172V170H29ZM32 171H33V169H32ZM80 171L82 172V170H80ZM83 171H84V168H83ZM89 171H90V170H89ZM89 171H88V172H89ZM93 171H94V170H93ZM93 171H91V175H90V176H92V175L95 176L96 173L94 172V173H95V174H94ZM99 171H101V170H99ZM130 171H132V170H130ZM130 171H129V172H130ZM149 171H150V170H149ZM189 171H190V170H189ZM200 171H201V170H200ZM210 171H211V170H209V172H210ZM227 171H229V170H227ZM231 171H232V170H231ZM237 171H239V170H237ZM2 172H3V174H4V170L1 171V173H2ZM5 172H6V171H5ZM11 172H12V171H11ZM23 172H24V170H23ZM37 172H40V171L37 170ZM49 172L52 173L51 171H49ZM56 172H58V173L61 172V169L58 168ZM56 172L54 173V171H53V174H54L55 176H56ZM66 172H67V171H66ZM70 172H71V171H70ZM70 172H69V173H70ZM75 172H76V171H75ZM96 172H97V171H96ZM109 172H110V170H109ZM118 172H119V171H118ZM138 172H139V171H138ZM147 172H148V171H147ZM196 172H197V171H196ZM202 172H203V171H202ZM253 172H254V171H253ZM256 172H257V170H256ZM1 173H0V174H1ZM9 173H10V172H9ZM24 173H25V172H24ZM32 173L34 174V173H36V172H32ZM32 173H30V174H32ZM44 173H45V172H44ZM44 173H43V174H44ZM73 173H74V172H73ZM73 173H71L72 176H73ZM84 173H87V172L84 171ZM92 173H93V174H92ZM98 173H100V172H98ZM98 173H97V174H98ZM110 173H111V172H110ZM120 173H122V172H120ZM124 173H125V172H124ZM150 173L152 174L153 172L151 171ZM160 173H161V172H160ZM165 173H167V172H165ZM168 173H169V172H168ZM168 173H167V174H168ZM178 173H180V172H178ZM178 173H177V174H178ZM181 173H182V172H181ZM181 173H180V174H181ZM186 173H187V172H186ZM193 173H194V172H193ZM206 173H207V172H206ZM228 173H229V172H228ZM246 173H247V172H246ZM249 173H251V172H249ZM10 174H11V173H10ZM10 174H9V176H10ZM36 174H38V173H36ZM62 174H64V173H61V174L59 173L58 176H60V175H62ZM103 174H104V173H103ZM107 174H108V173H107ZM107 174H106V175H107ZM114 174H115V172H114ZM153 174H154V173H153ZM175 174H176V173H175ZM187 174H188V173H187ZM190 174H191V173H190ZM190 174H189V175H190ZM225 174H226V173H225ZM260 174H261V173H260ZM6 175H7V174H6ZM17 175H18V174H17ZM39 175L41 176V174H39ZM65 175H66V174H65ZM65 175H62V176H65ZM84 175L86 176V174H84ZM84 175L82 174V176H84ZM106 175H105V177H106ZM112 175H113V172H112ZM135 175H137V174L135 173ZM142 175L144 176V174H142ZM145 175H146V174H145ZM191 175H193V174H191ZM209 175H210V174H209ZM222 175H223V174H222ZM222 175H221V176H222ZM22 176H23V174L21 175V177H22ZM25 176H26V174H25ZM29 176H30V175H29ZM47 176H48V175H47ZM58 176H57V178H58ZM62 176H61V177H62ZM74 176H77V175H74ZM90 176H89V177H90ZM102 176H103V175H102ZM113 176H114V175H113ZM117 176H118V175H117ZM117 176H116V177H117ZM125 176H126V175H125ZM127 176H129V174H127ZM138 176H140V173L138 174ZM154 176H155V175H153V177H154ZM167 176H168V175H167ZM183 176H184V175H183ZM200 176H201V175H200ZM226 176H227V174H226ZM239 176H240V174H239ZM241 176H242V175H241ZM245 176H246V175H245ZM257 176H258V175H257ZM10 177H11V176H10ZM15 177H16V175H15ZM15 177H12V179H14ZM33 177H34V176H33ZM37 177H38V176H37ZM37 177H35V178H37ZM42 177H43V176H42ZM52 177H53V176H52ZM92 177H93V176H92ZM92 177H91V179H93ZM96 177H100V176H95L94 178H96ZM134 177H135V176H134ZM140 177H141V176H140ZM147 177H148V176H147ZM162 177H163V176H162ZM170 177H171V175H170ZM197 177H198V176H197ZM211 177H212V176H211ZM223 177H224V176H223ZM254 177H255V176H254ZM258 177H260V176H258ZM258 177H257V178H258ZM1 178H2V177H1ZM18 178H19V177H18ZM18 178H17V180H18ZM22 178H24V176H23ZM27 178H28V177H27ZM49 178H51V176H50ZM49 178H46V179L49 180ZM53 178H54V177H53ZM65 178H66V177H65ZM70 178H71V176H70ZM70 178H69V179H70ZM75 178H76V177H75ZM82 178H83V177H82ZM103 178H104V177H103ZM130 178H131V177H130ZM130 178H129V179H130ZM137 178H139V177H137ZM143 178L146 180V177H143ZM155 178H156V177H155ZM166 178H167V177H166ZM171 178H172V177H171ZM186 178H187V177H186ZM214 178H215V177H214ZM234 178H235V177H234ZM251 178H252V177H251ZM24 179H25V178H24ZM38 179H39V178H38ZM38 179H36V180H38ZM62 179H63V178H62ZM66 179H67V178H66ZM76 179H78V178H76ZM83 179H84V178H83ZM85 179H86V180H88V179L91 180L90 178H88V179L85 178ZM111 179H112V178H111ZM115 179H116V178H115ZM132 179H133V178H132ZM132 179H131V180H132ZM134 179H135V178H134ZM134 179H133V180H134ZM168 179H170L169 176H168ZM174 179H175V178H174ZM174 179L172 178V180H174ZM184 179H185V178H184ZM188 179H189V178H188ZM190 179H191V178H190ZM208 179H209V178H208ZM221 179H222V178H221ZM221 179H220V180H221ZM254 179H255V178H254ZM254 179H253V180H254ZM4 180H5V179H4V176H3V181H4ZM9 180H10V179H9ZM29 180H30V178H29ZM53 180H54V179H53ZM55 180H56V178H55ZM55 180H54V181H55ZM59 180H61V179L59 178ZM73 180H74V179H73ZM94 180H95V179H94ZM94 180H93V181H94ZM99 180H100V179H99ZM101 180H102V179H101ZM101 180H100L99 182H101ZM140 180H141V179H140ZM140 180H138V181H140ZM148 180H149V178H148ZM148 180H147V181H148ZM185 180H186V179H185ZM209 180H210V179H209ZM209 180H207V181H209ZM211 180H212V178H211ZM215 180H216V178H215ZM220 180H219V181H220ZM247 180H248V179H247ZM1 181H2V180H1ZM15 181H16V180H15ZM19 181L21 182V180H19ZM27 181H28V180H27ZM31 181H32V179H31ZM38 181H39V180H38ZM50 181H51V179H50ZM54 181H52V184H53ZM56 181H58V179H57ZM81 181H82V180H81ZM81 181H80V182H81ZM103 181H104V180H103ZM106 181H107V180H106ZM108 181H109V180H108ZM111 181H112V180H111ZM127 181H128V180H127ZM134 181H135V180H134ZM147 181H146V182H147ZM149 181H150V180H149ZM162 181H163V180H162ZM165 181H166V180H165ZM167 181H168V180H167ZM186 181H187V180H186ZM202 181H203V180H202V178H201V182H202ZM5 182H6V181H5ZM22 182H23V180H22ZM39 182H40V181H39ZM43 182H45V179L43 180ZM60 182H61V181H60ZM73 182H75V181H73ZM83 182H84V181H83ZM97 182H98V181H97ZM109 182H110V181H109ZM118 182H119V179H118ZM125 182H126V181H125ZM135 182H136V181H135ZM182 182H183V181H182ZM182 182H181L180 185H182ZM220 182H221V181H220ZM235 182H236V181H235ZM2 183H3V182H2ZM2 183H1V184H2ZM12 183H13V182H12ZM18 183H19V182H17V184H18ZM30 183H31V182H30ZM48 183H51V182H48ZM54 183H55V182H54ZM58 183H59V182H58ZM62 183H63V180H62ZM62 183H61V184H62ZM66 183H67V182H66ZM66 183H65V184H66ZM110 183H111V182H110ZM129 183H130V182H129ZM136 183H137V182H136ZM164 183H166V182H164ZM174 183H175V180H174ZM190 183H191V182H190ZM194 183H195V182H194ZM218 183H219V182H218ZM222 183H223V182H222ZM222 183H221V184H222ZM229 183H230V182H229ZM237 183H238V182H237ZM243 183H244V182H243ZM257 183H258V180H257ZM260 183H261V182H260ZM262 183H264V181H262ZM15 184H16V183H15ZM21 184H22V186H23V183H21ZM28 184H29V183H28ZM34 184H35V183H34ZM52 184H51V185H52ZM65 184H64V185H65ZM81 184H83V183H81ZM86 184H87V183H86ZM93 184H94V183H93ZM100 184H101V183H100ZM102 184H104V183H102ZM105 184H107V182H106ZM122 184H123V183H122ZM125 184H126V183H125ZM130 184H132V181H131ZM137 184H138V183H137ZM146 184L149 185L148 183H146ZM146 184H145V185H146ZM150 184H151V181H150ZM166 184H167V183H166ZM172 184H173V181H172ZM172 184H171V185H172ZM208 184H209V183H208ZM258 184H259V183H258ZM2 185H3V184H2ZM12 185H13V184H12ZM32 185H33V184H32ZM37 185H38V187H39V184H37ZM42 185H43V184H42ZM72 185H73V184H72ZM91 185H92V184H91ZM109 185H111V184H109ZM133 185L135 186L134 183H133ZM138 185H139V184H138ZM147 185H146V187H147ZM156 185H158V184H156ZM164 185H165V184H164ZM178 185H179V184H178ZM199 185H200V184H199ZM202 185H203V184H202ZM222 185H225V183L222 184ZM243 185H244V184H243ZM16 186H18V185H16ZM19 186H20V185H19ZM45 186H48V185L45 184ZM54 186H55V185H54ZM67 186H68V185H67ZM67 186H66V187H67ZM69 186H71V185H70V181H69ZM80 186H81V185H80ZM95 186H96V184H95ZM107 186H108V185H107ZM107 186H104V188H106ZM136 186H137V185H136ZM136 186H135V187H136ZM161 186H162V184H161ZM167 186H168V185H167ZM174 186H175V185H174ZM188 186H189V185H188ZM227 186H228V185H227ZM252 186H253V185H252ZM30 187H31V186H30ZM35 187H37V186L35 185ZM35 187H34V188H35ZM59 187H60V185H59ZM64 187H65V186H64ZM64 187H63V188H64ZM71 187H73V186H71ZM71 187H70V188H71ZM84 187H85V186H84ZM88 187H89V186H86L87 190H86V188H83V189H85L86 191H88V189H89ZM91 187H92V186H91ZM99 187H100V186H98V188H99ZM129 187H130V186H129ZM152 187H153V186H152ZM184 187H186V186L184 185ZM216 187H218V186H216ZM237 187H238V186H237ZM239 187H240V186H239ZM2 188H4V187H2ZM6 188H7V187H6ZM16 188H17V187H16ZM40 188H41V186H40ZM51 188H52V187H51ZM55 188H56V186H55ZM55 188H53V191L57 190V188H56V189H55ZM60 188H62V186H61ZM60 188H59V189H60ZM63 188H62V189H63ZM70 188H69V189H70ZM76 188H77V186H76ZM79 188H80V187H79ZM79 188H78V189H79ZM100 188H101V187H100ZM108 188H109V187H108ZM114 188H115V186H114ZM125 188H126V186H125ZM147 188H148V187H147ZM158 188H160V185L158 186ZM163 188H164V187H163ZM172 188H173V187H172ZM172 188H171V189H172ZM189 188H191V185H190ZM196 188H197V187L195 186V190H197ZM218 188H219V187H218ZM222 188H223V187H221V189H222ZM250 188H252V187H250ZM259 188H260V187H259ZM22 189H23V188H22ZM22 189H21V190H22ZM25 189L28 190V189H30V188L28 187V188H25ZM36 189H38V188H36ZM43 189H45V188H43ZM46 189H47V188H46ZM67 189H68V187H67ZM95 189H97V188L95 187ZM102 189H103V188H101L100 190L102 191ZM109 189L111 190V188H109ZM117 189L120 190V188H117ZM117 189H116V190H117ZM137 189H138V188H137ZM143 189H144V188H143ZM148 189H149V188H148ZM148 189H147V191L150 190V189H149V190H148ZM169 189H170V187H169ZM171 189H170V190H171ZM185 189H188V188H185ZM185 189H184L183 191H185ZM193 189H194V188H193ZM207 189H208V187H207ZM221 189H220V191H221ZM254 189H255V188H254ZM257 189H258V188H257ZM0 190H3V189H0ZM31 190H32V189H31ZM49 190H50V189H49ZM49 190H48V191H49ZM72 190H73V189H72ZM74 190H75V188H74ZM90 190H91V189H90ZM104 190H105V189H104ZM106 190H107V189H106ZM123 190H124V189H123ZM129 190L132 191V189H129ZM153 190H155V188H154ZM159 190H160V189H159ZM164 190H165V189H164ZM170 190H169V192H168V195L171 194V193H170ZM181 190H182V189H181ZM222 190H223V189H222ZM228 190H229V189H228ZM249 190H250V189H249ZM17 191H18V190H17ZM24 191H26V190H24ZM24 191H23V192H24ZM29 191H30V190H29ZM29 191H28V192H29ZM35 191H36V190H35ZM35 191H33V192H35ZM43 191H44V190H43ZM48 191L46 190V192H48ZM53 191H52V193H53ZM65 191L68 192V193L70 192V194H71V190H69V191L65 190ZM76 191L79 192V190H76ZM86 191H85V192H86ZM91 191H93V190H91ZM108 191H109V190H108ZM145 191H146V190H145ZM147 191H146V194H147ZM193 191H194V190H193ZM216 191H217V190H216ZM234 191H236V190H234ZM238 191H239V190H238ZM244 191H245V190H244ZM20 192H22V191H20ZM56 192H58V191H56ZM59 192H60V190H59ZM59 192H58V195H59ZM62 192H63V190H62ZM96 192H97V191H96ZM115 192H117V191H115ZM162 192H163V191H162ZM205 192H207V191H205ZM217 192H218V191H217ZM221 192H222V191H221ZM227 192H228V191H227ZM236 192H237V191H236ZM242 192H243V191H242ZM254 192H255V191H254ZM1 193H2V192H1ZM37 193H39L38 190H37ZM82 193H83V192H82ZM86 193H87V192H86ZM103 193H105V191H104ZM118 193H119V192H118ZM122 193H123V192H122ZM129 193H130V191H129ZM138 193H139V192H138ZM150 193H151V192H150ZM150 193H149V194H150ZM159 193H160V192H159ZM182 193H183V192H182ZM202 193H203V192H202ZM219 193H220V192H219ZM234 193H235V192H234ZM261 193H262V192H261ZM16 194H17V193H16ZM26 194H27V193H26ZM40 194H41V193H40ZM40 194H39L38 196H40ZM53 194H54V193H53ZM74 194H75V192H74ZM76 194H79V193L76 192ZM76 194H75V195H76ZM107 194H109V193H107ZM107 194H106V195H107ZM110 194H111V193H110ZM126 194H127V193H126ZM135 194L137 195V191H136ZM140 194H141V193H140ZM144 194H145V193H144ZM179 194H180V193H179ZM206 194H207V193H206ZM217 194H218V193H217ZM227 194H229V192H228ZM251 194H252V193H251ZM251 194H250V195H251ZM259 194H260V193H259ZM2 195H3V193H2ZM2 195H0V196H2ZM24 195H25V194H24ZM44 195H46V194L43 192V196H44ZM49 195H50V194H49ZM55 195H56V194H55ZM96 195H97V194H96ZM101 195H104V194H101ZM133 195H134V194H133ZM165 195H166V194H165ZM204 195H205V194H204ZM211 195H212V194H211ZM232 195H233V193H232ZM250 195H247V196H250ZM260 195H262V194H260ZM14 196H15V195H14ZM20 196H21V194H20ZM20 196H19V197H20ZM30 196H32L31 193H30ZM59 196H60V195H59ZM61 196H62V194H61ZM68 196H69V195H68ZM77 196H78V195H77ZM110 196H111V195H110ZM110 196H109V197H110ZM138 196H139V195H138ZM166 196H167V195H166ZM200 196H201V195H200ZM212 196H213V195H212ZM218 196H219V195H218ZM227 196H228V195H227ZM234 196H235V195H234ZM6 197H7V196H6ZM21 197H22V196H21ZM33 197H34V196H33ZM46 197H47V198H45L44 203H46V202H47L46 200H47L48 198H50L49 196H46ZM65 197H66V196H65ZM75 197H76V196H75ZM81 197H82V195H81ZM86 197H87V196H86ZM88 197H89V196H88ZM92 197H94V196L92 195ZM136 197H137V196H136ZM144 197H145V196H144ZM151 197H152V196H151ZM151 197H150V198H151ZM203 197H204V196H203ZM252 197H253V196H252ZM252 197H251V198H252ZM1 198H3V197H1ZM14 198H15V197H14ZM29 198H31V197H29ZM34 198H35V197H34ZM40 198H41V196L39 197V199H40ZM53 198H54V197H53ZM56 198H57V196H56ZM89 198H90V197H89ZM115 198H116V197H115ZM118 198H119V197H118ZM122 198H123V196H122ZM138 198H139V197H138ZM168 198H169V197H167V199H168ZM199 198H200V197H199ZM211 198H212V197H211ZM227 198H228V197H227ZM229 198H230V197H229ZM231 198H232V197H231ZM231 198H230V199H231ZM253 198H254V197H253ZM10 199H11V197H10ZM21 199H22V198H21ZM21 199L19 200V202L21 201ZM31 199H32V198H31ZM35 199L37 200V198H35ZM35 199H34V200H35ZM42 199H43V198H42ZM57 199H58V198H57ZM57 199H56V200H57ZM63 199H64V196H63ZM63 199H62V200H63ZM65 199H66V200H67V199L69 200V197H68V198H65ZM83 199H85V198H83ZM95 199L97 200L98 198H95ZM102 199H103V198H102ZM116 199H117V198H116ZM127 199H128V198H127ZM127 199H125V200H127ZM142 199H143V198H142ZM200 199H201V198H200ZM202 199H203V198H202ZM205 199H206V198H205ZM207 199H208V198H207ZM233 199H234V198H233ZM238 199H239V198H238ZM238 199H237V200H238ZM248 199H249V197H248ZM248 199H247V200H248ZM254 199H255V198H254ZM258 199H259V196H258ZM262 199H264V198H262ZM12 200H13V199H12ZM23 200H25V199L23 198ZM43 200H44V199H43ZM53 200H55V199H53ZM58 200H59V199H58ZM77 200H78V198H77ZM77 200H76V201H77ZM79 200H81V199H79ZM79 200H78V201H79ZM87 200H89V199L87 198L85 201H87ZM108 200H109V198H108ZM122 200H123V199H122ZM125 200H123V202H124ZM145 200H146V197H145ZM213 200H214V199H213ZM231 200H232V199H231ZM242 200H243V199H242ZM31 201H32V200H31ZM49 201H50V200H49ZM49 201H48V202H49ZM51 201H52V200H51ZM63 201H65V200H63ZM63 201H62V202H63ZM71 201H72V199H71ZM85 201H84V202H85ZM114 201H115V200H114ZM120 201H121V200H120ZM146 201H147V200H146ZM146 201H145V202H146ZM150 201H151V200H150ZM183 201H184V200H183ZM215 201H216V200H215ZM233 201H235V200H233ZM238 201H239V200H238ZM259 201H260V200H259ZM14 202H15V201H12V203H14ZM28 202H29V200H28ZM52 202H53V201H52ZM59 202H61V201H59ZM59 202L57 203V202L55 201V203H57V204H59ZM93 202H94V199H93ZM93 202H92V203H93ZM129 202H130V201H129ZM129 202H128V203H129ZM131 202H132V201H131ZM135 202H136V201H135ZM184 202H185V201H184ZM195 202H196V201H195ZM241 202H242V201H241ZM260 202H264V201H260ZM260 202H259V203H260ZM2 203H3V202H2ZM16 203H17V202H16ZM16 203H15V204H16ZM64 203H66V202H64ZM73 203H75V202H73ZM78 203H79V202H78ZM85 203H86V202H85ZM88 203H89V202H88ZM94 203H95V202H94ZM115 203H117V202L115 201ZM142 203H143V201H142ZM142 203H141V205H142ZM146 203H148V202H146ZM223 203H224V202H223ZM253 203H254V202H253ZM257 203H258V202H257ZM21 204H23V203H21ZM30 204H32V203L30 202ZM30 204H29V205H30ZM34 204H35V202H34ZM46 204H47V203H46ZM57 204H55V205H57ZM66 204H68V203H66ZM75 204H76V203H75ZM102 204H103V201H102ZM112 204H113V203H112ZM118 204H119V202H118ZM118 204H117V205H118ZM130 204H131V203H130ZM135 204H136V203H135ZM135 204H134V205H135ZM143 204H144V203H143ZM165 204H166V203H165ZM169 204H170V203H169ZM177 204H180V201H178ZM194 204H195V203H194ZM205 204H206V203H205ZM0 205H1V200H0ZM25 205H26V204H25ZM37 205H38V203H36V206H37ZM41 205H42V204H41ZM43 205L45 206V204H43ZM52 205H53V204H52ZM71 205H72V204H71ZM77 205L79 206V204H77ZM80 205H81V209L83 210V208H82V204H80ZM85 205H86V204H85ZM89 205H90L89 207H91L93 204L91 205V204L89 203ZM104 205H105V204H104ZM104 205H103V206H104ZM117 205H116V206H117ZM136 205H137V204H136ZM144 205H145V204H144ZM144 205H143V206H144ZM150 205H151V204H148V206H150ZM206 205H207V204H206ZM250 205H251V204H250ZM257 205H258V204H257ZM22 206H23V205H22ZM34 206H35V205H34ZM44 206H39V207H44ZM48 206H49V205H47V207H48ZM62 206H64V205H62ZM74 206H75V205H74ZM95 206H97V203L95 204ZM107 206H108V205H107ZM122 206H123V205H122ZM31 207H33V206H31ZM37 207H38V206H37ZM39 207H38V208H39ZM53 207H54V206H53ZM53 207H49V208L52 209ZM56 207H57V206H56ZM59 207H61V203H60ZM69 207H70V206L67 205V209H69ZM79 207H80V206H79ZM92 207H93V206H92ZM99 207H100V206H99ZM108 207H109V206H108ZM120 207H121V205H120ZM140 207H142V206H140ZM172 207H173V206H172ZM178 207H179V206H178ZM199 207H200V206H199ZM223 207H224V206H223ZM226 207H227V206H226ZM236 207H237V204H236ZM251 207H252V206H251ZM254 207H255V206H254ZM256 207H258V206H256ZM256 207H255V208H256ZM260 207H261V206H260ZM0 208H1V207H0ZM2 208H3V207H2ZM7 208H8V207H7ZM15 208H17V204H16V207H15ZM25 208H26V206H25ZM34 208H35V207H34ZM45 208H46V206H45ZM57 208H58V207H57ZM61 208H62V207H61ZM61 208H60V209H61ZM93 208H95V207H93ZM97 208H98V207H97ZM102 208H103V207H102ZM110 208H111V207H109V210H110ZM134 208H136V207H134ZM134 208H133V210H134ZM138 208H139V207H138ZM147 208H148V207H147ZM169 208H170V207H169ZM191 208H192V207H191ZM197 208H198V206H197ZM200 208H201V207H200ZM208 208H209V207H208ZM220 208H221V206L219 207V209H220ZM18 209H19V208H18ZM22 209H23V208H22ZM30 209H31V208H30ZM43 209H44V208H43ZM43 209H41L40 212H41ZM70 209H71V208H70ZM76 209H77V208H76ZM85 209H86V212L88 213L89 211H87V209H89V208H85ZM85 209H84V211H85ZM103 209H104V208H103ZM112 209H114V208H112ZM120 209L123 210V208H120ZM125 209H126V208H125ZM125 209H124V210H125ZM127 209L129 210V208H127ZM130 209H131V206H130ZM144 209H145V208H144ZM144 209H143V210H144ZM154 209H155V208H154ZM154 209H153V210H154ZM170 209H171V208H170ZM180 209H181V208H180ZM182 209H184V208H182ZM231 209H233V208H231ZM251 209H253V208H251ZM2 210H3V209H2ZM10 210H11V209H10ZM13 210H14V209H13ZM25 210H26V209H25ZM28 210H29V209H28ZM32 210H34V209H32ZM32 210H31V211H32ZM44 210H46V209H44ZM54 210H55V209H54ZM58 210H59V209H58ZM82 210H80L79 212H81ZM93 210H95V209H92V214H91V215H94ZM98 210H99V209H98ZM98 210H97V212H98ZM114 210H115V209H114ZM114 210L111 211V212H114ZM131 210H132V209H131ZM153 210H152V211H153ZM191 210H192V209H191ZM193 210H194V209H193ZM193 210H192V211H193ZM199 210H200V209H199ZM202 210H203V206H202ZM224 210H225V208L223 209V212H224ZM236 210H237V209H236ZM14 211L16 212L17 210L15 209ZM18 211H19V210H18ZM29 211H30V210H29ZM34 211H35V210H34ZM36 211H38V210H36ZM36 211H35V212H36ZM46 211H47V210H46ZM67 211H68V210H67ZM72 211H74V209H73ZM101 211H102V210H101ZM105 211H106V210H105ZM120 211H121V210H120ZM137 211H139V210H136V212H137ZM140 211H141V210H140ZM157 211H158V210H157ZM169 211H170V210H169ZM178 211H179V210H178ZM194 211H195V210H194ZM205 211H206V210H205ZM248 211H249V210H248ZM11 212H13V211H11ZM15 212H14V214H15ZM21 212H22V211H21ZM25 212L27 213V211H25ZM52 212H53V210H52ZM61 212H62V211H61ZM63 212H64V211H63ZM70 212H71V211H70ZM70 212H69V213H70ZM75 212H76V211H75ZM95 212H96V211H95ZM97 212H96V213H97ZM107 212H109V211H106V213H107ZM117 212H118V211H117ZM128 212H129V211H128ZM132 212H133V211H132ZM132 212H131V213H132ZM148 212H149V211H148ZM158 212H159V211H158ZM199 212L202 213V211H199ZM253 212H254V210H253ZM255 212H257V211H255ZM26 213H25V214H26ZM33 213H34V212H33ZM37 213H38V212H36V214H37ZM49 213H51V212H49ZM64 213H65V212H64ZM71 213H72V212H71ZM90 213H91V211H90ZM99 213H100V212H99ZM125 213H126V211H125ZM129 213H130V212H129ZM131 213H130V215H131ZM134 213H135V212H134ZM141 213H143V211H141ZM191 213H192V212H191ZM216 213H218V212H216ZM225 213H226V212H225ZM250 213H251V212H249V214H250ZM258 213H259V212H258ZM9 214H10V213H9ZM36 214H35V216H36ZM39 214H40V213H39ZM54 214H55V212H54ZM58 214L60 215V213H58ZM73 214H74V213H73ZM81 214L83 215V213H81ZM81 214H80V216H81ZM100 214H101V213H100ZM114 214H115V212H114ZM138 214L140 215V212H139ZM145 214H147V213H145ZM145 214H144V216H145ZM161 214H162V213H161ZM169 214H170V213H169ZM181 214H182V213H181ZM183 214H184V213H183ZM183 214H182V215H183ZM202 214H204V213H202ZM209 214H210V213H209ZM226 214H227V213H226ZM260 214H262V213H260ZM10 215H11V214H10ZM17 215H18V214H17ZM22 215H24V214H22ZM30 215H31V214H30ZM30 215H29V216H30ZM42 215H43V213L41 214V216H42ZM55 215L57 216V214H55ZM64 215H65V214H64ZM87 215H89V214H87ZM91 215H89V216L91 217ZM101 215H103V214H101ZM106 215H107V214H106ZM109 215H110V214H109ZM109 215H108V216H109ZM112 215H113V214H112ZM112 215H111V216H112ZM122 215H123V214H122ZM125 215H126V214H125ZM175 215H176V214H175ZM191 215H192V214H191ZM206 215H207V214H206ZM211 215H212V214H211ZM217 215H219V214H217ZM252 215H254V214H252ZM252 215H251V216H252ZM255 215H256V214H255ZM262 215H264V214H262ZM13 216H14V215H13ZM18 216H19V215H18ZM18 216H17V218L15 217L16 219H14V221L17 220V219L19 218ZM39 216H40V215H39ZM50 216H51V215H50ZM60 216H62V215H60ZM60 216H59V217H60ZM69 216H70V215H69ZM71 216H72V215H71ZM76 216H77V215H76ZM85 216H86V215H85ZM97 216H98V215H97ZM117 216H118V214H117ZM126 216H127V215H126ZM132 216H133V215H132ZM135 216H136V215H135ZM135 216H134V217H135ZM142 216H143V215H142ZM193 216H194V215H193ZM195 216H196V215H195ZM209 216H210V215H209ZM256 216H257V215H256ZM20 217H21V215H20ZM37 217H38V216H36V220H35L36 222L34 221V222L36 223L35 226H37ZM42 217H43V216H42ZM48 217H49V216H48ZM66 217H67V216H66ZM66 217H65V218H66ZM82 217H83V216H82ZM82 217H81L80 219H82ZM90 217H86V219L88 218V220H89V219H91ZM92 217L94 218V216H92ZM130 217H131V216H130ZM134 217H133V218H134ZM167 217H168V216H167ZM176 217H177V216H176ZM176 217H175V218H176ZM180 217H181V216H180ZM211 217H212V216H211ZM231 217H233V215H232ZM253 217H254V216H253ZM0 218H1V217H0ZM27 218H28V217H27ZM32 218H33V217H32ZM38 218H39V217H38ZM40 218H41V217H40ZM50 218H51V217H50ZM50 218H49V219H50ZM57 218H58V217H57ZM57 218L55 219V217H54V220H57ZM84 218H85V217H84ZM84 218H83V219H84ZM103 218H105V217L103 216ZM103 218H102V219H103ZM111 218H112V217H111ZM111 218H110V221L114 219V218H112V219H111ZM124 218H128V217H125V216H124L123 219H124ZM136 218H137V217H136ZM136 218H135V219H136ZM139 218H141V217H139ZM143 218H144V217H143ZM193 218H195V217H193ZM246 218H247V217H246ZM250 218L252 219V217H250ZM260 218H261V215H260ZM20 219H21V218H20ZM24 219H25V218H24ZM34 219H35V218H34ZM63 219H64V218L62 217V220H63ZM66 219H67V218H66ZM66 219H65V220H66ZM74 219H75V217H74ZM83 219H82V220H83ZM86 219H85V220H86ZM100 219H101V217L98 219V221H99ZM102 219H101V220H102ZM108 219H109V218H108ZM108 219L105 220V221L108 222V221H109ZM117 219H118V218H117ZM150 219H151V218H150ZM154 219H155V218H154ZM176 219H177V218H176ZM176 219H175V220H176ZM180 219H181V218H180ZM221 219H222V218H221ZM239 219H240V218H239ZM239 219H238V220H239ZM258 219H259V218H258ZM12 220H13V219H12ZM18 220H19V219H18ZM39 220H41V219H39ZM43 220H44V219H43ZM43 220H42V221H43ZM46 220H47V217H46ZM60 220H61V219H60ZM82 220H81V221H82ZM88 220H87V221H88ZM95 220H96V219H95ZM114 220H115V219H114ZM121 220H122V219H121ZM128 220H129V218H128ZM142 220H144V219L141 218V222H142ZM163 220H164V219H163ZM184 220H185V219H184ZM209 220H210V219H209ZM215 220H216V219H215ZM244 220H245V219H244ZM247 220H248V219H247ZM249 220H250V219H249ZM249 220H248V221H249ZM31 221H32V220H30V223L33 222V221H32V222H31ZM44 221H45V220H44ZM90 221H91V220H90ZM92 221H93V220H92ZM98 221H96V222L93 221V222H94V224H95V223H97ZM122 221H123V220H122ZM126 221H127V219H126ZM130 221H131V220H130ZM130 221H128L127 223H130V224H131ZM146 221H147V220H146ZM173 221H174V220H173ZM180 221H181V220H179V222H180ZM211 221H213V220H211ZM219 221H220V220H219ZM225 221H226V220H225ZM236 221H237V218H236ZM248 221H247V222H248ZM7 222H8V221H7ZM15 222H17V221H15ZM24 222H25V221H24ZM28 222H29V221H28ZM39 222H41V221H39ZM46 222H47V221H46ZM55 222H57V221H55ZM64 222H65V221H64ZM71 222H72V220H71ZM71 222H70V223H71ZM100 222H102V221H100ZM100 222H99V223H100ZM112 222H113V221H112ZM114 222H115V221H114ZM114 222H113V223H114ZM116 222H117V221H116ZM138 222H139V221H138ZM171 222H172V221H171ZM177 222H178V221H177ZM194 222H195V221H194ZM209 222H210V221H209ZM215 222H216V221H215ZM244 222H246V221H244ZM9 223H10V222H9ZM22 223H23V222H22ZM26 223H27V220H26ZM26 223H25V224H26ZM35 223H34V224H35ZM42 223H43V222H42ZM51 223H52V222H51ZM60 223H61V226H62V224H63L62 221H60ZM82 223H83V222H82ZM87 223H88V222H87ZM90 223H92V222H90ZM99 223H98V224H99ZM102 223H103V222H102ZM113 223H112V226H113ZM122 223H123V222H122ZM124 223H125V222H124ZM124 223H123V225H124ZM134 223H135V222H134ZM134 223H133V224H134ZM169 223H170V222H169ZM181 223H182V221H181ZM201 223H202V220H201ZM201 223H199V224H201ZM17 224H18V223H17ZM28 224H29V223H28ZM74 224H75V222H74ZM74 224H73V226H75ZM77 224H78V222H77ZM77 224H76V227L78 228L79 226H77ZM80 224H81V222H80ZM98 224H97V225H98ZM105 224H107V223H104V225H105ZM137 224H140V223H137ZM145 224H146V223H145ZM151 224H152V222H151ZM151 224H149V225H151ZM173 224H174V222H173ZM186 224H188V222H187ZM193 224H194V223H193ZM199 224H198V225H199ZM229 224H230V222H229ZM232 224H233V223H232ZM259 224H260V223H259ZM2 225H3V224H2ZM13 225H14V224H13ZM13 225H12V226H13ZM41 225H42V224H41ZM47 225H48V224H47ZM47 225H46V227H47ZM53 225H54V224H53ZM53 225H52V226H53ZM56 225H57V224H56ZM56 225H55V226H56ZM63 225H64V224H63ZM71 225H72V223H71ZM104 225H103V226H104ZM108 225H109V224H108ZM108 225H107V227H108ZM110 225H111V224H110ZM110 225H109V227H110ZM117 225H118V224H117ZM120 225H121V224H120ZM120 225H118V226H120ZM128 225H129V224H128ZM135 225H136V224H135ZM146 225H148V224H146ZM166 225H167V223H166L165 221H164V222H159L158 225H157V228H158V229H159V228H163V227H165ZM175 225H176V224H175ZM178 225H179V223H178ZM178 225H177L176 229H178V227H179ZM216 225H217V222H216ZM216 225H215V226H216ZM252 225H254V224H252ZM257 225H258V224H257ZM14 226H15V225H14ZM17 226H18V225H17ZM30 226H32V225H30ZM30 226H28V227H30ZM42 226H43V225H42ZM85 226H88V225L86 224ZM100 226H101V223H100ZM100 226H98V227H100ZM132 226H133V225H132ZM140 226H142V225H140ZM144 226H145V225H144ZM152 226H153V224H152ZM172 226H173V225H172ZM196 226H197V225H196ZM226 226H227V225H226ZM232 226H233V225H232ZM234 226H235V225H234ZM238 226H239V225H238ZM241 226H243V225H241ZM15 227H16V226H15ZM21 227H22V226H21ZM24 227L26 228L27 226H24ZM28 227H27V228H28ZM33 227H34V226H33ZM43 227H44V226H43ZM57 227L59 228V226H57ZM76 227H75V228H76ZM93 227H94V226H93ZM96 227H97V226H96ZM98 227H97V228H98ZM107 227L105 228V230L107 229ZM113 227H114V226H113ZM121 227H123V226L121 225ZM125 227H126V225H125ZM134 227H135V226H133V228H134ZM142 227H143V226H142ZM148 227L150 228V226H148ZM167 227H168V226H167ZM198 227H199V226H198ZM198 227H196V228L198 229ZM202 227H203V226H202ZM227 227H228V226H227ZM245 227H246V226H243L244 230H245ZM27 228H26V231H27ZM35 228H36V227H35ZM52 228H53V227H52ZM58 228H57V229H58ZM64 228L66 229L65 226H63L62 229H64ZM71 228H72V227H71ZM82 228H84V227H82ZM86 228H87V227H86ZM90 228H91V227H90ZM97 228H96V230H97ZM128 228H129V230H131L130 227H128ZM136 228H138V227H136ZM144 228H147V226L144 227ZM149 228H147V229H149ZM155 228H156V227H155ZM173 228H174V227H173ZM196 228H195V229H196ZM206 228H207V227H206ZM222 228H223V227H222ZM240 228H241V227H240ZM243 228H241V229L243 230ZM22 229H24V228H22ZM29 229H30V228H29ZM39 229H40V228H39ZM45 229H46V228H44V230H45ZM54 229H55V228H54ZM62 229H61V230H62ZM65 229H64V230H65ZM79 229H81V226L79 227ZM92 229H93V228H92ZM99 229H101V228H99ZM120 229H121V228H120ZM120 229H119V230H120ZM139 229H140V228H139ZM141 229H142V228H141ZM170 229H171V227H170ZM170 229H169V230H170ZM213 229H214V228H213ZM215 229H216V228H215ZM256 229H257V228H256ZM8 230H9V229H8ZM8 230H7V231H8ZM12 230H13V229H12ZM35 230H36V229H35ZM49 230L51 231L50 227H49ZM66 230H67V229H66ZM84 230H85V229H84ZM86 230H87V229H86ZM86 230H85V233H86ZM101 230H102V229H101ZM111 230H112V229H111ZM113 230H114V228H113ZM137 230H138V229H137ZM144 230H145V229H144ZM144 230H143V231H144ZM149 230H150V229H149ZM149 230H148V232L150 233ZM173 230H175V228H174ZM183 230H184V229H183ZM187 230H188V229H187ZM199 230H200V228H199ZM209 230H210V229H209ZM209 230H208V231H209ZM222 230H223V229H222ZM239 230H240V229H239ZM9 231H10V230H9ZM21 231H22V230H21ZM23 231H25V230H23ZM46 231H47V230H46ZM59 231H60V229H59ZM92 231H93V230H92ZM94 231H95V230H94ZM97 231H98V230H97ZM97 231H96V232H97ZM109 231H110V230H109ZM117 231H118V230H117ZM117 231H116V232H117ZM123 231H124V230H123ZM139 231H140V230H138V232H139ZM157 231H158V230H157ZM166 231H167V230H166ZM166 231H165V232H166ZM196 231H197V230H196ZM246 231H247V230H246ZM250 231H251V230H250ZM257 231H259V230H257ZM12 232H13V231H12ZM14 232H15V231H14ZM19 232H20V231H19ZM19 232H18V233H19ZM28 232H29V230H28ZM31 232H32V230H31ZM31 232H29V233H31ZM35 232L37 233V232H40V231L38 230V231H35ZM35 232H34V230H33V233H35ZM44 232H45V231H44ZM52 232H53V231H52ZM56 232H57V231L55 230V234H56ZM65 232H66V231H65ZM80 232H81V231L79 230V233H80ZM89 232H90V231H89ZM96 232H95V234H96ZM100 232H101V231H100ZM112 232H113V231H112ZM148 232H147V233H148ZM170 232H171V231H170ZM170 232H169V233H170ZM175 232H176V230H175ZM203 232H204V231H203ZM205 232H207V231H205ZM211 232H212V230H211ZM243 232H244V231H243ZM247 232H248V231H247ZM2 233H3V231H2ZM22 233H23V232H22ZM33 233H32V234H33ZM36 233H35V235H33V236H36ZM45 233H46V232H45ZM45 233H44V234H45ZM48 233H49V232H48ZM59 233H60V236H58V237H59V239H58V241H57L58 243H60V242H59L60 239L64 238V237H62V235H63L64 232H62V235H61V232H59ZM82 233H83V232H82ZM91 233H92V232H91ZM97 233H99V232H97ZM101 233H102V232H101ZM106 233H107V232H106ZM106 233H105V234H106ZM108 233H109V232H108ZM108 233H107V235H108ZM110 233H111V232H110ZM118 233H119V231H118ZM118 233H115V235L117 234V235H116L117 238H119V237H118V235H119ZM127 233H128V232H127ZM127 233L125 232V234H127ZM133 233H135V231H134ZM136 233H137V232H136ZM136 233H135V234H136ZM140 233H141V232H140ZM144 233H145V232H144ZM144 233H143V234H144ZM149 233H148V234H149ZM158 233H159V232H158ZM161 233H164V231L161 232ZM220 233H221V231H219V234H220ZM9 234H10V233H9ZM15 234H16V233H15ZM64 234H65V233H64ZM74 234H75V233H74ZM80 234H81V233H80ZM83 234H84V233H83ZM105 234H104V235H105ZM164 234H165V233H164ZM167 234H168V233H167ZM173 234H174V232H173ZM173 234H170V236L173 235ZM195 234H196V233H195ZM242 234H243V233H242ZM253 234H254V233H253ZM260 234H261V233H260ZM10 235L12 236L13 234H10ZM21 235H22V234H21ZM38 235H39V234H38ZM42 235H43V234H42ZM49 235H50V234H49ZM56 235H58V233H57ZM65 235H67V234H65ZM72 235H73V234H72ZM88 235H89V234H88ZM91 235H92V234H91ZM99 235H100V234H99ZM101 235H102V234H101ZM191 235H192V234H191ZM225 235H226V234H225ZM245 235H246V233H245ZM256 235H257V234H256ZM256 235H255V236H256ZM1 236H2V235H1ZM4 236H5V234H4ZM15 236H17V235H15ZM25 236H26V235H25ZM45 236H47V235H45ZM63 236H64V235H63ZM75 236H76V234H75ZM92 236H97V235H94V233H93ZM116 236H115V237H116ZM121 236H122V235H121ZM128 236H130V233H129ZM128 236H127V237H128ZM168 236H169V235H168ZM170 236H169V237H170ZM174 236L177 237V234H175ZM192 236H193V235H192ZM197 236H198V234H197ZM203 236H204V234H203ZM205 236H206V235H205ZM211 236H212V234H211ZM211 236H210V237H211ZM216 236H217V235H216ZM250 236H251V235H250ZM258 236H259V235H258ZM6 237H7V236H6ZM29 237H31V234H30ZM36 237H38V236H36ZM39 237H40V236H39ZM43 237H44V235H43ZM49 237H50V236H49ZM52 237H53V236H52ZM60 237H62V238H60ZM77 237H78V235H77ZM79 237H81V236H79ZM79 237H78V238H79ZM82 237H84V235H82ZM82 237H81V238H82ZM97 237H98V236H97ZM105 237H106V236H105ZM127 237H125V238H127ZM131 237H132V236H131ZM161 237H162V236H161ZM171 237H172V236H171ZM218 237H219V236H217V238H218ZM224 237H225V236H224ZM235 237H236V236H235ZM27 238H28V237H27ZM53 238H54V240L57 239L56 236H54ZM55 238H56V239H55ZM66 238H67V236H66ZM68 238L70 239L71 237L68 236ZM74 238H75V237H74ZM86 238H88V237L86 236ZM86 238H85V240H86ZM95 238H96V237H94V240H95ZM103 238H104V237H103ZM109 238H111L110 235H109V237L107 236V239H108V240H109ZM117 238H116L117 241L122 240V237H121L120 239H117ZM137 238H138V237H136V240H137ZM143 238H144V240H145V237H143ZM143 238L141 239V237H140L139 239H141L142 241H144ZM153 238H154V237H153ZM155 238H156V237H155ZM155 238H154V240H155ZM158 238H159V236H158ZM164 238H165V237H164ZM197 238H198V237H197ZM226 238H227V237H226ZM1 239H2V238H1ZM1 239H0V241H1ZM15 239H16V238H15ZM20 239H22V238H20ZM50 239H51V238H50ZM64 239H65V238H64ZM88 239L90 240L91 238H88ZM92 239H93V237H92ZM107 239H106V240H107ZM146 239H147V238H146ZM162 239H163V237H162ZM162 239H161V240H162ZM168 239H169V238H168ZM187 239H190V238H187ZM202 239H203V238H202ZM209 239H211V238H209ZM3 240H4V239H3ZM5 240H6V239H5ZM5 240H4V241H5ZM26 240H27V239H26ZM45 240H46V239H45ZM65 240H66V239H65ZM65 240H64V241H65ZM72 240L74 241L75 239H71V240H69V241H72ZM101 240H102V239H101ZM113 240H114V239H113ZM113 240L111 239L110 242H112ZM128 240H129V238H128ZM133 240H134V239H133ZM170 240H171V238H170ZM182 240H183V239H182ZM182 240H181V241H182ZM215 240H216V237H215ZM224 240H225V239H224ZM226 240H227V239H226ZM259 240H260V239H259ZM15 241H16V240H15ZM17 241H18V240H17ZM27 241H28V240H27ZM30 241H31V240H30ZM32 241H33V239H32ZM36 241H37V240H36ZM38 241H40V240L38 239ZM42 241H44V240H42ZM42 241H41V242H42ZM48 241H49V239H48ZM66 241H67V243H68V240H66ZM81 241H82V239H81ZM81 241H79V242L81 243ZM86 241H87V240H86ZM90 241H91V240H90ZM97 241H98V240H96V242H97ZM99 241H100V238H99ZM117 241H116V243H118ZM131 241H132V239H131ZM139 241H140V240H138V242H139ZM162 241H163V240H162ZM162 241H161V242H162ZM204 241H207V239L204 240ZM208 241H209V240H208ZM44 242H45V241H44ZM51 242H52V241H51ZM51 242H50V243H51ZM61 242H62V240H61ZM79 242H78V243H79ZM88 242H89V241H88ZM91 242H92V241H91ZM110 242H109V244H110ZM136 242H137V241H136ZM138 242H137V243H138ZM147 242H148V241H147ZM152 242H153V241H152ZM152 242H151V243H152ZM154 242H155V241H154ZM158 242H159V241H158ZM163 242H164V241H163ZM163 242H162V244H163ZM165 242H166V241H165ZM217 242H218V240H217ZM217 242H216V243H217ZM222 242H223V241H222ZM222 242H221V243H222ZM261 242H262V241H261ZM26 243H27V242H26ZM31 243H32V242H31ZM54 243H56V242H54ZM78 243H77V245H78ZM83 243H84V241H83ZM93 243H94V242H93ZM100 243H102V242H100ZM100 243H97V244L100 245ZM105 243H106V242H105ZM105 243H103V245H104ZM114 243H115V242H114ZM114 243L112 242V244H114ZM116 243H115V244H116ZM121 243L123 244V242H121ZM127 243H129V242L127 241ZM127 243H125V246H126ZM137 243H136V244H137ZM156 243H157V242H156ZM170 243H171V242H170ZM183 243H184V242H183ZM186 243H187V242H186ZM207 243H208V242H207ZM214 243H215V242H214ZM258 243H260V242H258ZM27 244H28V243H27ZM29 244H30V243H29ZM29 244H28V245H29ZM35 244H36V243H35ZM40 244H41V243H40ZM44 244H46V243H44ZM69 244H70V243H69ZM97 244L95 243V245H97ZM106 244H107V243H106ZM115 244H114V245H115ZM132 244H133V243H132ZM132 244H131V245H132ZM140 244H142V243H140ZM148 244H149V243H148ZM153 244H154V243H153ZM168 244H169V243H168ZM168 244H167V246H168ZM172 244H173V243H172ZM208 244H209V243H208ZM217 244H218V243H217ZM219 244H220V243H219ZM1 245H2V244H1ZM18 245H19V244H18ZM20 245H21V244H20ZM25 245H26V244H25ZM31 245H32V244H31ZM31 245H30V247H31ZM33 245H34V244H33ZM48 245L50 246V244H48ZM58 245H59V244H58ZM60 245H62V244L60 243ZM73 245H75V244H73V242H72V245H71V246H73ZM95 245L92 244V245H89V246H92V247H93V246H95ZM99 245H98V246H99ZM101 245H102V244H101ZM118 245H120V244H117V246H118ZM145 245H146V243H145ZM149 245H150V244H149ZM157 245H159V244H157ZM215 245H216V244H215ZM37 246H40V245H36V248H37ZM42 246H45V245L42 244ZM46 246H47V244H46ZM53 246L55 247L56 245H53ZM71 246H69V247H71ZM75 246H76V245H75ZM110 246H111V245H110ZM117 246H116V247H117ZM125 246H124V247H125ZM137 246H138V245H137ZM169 246H170V244H169ZM199 246H200V244H199ZM211 246H212V245H211ZM213 246H214V244H213ZM216 246H217V245H216ZM1 247H3V246H1ZM11 247H13V246H11ZM11 247H10V248H11ZM23 247H24V246H23ZM51 247H52V246H51ZM51 247H50V248H51ZM64 247H65V245H64ZM77 247L79 248V246H77ZM77 247H75V248H77ZM81 247H82V245H81ZM87 247H88V246H87ZM101 247H103V246H101ZM120 247H121V246H119V248H120ZM128 247H129V246H128ZM155 247H156V246H155ZM172 247H173V246H172ZM172 247H171V249H172ZM180 247H181V246H180ZM188 247H189V246H188ZM214 247H215V246H214ZM21 248H22V247H21ZM24 248H25V247H24ZM27 248H29V247H27ZM32 248H33V247H32ZM36 248H35V251H36ZM38 248H39V247H38ZM50 248L48 249V247H47V250H49V255H50ZM52 248H53V247H52ZM52 248H51V249H52ZM55 248H56V247H55ZM58 248H60V247H58ZM61 248H62V247H61ZM61 248H60V249H61ZM66 248H68V247H66ZM73 248H74V247H73ZM84 248H85V247H84ZM95 248H96V247H95ZM95 248H94V249H95ZM99 248H100V246H99ZM104 248H105V250L107 251V249H106L105 246H104ZM108 248L110 249V247H108ZM111 248H112V246H111ZM119 248H118V249H119ZM121 248H122V247H121ZM125 248H126V247H125ZM130 248H131V247H130ZM134 248H135V247H134ZM137 248H138V247H137ZM137 248H136V249H137ZM156 248H157V247H156ZM174 248H175V247H174ZM185 248H187V247H185ZM199 248H200V247H199ZM0 249H2V248H0ZM3 249H5V248H3ZM3 249H2V250H3ZM12 249H13V248H12ZM17 249H18V248H17ZM19 249H20V248H19ZM33 249H34V248H33ZM41 249H42V248H41ZM43 249H44V248H43ZM63 249H64V248H63ZM63 249H62V250H63ZM70 249H71V248H70ZM97 249H98V247H97ZM97 249H96V250H97ZM132 249H133V248H132ZM143 249L145 250L144 247H143ZM157 249H158V248H157ZM168 249H169V248H167V250H168ZM206 249H207V248H206ZM208 249H209V248H208ZM208 249H207V250H208ZM218 249H219V247H218ZM5 250H6V249H5ZM77 250L79 251V249H76L75 251H77ZM82 250H84V249L82 248ZM85 250H86V249H85ZM105 250H104V251H105ZM112 250H113V248L111 249V252H112L111 254H113V251H112ZM116 250H117V248H116ZM119 250H120V249H119ZM119 250H118V251H119ZM127 250H129V249H127ZM144 250H143V251H144ZM150 250H151V249H150ZM150 250H149V251H150ZM158 250H159V249H158ZM167 250H166V251H167ZM179 250H180V248H179ZM210 250H211V249H210ZM17 251H19V250H17ZM20 251H21V250H20ZM20 251H19V252H20ZM27 251H28V250H27ZM39 251H40V250H39ZM44 251H45V250H44ZM53 251L55 252V249H54ZM64 251H68V250L64 249ZM71 251H73V249H72ZM97 251H98V250H97ZM109 251H110V250H109ZM125 251H126V250H125ZM137 251H139V250H137ZM137 251H135V252H137ZM143 251H142V253H143ZM152 251H153V250H152ZM170 251H171V250H170ZM181 251H183V250H181ZM211 251H212V250H211ZM254 251H255V249H254ZM3 252H4V251H3ZM13 252H14V251H13ZM36 252H37V251H36ZM58 252H59V250H58ZM79 252H80V251H79ZM82 252H83V251H82ZM85 252H86V251H85ZM89 252H90V250H89ZM93 252L96 253V251H93ZM115 252H117V251H115ZM119 252H120L119 254H121V252H123V251L121 250V251H119ZM129 252H130V251H129ZM140 252H141V251H140ZM150 252H151V251H150ZM158 252H159V251H158ZM4 253H7V252H4ZM24 253H25V252H24ZM31 253H32V252H31ZM41 253H42V251H41ZM46 253H47V251H46ZM59 253H60V252H59ZM65 253H66V252H65ZM70 253H71V252H70ZM75 253H77V252H75ZM99 253H100V251H99ZM126 253H127V252H126ZM152 253H153V252H152ZM179 253L181 254V252H179ZM8 254H9V253H8ZM17 254H18V253H17ZM19 254H20V253H19ZM55 254H56V253H55ZM79 254L81 255V253H79ZM85 254H86V253H85ZM85 254H84V255H85ZM90 254H92V253H90ZM90 254H89V255L86 254V255L90 256ZM100 254H102V252H101ZM109 254H110V253H109ZM138 254H139V253H138ZM138 254H137V255H138ZM144 254H145V253H144ZM155 254H156V253H155ZM158 254H159V253H158ZM162 254H163V255H166V253H165V254L162 253ZM162 254H161V255H162ZM167 254H168V251H167ZM23 255H24V254H23ZM23 255H22V256H23ZM32 255H34L35 258H37V257L39 256V255H38V256L36 257L35 254H32ZM42 255H43V254H42ZM47 255H48V254H47ZM51 255H52V254H51ZM59 255H61V254H59ZM63 255H64V254H63ZM65 255H66V254H65ZM67 255H69V254H67ZM70 255H71V254H70ZM92 255H93V254H92ZM96 255H97V254H96ZM98 255H99V254H98ZM106 255H107V254H106ZM106 255H105V256H106ZM114 255H115V254H114ZM122 255H123V253H122ZM122 255H120V256H122ZM129 255H130V254H129ZM132 255H133V254H132ZM156 255H157V254H156ZM163 255H162V256H163ZM171 255H172V254H171ZM259 255H260V253H259ZM12 256H13V255H12ZM15 256H16V255H15ZM15 256H14V257H15ZM40 256H41V254H40ZM45 256H46V254H45ZM52 256H56V255H52ZM78 256H79V255H78ZM81 256H82V255H81ZM94 256H95V255H93L92 257H94ZM107 256L109 257V255H107ZM111 256H112V255H111ZM145 256H146V255H145ZM162 256H161V257H162ZM168 256H169V255H168ZM174 256H175V255H174ZM260 256H262V255H260ZM2 257H3V256H2ZM14 257H13V258H14ZM27 257H28V256H27ZM30 257H31V256H30ZM50 257H51V256H50ZM60 257H61V256H60ZM64 257H65V256H64ZM70 257H72V256H70ZM74 257H75V256H74ZM97 257H98V256H97ZM97 257H96V258H97ZM99 257H100V256H99ZM113 257H114V256H113ZM122 257H123V256H122ZM124 257H125V256H124ZM135 257H136V256H135ZM150 257H151V256H150ZM150 257H149L148 259H152V258H150ZM152 257H154V254H153ZM166 257H167V256H166ZM185 257H186V256H185ZM185 257H184V258H185ZM191 257H195V256H191ZM203 257H204V256H203ZM258 257H259V256H258ZM3 258H4V257H3ZM10 258H11V257H10ZM10 258H9V259H10ZM19 258H20V257H19ZM31 258H32V257H31ZM31 258H30V259H31ZM35 258H34V259H35ZM42 258H43V257H42ZM52 258H53V257H51V260H52ZM68 258H69V257H67L66 259H68ZM83 258H84V257H83ZM90 258H91V256H90ZM90 258L88 257V259H90ZM105 258H106V257H105ZM109 258H110V257H109ZM109 258H106V259L109 260ZM115 258H116V257H115ZM127 258H128V257H127ZM130 258H131V257H130ZM156 258H157V257H156ZM162 258H163V257H162ZM178 258H179V256H178ZM181 258H182V257H181ZM187 258H188V257H187ZM262 258H264V257H262ZM7 259H8V258H7ZM38 259H39V258H38ZM40 259H41V258H40ZM48 259H49V258H48ZM57 259H58V258H57ZM63 259H64V258H63ZM75 259H76V258H75ZM93 259H94V258H93ZM97 259H98V258H97ZM159 259H160V258H159ZM165 259H166V258H165ZM173 259H174V258H173ZM176 259H177V258H176ZM190 259H192V258H190ZM196 259H197V258H196ZM12 260H13V259H12ZM14 260H15V259H14ZM14 260H13V261H14ZM31 260H32V259H31ZM60 260H61V258H60ZM71 260H72V259L70 258V261H71ZM86 260H87V259H86ZM107 260H105L104 257H103V261H106V262H107ZM115 260H116V259H115ZM120 260H121V259H120ZM124 260H125V259H124ZM135 260H136V259H135ZM153 260H154V259H153ZM156 260H157V259H156ZM174 260H175V259H174ZM186 260H188V259H185V261H186ZM200 260H201V259H200ZM200 260H199V261H200ZM202 260H203V258H202ZM19 261H20V260H19ZM24 261H26V260H24ZM33 261H36V260H33ZM70 261H69V264H70ZM81 261H82V260H81ZM84 261H85V260H84ZM87 261H88V260H87ZM87 261H86V262H87ZM95 261H96V260H95ZM111 261H112V260H111ZM113 261H114V260H113ZM122 261H123V260H122ZM129 261H130V260H129ZM129 261H127V263H128ZM131 261H132V260H131ZM139 261H141V260H139ZM144 261H145V260H144ZM146 261H147V260H146ZM171 261H172V259H171ZM179 261H180V260H179ZM183 261H184V260H183ZM20 262H21V261H20ZM46 262H47V261H46ZM51 262H52V261H51ZM62 262H63V261H62ZM62 262H60V263L62 264ZM73 262H74V264H75L74 259H73ZM76 262H78V261H76ZM97 262H98V261H97ZM108 262H109V261H108ZM115 262H116V261H115ZM149 262H150V260H148V263H149ZM157 262H159V261L157 260ZM157 262H156V263H157ZM160 262H161V261H160ZM173 262H175V261H173ZM180 262H181V261H180ZM193 262H194V261H193ZM12 263H13V262H12ZM12 263L10 262V264H12ZM14 263H16V262H14ZM21 263H22V262H21ZM32 263H35V262H32ZM32 263H31V264H32ZM49 263H50V262H49ZM52 263H53V262H52ZM54 263H55V262H54ZM113 263H114V262H113ZM131 263H132V262H131ZM137 263H138V261H137ZM183 263H184V262H182V263H180V264H183ZM198 263H199V262H198ZM198 263H197V264H198ZM23 264H25V263H23ZM40 264H41V263H40ZM76 264H77V263H76ZM82 264H85V263L83 262ZM86 264H87V263H86ZM88 264H89V261H88ZM96 264H98V263H96ZM101 264H102V263H101ZM123 264H125V263H123ZM128 264H129V263H128ZM143 264H144V263H143ZM159 264H160V263H159ZM168 264H169V263H168ZM184 264H185V263H184ZM190 264H191V262H190Z\"/></svg>",
	"mask_w": 264,
	"mask_h": 264
}]
</instances>
